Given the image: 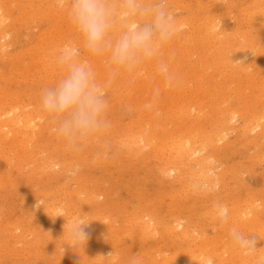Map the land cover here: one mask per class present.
<instances>
[{"label": "rangeland", "instance_id": "rangeland-1", "mask_svg": "<svg viewBox=\"0 0 264 264\" xmlns=\"http://www.w3.org/2000/svg\"><path fill=\"white\" fill-rule=\"evenodd\" d=\"M17 1H19V0H17ZM25 1V2H24ZM29 1V0H28ZM28 1H26V0H20V3H25V4H23L24 6H26L27 4H29L30 2H28ZM34 1H38V0H32V2H34ZM42 1H44V0H42ZM169 1V2H168ZM167 1V5H168V11H171L170 13H171V16H172V18H174V19H176L175 21H181V22H189V21H195L194 23H198L199 21H201V22H203V19L204 20H207L206 18H207V16H211V14L213 15L211 18H213V19H211L212 21H213V23H215V21H216V18L217 17H219L218 15H220V18H217V19H219V20H217V22H219V23H217V26L215 27V29H217L219 32H221V33H224V34H226L227 33V35H229V33L231 32V35H229L230 37V40L231 39H234V40H231V42L229 41L228 43H229V46L230 47H232L233 46V48H230L231 50H234L235 49V47L236 48H243L242 46V44L246 41H244L243 39H245V37H244V35H242V37H244V38H242L241 37V34L242 33H244L246 30V32H247V35H249V36H247L246 35V32L244 33L247 37H248V39H250V38H252V39H254V40H256V41H253V42H255V43H257V44H255V45H259V44H263L264 45V34H262V32L264 33V28H263V26L262 25H260V24H258V20L256 19V18H254V19H249V17H248V15H249V13H250V11L253 9V3H254V1L253 2H251V0H240L241 2H239L238 0H223V1H226V2H223L222 0L220 1V0H214L213 2L211 1V0H209V3L206 1V3L204 2V3H202L201 4V9H200V7H195V10H197V9H199V10H197V11H193V7L195 6V0H191V1H189L188 3H185L184 2V0H168ZM172 1H174L173 3H171ZM188 1V0H187ZM186 1V2H187ZM192 1H194V2H192ZM211 1V2H210ZM229 1V2H228ZM245 1V2H244ZM28 2V3H27ZM183 2V3H182ZM222 3V4H217V3ZM234 2H236V3H234ZM37 3H39V2H35L34 3V5H37ZM185 3V5H183ZM193 4V5H191L190 6V4ZM212 3H213V7H211V5H212ZM228 5L229 4V6H227L226 4ZM240 3V4H239ZM171 4H173V6L171 5ZM189 4V5H188ZM237 6H236V5ZM245 5V6H243V5ZM255 4H256V0H255ZM189 7H188V6ZM203 5H207V7L210 9H205L206 10V13L204 12V8H205V6L203 7ZM210 5V6H209ZM218 5L220 6V7H218ZM226 7L227 6V8H228V10L229 11H227V8H225L224 6ZM231 5V6H230ZM236 6V7H234V9H237L236 11L233 9V6ZM240 5V6H239ZM247 5V6H246ZM173 8H172V7ZM174 6H176V8H177V10H176V8L174 7ZM186 8H185V7ZM217 6V7H216ZM243 6V7H242ZM249 6V7H248ZM16 8L18 7V6H15ZM13 8V10H12V12L14 13H12V15H13V17L15 16H17L18 14H16V8ZM38 7H39V5H38ZM188 7V8H187ZM215 7V8H214ZM221 7H223V8H221ZM247 7V11H245L244 9ZM170 8H172V9H170ZM175 8V9H174ZM189 8H191L190 10H189ZM203 8V9H202ZM231 8H232V10H231ZM240 8H243V10L242 9H240ZM249 8H251V10L249 9ZM170 9V10H169ZM185 9V10H184ZM188 11H187V10ZM218 9H220V10H218ZM223 9V10H222ZM224 9H225V12H224ZM240 9V10H239ZM173 10V11H172ZM239 10V11H238ZM245 11L246 13H243L242 11ZM177 11V12H176ZM178 11H179V13H178ZM211 11H213V13H210ZM215 11H217V12H215ZM222 11V12H221ZM232 11V12H231ZM200 12H202V13H200ZM177 14V15H173V14ZM197 13V15L195 16V14ZM218 15H217V14ZM220 13V14H219ZM234 13L236 14V15H234ZM240 13H242V15H240L239 14V16L237 17V15ZM16 14V15H15ZM183 14V15H182ZM207 14H210V15H207ZM12 15H11V18H12V21H11V25L14 27L12 30L10 29V31H11V34H10V36H9V38H7L6 40L8 41V46L9 47H7V49L8 50H12L11 52L10 51H8V50H5V51H8V54H7V52H4L5 54H1V57H0V66H2V68H0V74H2L3 75V77L1 78V79H3L2 81H1V79H0V82H1V84L0 85H3V88H4V91H5V93L7 94H13V102L15 103V104H18V106L20 107V112H23L24 114H31V115H33V116H35L34 118V120L35 121H33L34 123H35V125H37V126H35V132H34V137L36 136L37 138H35L33 141H32V143H31V150H27V151H24V154H21V153H23V150H21V149H19V151L18 150H16V152L14 153V151H12L13 149H12V144H10V143H8V142H5L4 144H2V143H0L1 144V149H3V150H1V152L2 153H4V156H6L5 154L7 153V158L5 159V160H2L1 159V156L3 155V154H1L0 153V161H2V162H0V164H1V166H2V163H3V166L4 167H6V169H8V170H6V169H2L1 171L3 172H5L4 174H7L6 176H4V174H3V176L4 177H7V178H9L8 180H4V179H6V178H4V177H2V175H1V171H0V181H2V182H0V184H2V185H0V193H2V194H0L1 196H0V202H2V203H0L1 205V209H0V214L2 215V216H0V223L2 222V224L0 225V226H2V225H4L5 227H1L0 229H2V230H0V232H1V235H0V239H1V241H5V243H2L1 241H0V245H1V247L4 245V244H7L8 246H10V247H8L7 245H4L3 247L4 248H1L0 250L2 251V253L0 252V254L1 255H3V253L4 252H6L7 251V253H6V256L8 255H10V257H6V256H2L1 257V255H0V264H13V263H15V264H64V263H66L67 261H69V263L67 262L66 264H75L74 262V260H73V258L75 259V258H79L80 257V259H78V264L80 263V264H82L83 263V261L85 262V263H91V264H93V263H95L94 261H96V260H94V258L95 259H97V262L98 263H101V264H111V263H115V264H128V261H129V259L132 257V256H134V252H135V256H138V258L140 257V260H142L141 261V263L143 262H145L146 261V259H142V257L143 258H145L146 256L148 257V255L147 254H149V257L147 258V262H149V263H147V262H145L144 264H152V263H150V261L151 262H153V264H162V262L164 263V264H166L165 263V261H166V259H167V261H169V259H170V264H174V263H176V264H180V263H184L186 260H188V259H191V256H192V251H194V254H193V257H197V258H202V257H204L205 255H206V253L205 252H203V251H205L206 250V248L208 247L209 248V250H208V248H207V250L208 251H210V252H208V251H206L207 252V254L208 255H212V254H215V258H214V261L216 262H218L219 261V259L217 260V258H219V256L221 255L222 257H224V259L227 261V262H229V263H231L232 261L234 262L233 264H239V263H242V264H244V263H246V264H261V262L263 261L262 259H264V251H260V250H264V233H262V235H260L261 234V232L259 231V232H257V230H259V229H261V228H264V227H261V225L263 224V226H264V210L262 211V209H264V208H260V203H264V199H262V201H261V199H260V195L262 196V195H264L263 194V192H264V178H263V176H264V166H262V165H264L263 163L261 164V162H264V157H263V155L264 154H262V153H264V148H262V147H264V144H262V143H264V140L262 141L261 139H260V141H259V137H257V136H255L256 134H255V131H253V134H254V141H253V135H251V133H252V131H250V133H246V135H245V133H243L238 127V124H239V122H240V124L239 125H241V118H237V119H234V120H232L231 122L233 123V121H234V123H236L237 122V125H235L234 123H233V125H235L236 126V128H234L235 126H233V130H232V127H231V125H232V123H228L229 124V126H228V124H227V127L229 128L230 127V129L231 130H229V132H227V129L225 130L226 131V133L227 134H225L224 133V135H223V137H225V138H223V139H219V138H217L216 139V137H218L219 135L218 134H220V135H222L220 132H217L216 130H217V128L219 129L220 128V126H216L217 124H214L213 126H216V127H212L211 126V121L210 120H208L207 118H205L204 120H206L205 121V123H204V121L202 120V118H201V122L203 123H199L200 125H198V122H195V121H191V120H195V113H197V106H192V107H189V103H187V99H188V101H190L191 103H194V101H195V99L193 98V96H194V94L197 92V90H201V86L199 85V83L198 82H202V81H200V79L202 80L203 79V72H207V71H209V73H208V75L209 76H211V77H214L213 79H216L217 80V77H218V79L219 80H221L222 79V76H220V75H223L225 78H226V85L227 86H229V88L228 89H226L225 88V90H223L222 92H221V97L223 98V99H225L226 100V102H222V100H219L220 102H221V104L222 105H229L230 107L232 106V108H235L236 106V108H237V110H239V109H241V111H242V109H243V111H244V109L246 110L248 107H251V108H253V109H251V110H254V104L255 103H259L258 105H259V107L261 106L262 107V105H261V103H262V101H259V99L258 100H256L257 98H253L251 101L253 102V104L251 105V106H247L243 101H241L240 99H238V96H236V95H234V93H232V92H230L229 91V89L232 87V85L229 83V77H231L232 76V78H233V80H236L237 78H239V77H241L240 75H242V76H246V78L248 77L249 78V76L251 75H254L255 77H257L256 75H258V78L259 79H263V78H261V76L262 77H264V70L262 71V68H261V70H260V68H258V67H263L264 66V56L261 58V59H259V62L257 63L258 64V67H257V69H255L256 68V66H257V64L256 65H254L253 67H249L247 70L249 71V74H248V71L245 73V72H240V69L239 70H237L236 68H238V65L242 62V63H247V62H250L253 58H254V56H256V54L257 53H254L253 55H243V54H247V53H242V57H244V59H241L240 61L239 60H233V62L231 61L232 59H234V53L232 54V51H228V50H226V54H225V56H226V59L227 60H229L230 61V64H227V65H229V69L231 68V71L229 72V73H227L228 72V66L227 65H215L214 67H215V70L214 69H212V68H208V69H204V70H200V72L201 73H197L196 75H194V76H197V80H196V78L194 77V81H189V79L190 80H193V78H192V74H190L189 75V77H186L187 79V83L186 84H188L189 86H187L186 84H185V88L183 89V90H185V91H181V93H185L186 94V96H188L189 94V92H190V95L192 96H188V98H184V96H185V94L183 93V94H180V95H178L177 93L175 94V96H176V98H178V97H182L181 99H182V101H186V103L188 104H185L186 105V107H184L185 108V110H184V112L182 113V115H183V118H186V119H191V120H186V121H191V122H193L192 124L195 126V124L197 125V126H193V128H192V126H191V128H192V130H196L195 128H198V127H200L201 125H202V129H204L205 131H212V132H208L210 135H213V132H215L216 133V135H218V136H216L215 135V133H214V135H215V137H214V135L212 136V139H213V141L216 139V144H217V141H218V139H219V143H223L225 140L227 141V143H229L230 145L232 144L233 146H238L236 149H238V150H236L235 148H232V146H231V148L229 149V144L227 145L225 142H224V144H225V146L227 145V148H223L224 146L223 145H221V144H219L218 143V145L221 147H215L216 145L215 144H213L214 146L212 147H210V146H207L206 147V150L205 151H203L202 153H205V152H207V153H205V154H207L208 156L210 155V157L212 158V160H211V163H213L212 161L214 160L215 162L212 164V165H214V164H216V163H222L221 164V166L220 165H218V164H216V165H218V167H216V165H215V167L216 168H218L217 170H215L214 169V172L215 173H218L219 171V169H220V171H221V169H222V172H221V175H223V174H225V176L223 175V176H221V179H222V177H223V181H225V179H227L228 177H229V179H227L228 180V182H229V184L228 185H230V186H232V188L233 187H235V183H238V189H232L230 186H228L226 183H227V180H226V182H222V180H221V182H222V184L219 182V184L217 183V185H215V184H213V186H208L207 184L205 185V184H203L202 183V179L201 178H199V177H196V181H195V188L197 189V190H195V189H193V187L191 186H189L190 184H188V183H190V178H188V174L191 172V171H193V170H191V169H189V167H191V165L192 164H190V160H188L187 162H188V164L187 165H185L187 162L186 161H184L183 163H184V165L182 164V166H186V167H182L181 168V170H180V173H181V171H182V176H183V174L186 172V175L184 174V176H183V178H184V180H183V178H182V176L180 175L179 177H175L173 174H171V173H163V172H161L160 170H161V167H162V160H160V158H158V155L157 154H155V152L153 151V149H151V148H147V147H145V149H144V147L143 148H141V150H142V153H141V151H140V153H139V151H136L139 155H138V158L136 157L137 156V153H135L134 151H133V149L130 147V145L129 144H126V142L127 143H129L128 142V136H127V134H125L124 132L126 131L128 134L129 133H131L130 131H133V133H134V131L136 132L137 131V129L138 128H140L139 126L141 125V123L143 124V127L142 128H140V129H138V131L139 130H144L145 132H146V128H144V127H147V125H145V121H144V117H142V116H140L141 114H142V111H143V109H141V108H139V106L140 107H144V108H146V106H147V108H149L151 105V103L149 104V103H147V101L148 102H151V100H153V99H155L156 101H157V97L156 96H158V94H157V92L156 91H158V90H160V92H161V90H162V87L160 86L159 87V85H158V83L155 81V80H157L158 78H161L163 75H165V73H166V77H164L163 79H166L167 81L169 80V76H168V74H169V68H168V63H170V62H168V59L165 57V56H161L162 57V59L160 60V59H158V61H157V63L155 64V66H156V68H155V66H154V69H151L155 74H153V72L151 71V70H149V74H153V75H151L152 77H153V82H152V84H154L155 82L157 83V84H155L156 85V87H158V88H156L155 87V85H153L152 86V88L154 89H146L147 87L149 88L150 86L147 84V87L146 86H144L145 88H143V89H141L143 92H140L139 94H140V97H138L139 96V94L137 95V96H133L134 98L135 97H138L137 99L135 98V103H133L131 100L128 102V100L126 99V101H124L123 100V98L125 97V96H120L119 97V95H117V98L118 99H113V97H115L116 98V95H114L115 93L116 94H118L119 92H117V91H119V90H117V91H115L116 89H118V88H114V87H110L111 89H112V91H111V89L110 88H108L107 87V89H105V93H106V96H107V100H108V102H111V103H109V104H113L114 106H112L111 105V107L110 108H108V111H107V113H109V114H106V118L108 117V121L109 122H111L112 121V123H110V125L111 126H109L110 128H107V130L104 132V133H102V134H99V135H97V137L95 136V139H93V137H92V139L90 138V139H88L87 141L88 142H85V143H83L80 147H78L77 149L76 148H70L71 150H68V148L66 149V147L65 148H63V146H67L57 135H55L56 133H55V131H54V127L52 126V124H51V122H50V120H48L49 118L47 117V115L45 114V113H43L42 112V109H41V107H40V97H41V93H42V90L45 88V87H51V86H54V84L56 83V81H58L60 78H61V76H58V75H53L52 76V79H50L51 78V75H49V74H47V76H45V75H42V74H38L37 73V70H38V68H37V70H36V72H34V73H36V74H34V73H31L32 74V76H31V74H30V78H32L33 79V77H34V75L37 77V78H39V77H41V79L43 80H41V79H39V80H41V81H39L36 77H34L35 79H29V75L28 76H26L25 74H24V76H23V74H22V76H21V74H17V72H19V70L17 69L16 71H15V65L18 63V65H16V68H20L21 67V65H23V62H22V59L23 60H25V61H28L29 59L28 58H30V57H36V56H38V53H40L41 51V53L39 54V56L38 57H42L41 55L43 54V56L45 55V57H43V58H48V57H50L51 55H53L51 52H50V50H52L51 49V46L53 47V44H49V43H47V42H50V40H51V37L49 36V32H51V33H53V35L55 36V35H57L58 36V34L56 33V32H52L51 31V29H52V25H54V23H53V21L52 20H50V19H38L39 21H41V22H44L45 20H46V22H44V24L45 23H49L50 25H44L43 23H41V22H39V21H37V19L36 20H32L31 19V21L32 22H37V23H33L32 25H31V21L29 20V23H22L23 21H21L20 22V20H13V17H12ZM207 15V16H206ZM215 15V16H214ZM221 15H224V17H222ZM228 15H230L229 17H231L230 19H229V17H228ZM232 15V16H231ZM177 16V17H176ZM178 16H180V17H178ZM200 16V18H198ZM201 16H203V17H201ZM236 16V18L235 19H237L238 18V21L237 20H234V17ZM241 16H243L244 18H242ZM195 17V18H194ZM216 17V18H215ZM221 17H222V19H221ZM241 17V18H240ZM190 19V20H188V19ZM194 18V19H193ZM228 18V19H227ZM138 19H142V18H138ZM174 19H173V21H174ZM224 19H226V21L228 22H225V20ZM239 19H242L243 21H241V20H239ZM248 19V20H247ZM50 20V21H49ZM224 20V21H223ZM255 22H254V21ZM257 20V21H256ZM19 22L18 24H17V22ZM47 21H49V22H47ZM231 21H232V23L233 24H231ZM241 21V22H240ZM252 23V24H250V22ZM40 23V25H39V23ZM221 22V23H220ZM223 22H224V24H223ZM235 22V23H234ZM247 22H248V25H247ZM254 22V23H253ZM15 23V24H14ZM22 23V24H21ZM212 23V24H213ZM215 23V24H216ZM225 23H227L226 25H225ZM238 23V26L237 25H235V24H237ZM21 24V25H20ZM219 24H221V25H219ZM223 24V25H222ZM230 24V25H229ZM241 24V25H240ZM17 25V26H16ZM28 25H30L29 26V28L31 27H33V31H31L32 29H29L28 31H27V27H28ZM37 25L39 26V27H37ZM186 25V26H185ZM219 25V26H218ZM17 27V29H16V27ZM25 26H27V27H25ZM43 26V27H42ZM224 26V27H223ZM227 26V27H226ZM241 26H243V27H241ZM256 27V28H254L256 31H257V28H258V30H261L260 29V26H262V31L260 32V34L258 35V37L257 36H254V35H256V31L253 29V28H251V27ZM22 27V28H21ZM24 27H25V29H24ZM35 27H37V28H35ZM40 27H42L41 29H40ZM46 27V28H45ZM186 29H185V28ZM217 27H219V28H217ZM221 27V28H220ZM237 29H236V28ZM249 27V28H248ZM182 28V30H188L189 32L191 31V27H188L187 26V24H183V26H181L179 29H181ZM234 28H235V30H234ZM241 28H244V31H241L240 32V29ZM246 28V29H245ZM14 29H15V31H14ZM49 30V32H47L48 30ZM231 29H232V31H231ZM238 29H239V31H238ZM248 29H249V31H248ZM26 30V31H25ZM42 32H41V31ZM182 30H180V31H182ZM243 30V29H242ZM24 31H25V33H24ZM54 31V30H53ZM226 31V32H225ZM228 31V32H227ZM251 31H253V33L251 32ZM13 32V33H12ZM22 32V33H21ZM39 32V33H38ZM46 32V33H45ZM238 32H240L241 34H238V35H235L236 33ZM248 32H250L249 34H248ZM255 32V33H254ZM258 32V31H257ZM37 33L39 34V35H37ZM20 34H22V37H21V35ZM24 34H26V37H25V35ZM29 34V35H28ZM199 34V32L197 33V35ZM234 34V35H233ZM254 34V35H253ZM18 35H19V37L20 38H18ZM36 35V36H35ZM46 35V36H45ZM47 35L50 37V39L47 37ZM78 36L77 34H75V31H74V34H73V36ZM193 35H195V37L194 38H192L191 40H190V43H192V44H194L196 41H197V38H198V42H200V43H197L196 42V44H198V46L200 45L201 46V48H200V46L198 47L196 44V46H197V49H194V50H192L193 52L196 50V52L195 53H192V51H191V54L190 55H188L189 56V59H186V60H188L189 62V65H194V64H196V63H198L203 57H202V55H205V52L204 51H206V54L207 53H209V51L211 52V49H209L210 47H209V45H207L206 43H205V40L203 39V38H200V34L198 35V37L196 36V33L195 34H193ZM253 35V36H252ZM59 36H61L60 34H59ZM234 36V37H233ZM251 36V37H250ZM261 36H263V37H261ZM18 39H17V38ZM34 37V39H32ZM40 37V38H39ZM79 37V36H78ZM247 37H246V39H247ZM24 38H26V39H24ZM36 38V39H35ZM43 38V39H42ZM236 38V39H235ZM260 38V39H259ZM263 38V39H262ZM193 39H196V40H193ZM202 39V40H201ZM239 39V40H238ZM263 41H262V40ZM26 40L28 41V43L26 42ZM37 40V41H36ZM39 40H41V41H39ZM47 40V41H46ZM57 40V39H56ZM193 40V41H192ZM237 40V41H236ZM241 40V41H240ZM33 41V42H32ZM46 42V43H44V42ZM59 41V40H58ZM204 41V42H203ZM258 41V42H257ZM261 41V42H260ZM25 42V43H24ZM34 42H35V44H34ZM201 42H203V44L201 43ZM240 43V45H239V43ZM242 42V43H241ZM29 43H31V45H32V47H31V45L29 44ZM236 45H238V47L237 46H235V44ZM11 44V45H10ZM23 44V45H22ZM42 46V44H43V46L41 47L40 45ZM247 44V43H246ZM14 45H16V46H14ZM20 45V46H19ZM30 45V46H29ZM35 45V46H34ZM37 45H38V47H37ZM49 45H50V47H49ZM79 44H77V46H78ZM80 45H81V43H80ZM178 44H176V46H177ZM21 46H22V48H21ZM46 46H48L47 48H46ZM196 46H195V48H196ZM235 46V47H234ZM19 47V48H18ZM33 47L35 48V50L33 49ZM209 47V48H208ZM28 48L30 49V50H28ZM37 48H38V51H37ZM209 49V51L207 50V49ZM27 49V50H26ZM43 49V50H42ZM44 49H46V50H44ZM200 49V50H199ZM25 52H24V51ZM32 50V51H31ZM240 50V49H239ZM18 51V52H17ZM19 51H20V55H18L19 54ZM28 51H30V52H28ZM34 51V52H33ZM36 51H37V53H36ZM44 51V52H43ZM46 51V52H45ZM82 51H84V53L82 52ZM202 51V52H201ZM228 51V52H227ZM248 51V50H247ZM246 51V52H247ZM14 52V53H13ZM23 52V53H22ZM33 52V53H32ZM201 54H200V53ZM9 53L11 54L12 53V55H10V57L11 56H14V57H20L21 56V60H20V62H15L14 60H11L12 59V57H11V59L10 58H8V59H5V58H7V57H9L8 55H9ZM28 54L27 55V58H26V55L24 56L23 54ZM34 53L36 54V55H34ZM44 53H47V54H49V56H47V54H44ZM87 53V54H86ZM22 54V55H21ZM31 54H32V56H31ZM82 54H84V55H82ZM232 54V55H231ZM15 55H17V56H15ZM34 55V56H33ZM58 55V54H57ZM87 55V56H86ZM199 56V58L197 57V56ZM230 55V56H229ZM6 56V57H5ZM24 58H23V57ZM47 56V57H46ZM85 56V57H84ZM88 56H89V53L86 51V50H84L83 48H82V46H80V59L81 60H85V59H88ZM194 56V57H193ZM201 56V57H200ZM230 58V57H232V59H229L228 57ZM257 56H258V54H257ZM256 56V57H257ZM3 57H4V59H3ZM82 57H83V59H82ZM165 57V58H164ZM197 57V58H196ZM249 57H251L252 59L251 60H248V59H250ZM26 58V59H25ZM51 58V57H50ZM192 58H195V59H192ZM3 59V61H1ZM165 59V60H164ZM161 62H160V61ZM194 60V61H193ZM196 60V61H195ZM246 60V61H245ZM248 60V61H247ZM263 61L262 63L260 62V61ZM87 61H89V59L87 60ZM102 62V64H107V63H105L106 61L105 60H101ZM238 61V62H237ZM245 61V62H244ZM164 62L167 64V65H165L164 64ZM171 62H174L173 60L171 61ZM9 63V64H8ZM16 63V64H15ZM159 63H161V64H159ZM188 63H187V66H188ZM235 64V65H234ZM7 65H8V67H7ZM13 65V66H12ZM233 65L234 66H236V68H233ZM11 66V67H10ZM163 66V68H166V69H168L165 73L163 72V70H162V68H159V67H162ZM218 68H217V67ZM219 66H221L220 68H219ZM223 66V67H222ZM225 66V67H224ZM5 67V68H4ZM202 67H204V65H202ZM202 67H200L201 69H202ZM4 68V69H3ZM224 68H226V69H224ZM252 68H254V69H252ZM7 69H8V72H6L7 71ZM159 69V70H158ZM220 69H222V71L220 70ZM263 69H264V67H263ZM5 72H4V71ZM12 70H14V71H12ZM156 70V71H155ZM213 72H212V71ZM219 72H218V71ZM54 71V70H53ZM56 71H59V70H56ZM140 71V73H142L143 71L142 70H139ZM142 71V72H141ZM203 71V72H202ZM210 71H211V73H210ZM221 71V72H220ZM235 71H238L239 72V74L240 75H238V72H235ZM255 71V72H254ZM261 71H262V74H261ZM3 72H4V74H3ZM156 72H158V73H156ZM160 72V73H159ZM162 72V73H161ZM194 72V71H193ZM257 72V73H256ZM258 72H260L259 74H258ZM6 73V74H5ZM8 73V74H7ZM191 73V72H190ZM195 73V72H194ZM220 73V74H219ZM230 73H231V76H228V75H230ZM18 76H17V75ZM200 74V75H199ZM202 74V75H201ZM236 74V75H235ZM49 75V76H48ZM159 76V77H156V76ZM234 75H235V78H234ZM238 75V76H237ZM5 76V77H4ZM186 76H188V75H186ZM200 76H202V77H200ZM217 76V77H216ZM220 76V77H219ZM260 76V77H259ZM8 77H11L12 78V80H11V78H8ZM53 77H55L54 79H53ZM237 77V78H236ZM27 78V79H26ZM44 78V79H43ZM46 78H48V79H46ZM96 78H97V76H96ZM157 78V79H156ZM25 79L27 80V81H25ZM199 79V80H198ZM46 82H45V81ZM49 80V81H48ZM56 80V81H55ZM104 80V79H103ZM103 80H101V84L103 83V85L104 84H106L107 83V81H108V79H105L106 80V82H102ZM204 80V79H203ZM219 80H217V81H219ZM14 81V82H13ZM31 81V82H30ZM32 81H33V83H32ZM52 81V82H51ZM164 81V80H163ZM166 81V82H167ZM26 82H27V84H28V82H30V84L29 85H27L26 84ZM38 82V83H37ZM50 82V83H49ZM111 82H115L113 79L111 80ZM190 82V83H189ZM194 82H195V84H197L198 83V86L197 87H195L196 85L194 84ZM147 83H149V82H147ZM36 84H39V85H36ZM46 84H48V86L46 85ZM191 85H192V87H191ZM195 87V89L193 90V88ZM6 87H8V89L6 88ZM20 87H22V88H20ZM169 87V86H168ZM113 88H114V90H113ZM161 88V89H160ZM165 88H167V85L165 86ZM191 90H190V89ZM197 88H199V89H197ZM40 89V90H39ZM109 89V90H108ZM187 89H189L188 91H187ZM8 90V91H7ZM23 90H25L26 92H24V94H23ZM27 90H28V92L29 93H27ZM152 90H153V92H155V94H156V96H155V94L152 92ZM195 91L196 90V92H193V91ZM10 91H12V92H10ZM33 91V92H32ZM39 91V92H38ZM114 91H115V93H114ZM145 91L147 92V94L149 93V95H151V96H155L156 98H154V97H150V96H147V94H144L145 93ZM149 91V92H148ZM151 91V92H150ZM229 91V92H228ZM10 92V93H9ZM126 94L127 93V91H122V94L123 95H125L124 93ZM159 92V93H160ZM191 92H192V94H191ZM228 92V93H227ZM25 93H27V95L29 94V97L25 94ZM32 93V94H31ZM114 93V94H113ZM152 93V94H151ZM229 93H230V95H229ZM37 94H40V95H37ZM137 94V93H136ZM142 94H144V95H142ZM188 94V95H187ZM228 94V95H227ZM18 95V96H17ZM20 95V96H19ZM24 95H26L25 96V98H24ZM38 97H37V96ZM142 95V96H141ZM234 95V96H233ZM21 96H23V97H21ZM144 96H146V97H144ZM178 96V97H177ZM185 96V97H186ZM200 96H202L201 94H200ZM234 97L235 99H232L231 97ZM236 96V97H235ZM16 97V98H15ZM18 97V98H17ZM33 97V98H32ZM133 97L131 98L133 101H134V99H133ZM228 97H229V100H227L228 99ZM24 98V99H23ZM27 98V99H26ZM153 98V99H152ZM193 98V99H192ZM236 98H237V100H236ZM264 98V96L262 97V100H264L263 99ZM28 99H30V100H28ZM111 99V100H110ZM122 99V100H121ZM144 99H145V101H144ZM149 99V100H148ZM151 99V100H150ZM185 99V100H184ZM16 100V101H15ZM23 100V101H22ZM33 100V101H32ZM114 100V101H113ZM117 100H119L118 102H117ZM137 100H139V102H140V105L137 103ZM154 100V101H155ZM191 100H193V101H191ZM235 100V101H234ZM21 101V102H20ZM28 101V102H27ZM124 102V105L127 107V105H128V108L130 109V110H128V108L126 109V107L123 105V102ZM143 101V102H142ZM155 101V102H156ZM232 101V102H231ZM25 102H27V103H25ZM31 102H33V103H31ZM37 102V103H36ZM228 102H231V103H229L228 104ZM261 102V103H260ZM22 103V104H21ZM28 103H29V105H32V106H29L28 105ZM120 105H119V104ZM130 103V104H129ZM132 103V104H131ZM145 105H144V104ZM227 103V104H226ZM20 104V105H19ZM26 104V105H25ZM38 104V105H37ZM121 104H122V106H121ZM134 104V105H133ZM220 104V105H221ZM22 105V106H21ZM25 105V106H24ZM28 105V106H27ZM33 105H34V107H33ZM132 105V106H131ZM137 105V106H136ZM150 105V106H149ZM233 105H234V107H233ZM240 105V106H239ZM40 107V109H39V107ZM110 106V105H109ZM120 107V109H119V107ZM125 108H124V107ZM239 106V107H238ZM116 107H118V108H116ZM135 107H137L135 110H134V108ZM142 107V108H143ZM158 107V108H157ZM160 107L162 108V106L160 105V103L159 104H157V106H155V109L157 110V109H160ZM260 107V108H261ZM28 108H30V110H28ZM32 108V109H31ZM113 108V109H112ZM117 110V109H119V110H115V109ZM151 108H153V110H155L154 109V107H152L151 106ZM189 108H192V110L191 109H189ZM235 108V109H236ZM239 108V109H238ZM26 109V110H25ZM37 109H39L38 111H37ZM193 109H195V110H193ZM36 112H34V111ZM114 112H113V111ZM128 110V111H127ZM134 110V111H133ZM155 110V112H157ZM160 110H163V111H158L157 113L159 114V113H161V114H163V112H164V109L162 108V109H160ZM29 113H28V112ZM139 111V112H138ZM187 111V112H186ZM192 111V112H191ZM33 112V113H32ZM39 112V113H38ZM113 112V113H112ZM186 112V113H185ZM37 113H38V115H39V118H37L38 117V115H37ZM112 113V114H111ZM128 113H132V114H128ZM139 113H140V115H139ZM188 113H189V115H188ZM191 113H193L192 115H191ZM210 113V112H209ZM40 114H42L41 116H40ZM116 116H115V115ZM156 114V113H155ZM157 114V115H158ZM160 114V115H161ZM166 114V116H164ZM37 115V116H36ZM114 115V116H113ZM118 115V116H117ZM131 115V116H130ZM137 115H138V117H137ZM164 115H161V117L159 118V119H161V120H163L162 122L160 121H158V120H156V122H158L157 123V125L158 124H160L159 125V127H166V128H169V129H171V128H173V126H171V125H174V123L172 124V122L170 123H168V121H170V119L172 118L171 116H170V114H168V112L166 111V113H164ZM179 115V114H178ZM182 115L180 114V116L182 117ZM187 115V116H186ZM193 115H194V117H193ZM110 116H112L111 117V119H110ZM130 116V117H129ZM168 116H170V117H168ZM189 116V117H188ZM190 116H192V117H190ZM43 119V121L41 120V118ZM44 117V118H43ZM114 117H115V119H114ZM134 117H136L137 119H139L140 118V122L139 121H136V122H134V120L133 119H135ZM207 117L210 119V116L209 115H207ZM36 118H37V120L38 119H40V120H38V121H36ZM117 118H118V120H117ZM133 118V119H132ZM168 119V121L167 120H165V119ZM170 118V119H169ZM174 118H177V116L175 115V117H173V119ZM180 118V117H179ZM127 120V121H126ZM264 118L262 119V124L264 123ZM41 123H40V122ZM118 121V122H117ZM129 121V122H128ZM131 121V122H130ZM197 121H200V120H197ZM210 122V123H207V122ZM239 121V122H238ZM48 122V123H47ZM115 122V123H114ZM166 122H167V124H169V125H166ZM185 122V121H184ZM188 122V124H187V122H185L187 125H188V127H189V124L191 123H189ZM127 124L126 126H122L121 124ZM155 123V122H154ZM184 123V124H185ZM195 123V124H194ZM42 124V125H41ZM112 124H114V125H112ZM117 124H118V126L119 127H117ZM120 124V125H119ZM131 124V125H130ZM134 124V125H133ZM163 124H165V125H163ZM183 124V126L185 127V125ZM208 126H210V127H208V129H207V125ZM210 124V125H209ZM45 125V126H44ZM50 125L52 126V127H50ZM116 125V126H115ZM128 125H130V129H131V127L132 128H134V127H136V126H138V127H136V128H134L133 130L131 129H129L128 127ZM136 125V126H135ZM163 125V126H162ZM186 125V126H187ZM206 127H205V126ZM40 126V127H39ZM48 126V129L49 128H52V129H50L51 131H49L46 127ZM113 126V127H112ZM115 126V127H114ZM142 126V125H141ZM169 126H171V127H169ZM118 129H117V128ZM121 127H123V128H121ZM241 127V126H240ZM40 128V129H39ZM46 128V129H45ZM111 128H112V130H114V129H116V130H114V131H112L111 130ZM114 128V129H113ZM119 128L120 129H122L124 132H122V131H120L119 130ZM129 130H128V129ZM212 128H215V129H213L212 130ZM263 128H264V124H263ZM42 129H44L43 130V132H42ZM111 130L110 132L108 131V130ZM47 130V131H46ZM237 132H236V131ZM117 131V132H116ZM119 131V132H118ZM235 132L236 133V136H235V134H233V133H230V132ZM43 134H42V133ZM46 132V133H45ZM48 132V133H47ZM121 132V133H120ZM38 133V134H37ZM109 135H108V134ZM115 133H117V134H115ZM120 133V134H119ZM237 133H239L240 134V136L241 137H239V134H237ZM48 134V135H47ZM232 135V136H228V135ZM40 137H39V136ZM43 137H42V136ZM53 135H55V136H53ZM119 135V136H118ZM127 136V137H124V136ZM243 135V136H242ZM251 135V136H250ZM199 136V135H198ZM230 138V137H232V140H231V138L230 139H227L228 137ZM119 137L121 138V140H122V138H123V140L121 141L122 143H123V141L125 140V142L123 143V144H121V142H119L120 141V139H119ZM227 137V138H226ZM243 137H245V138H247V139H245V138H243ZM262 137V136H261ZM39 138V139H38ZM55 138H56V140H55ZM111 139V140H109V139ZM215 138V139H214ZM239 138L241 139H244V140H240V142H239ZM249 138H250V140H249ZM252 138V139H251ZM234 139V140H233ZM262 139H264V136L262 137ZM51 140H52V142H51ZM108 140V141H107ZM114 140V141H113ZM222 140V141H221ZM248 140V141H247ZM40 141V142H39ZM93 141V143H97L98 145L96 146L95 144H89V142H92ZM102 141H104V143L102 142ZM231 141H233V143L231 142ZM236 143H235V142ZM246 142V144L244 143V142ZM256 141V142H255ZM259 141V142H258ZM262 141V143H260ZM64 143V145H63V143ZM100 143V145H99V143ZM113 142V143H112ZM214 142V143H215ZM237 142H239V145L237 144ZM248 142L250 143V144H248ZM253 143V145H251L252 143ZM46 143V144H45ZM50 143V144H49ZM61 143H62V145H61ZM103 143V144H102ZM109 143V144H108ZM254 143H260L259 145H261V146H257V148L255 149L254 147H256V145L257 144H255L254 145ZM51 144H52V146L55 148H53V147H51V149H50V146H51ZM56 144V145H55ZM102 144V145H101ZM112 144H114V145H112ZM124 144H126V145H128V146H125ZM245 144V145H244ZM4 145V146H3ZM50 145V146H49ZM62 146V148H61V146ZM92 145V146H91ZM93 145H95V146H93ZM117 147H116V146ZM122 146V147H120V146ZM240 145L243 147H240ZM247 145H248V147H247ZM3 146V147H2ZM6 146H8V150H7V147ZM49 146V147H48ZM85 146V147H84ZM87 146V147H86ZM104 148H103V147ZM109 146V147H108ZM124 146V147H123ZM251 146V147H250ZM41 147H42V149H41ZM46 147H48V150L46 149ZM120 147V148H119ZM129 148V150H131V151H129L128 150V148ZM248 149H247V148ZM258 147H260L261 148V150H260V148H258ZM33 148V149H32ZM34 148H38V150H36V149H34ZM39 148H40V151L42 150L43 152H40L39 151ZM44 148V149H43ZM100 148V149H99ZM107 148H109V149H107ZM111 148V149H110ZM116 150H115V149ZM127 148V149H126ZM147 148V149H146ZM213 148V149H212ZM217 148L219 149V156L217 157ZM223 148V149H222ZM241 148H242V150H241ZM254 148V150H252ZM50 149V150H49ZM90 149V150H89ZM105 149H106V152H104L105 151ZM151 149V150H150ZM225 150V154H226V151L227 150H229V151H227V152H230L228 155H225L224 154V152L222 151V150ZM63 150H64V152H65V154H62V153H64L63 152ZM68 150V151H67ZM76 150H78L77 152H76ZM83 150H85L84 152H83ZM87 150V151H86ZM103 150V151H102ZM109 150V151H108ZM215 151V152H213V151ZM245 150V151H244ZM247 150V151H246ZM249 150H250V154H248L249 153ZM252 150V151H251ZM10 151V152H9ZM22 151V152H21ZM28 151H30V152H28ZM39 151V152H38ZM67 151V152H66ZM92 151V152H91ZM96 151V152H95ZM102 151V152H101ZM239 151H240V153L242 154H240L239 153ZM258 151H260V152H258ZM6 152V153H5ZM12 152V153H11ZM18 152H19V154H18ZM26 152H28V154L30 155H28V154H25ZM39 154H38V153ZM62 152V153H61ZM72 152H75V153H72ZM90 152V153H89ZM101 153V154H99V153ZM129 152H131V153H129ZM211 152V153H210ZM221 152L224 154V155H222L221 154ZM236 152V153H235ZM242 152H244V153H242ZM245 152H247V153H245ZM254 152V153H253ZM257 152V153H256ZM19 155V157L17 156V154ZM37 153V154H36ZM43 153V154H42ZM54 153H55V155H54ZM96 153V154H95ZM98 153V154H97ZM108 155H107V154ZM114 153V154H113ZM146 153V154H145ZM148 153H149V156H147L148 155ZM259 153H261L260 155H261V158H260V155L258 156L257 154H259ZM12 154L14 155V156H12ZM34 154H36V155H34ZM41 154H42V156H41ZM66 154H69V156L68 155H66ZM75 154H77V158L79 159H76V157H75ZM80 154V155H79ZM88 154H89V156L91 157V156H93V158H92V160H91V162H90V160H89V156H88ZM92 154V155H91ZM104 154V155H103ZM113 154V155H112ZM121 154V155H120ZM125 154V155H124ZM127 154V155H126ZM130 154V155H129ZM132 154H135L134 155V157H132L133 155ZM154 154V156H152ZM221 154V155H220ZM255 154V155H254ZM11 156V157H13L12 159H11V157H9V156ZM17 156V158L18 159H20V161H18V159L17 158H15L16 156ZM26 155V156H25ZM37 155H38V157H37ZM58 155H60L61 157H60V159H56V158H59V157H57ZM63 155V156H62ZM64 155H65V157H64ZM74 155V156H73ZM96 155V156H95ZM103 155V156H102ZM113 156L112 158H111V156ZM124 157H123V156ZM142 155V156H141ZM143 155H145V156H143ZM155 155H157V156H155ZM215 157V158H217V161H216V159H214L213 158V156ZM231 157H230V156ZM238 156V158H237V156ZM4 156H2V157H4ZM27 156H28V159H27ZM36 158H35V157ZM39 156H40V158H39ZM44 156H47L45 159H49L50 160V164L52 163V161H53V163L51 164V167L49 168H47L46 167V169H45V167H43L41 164H39L40 163V159L42 158V157H44ZM52 156H54V158H52ZM73 158H72V157ZM80 156H81V160H80ZM82 156H83V158H82ZM97 156L98 157H100V158H98L97 159ZM110 156V157H109ZM128 156H130L131 157V160H129L130 159V157L128 158ZM152 156V157H151ZM223 156V157H222ZM225 156V157H224ZM228 156V157H227ZM244 156V158H242ZM248 156V157H247ZM254 156V157H253ZM257 156H258V158H257ZM23 157V158H22ZM51 157V158H50ZM72 158V161H71V159L69 160L70 161V163L72 164H70L69 163V161H67L68 159H63V158ZM88 157V158H87ZM103 157V158H102ZM115 157H117V158H115ZM146 157V158H145ZM147 157H149V158H147ZM155 157V158H154ZM156 157H157V159H156ZM221 157H222V160H221ZM250 157H253V158H257V159H254V162H253V158H251L250 159ZM5 158V157H4ZM3 158V159H4ZM23 160H22V159ZM29 158H31V159H29ZM33 158H34V163L33 162H31V160L33 161ZM39 158V159H38ZM126 158V159H125ZM128 158V159H127ZM136 158V159H135ZM140 158H141V160H140ZM143 158H145V159H143ZM223 158H224V160H223ZM228 158V159H227ZM230 158H233V159H230ZM242 158V161L241 160H239V159H241ZM15 159H17L16 161H15ZM24 159H26L25 161H24ZM64 161V163H63V161ZM73 159H75V160H73ZM94 159V160H93ZM104 159V160H103ZM154 159H156V160H158L159 159V161H160V163L158 162V161H156V160H154ZM227 159V160H226ZM249 159V160H248ZM260 159H262V160H260ZM27 160H28V164L27 163H25V162H27ZM76 160H78L77 162H75ZM85 160H87V161H89L88 163L87 162H85ZM102 160V161H101ZM110 160H111V164H110ZM117 161V163H118V160H119V163L117 164L115 161ZM124 160H125V163H123L124 162ZM131 162L130 164H131V169H129V166H130V164H129V161ZM139 160L141 161V163L142 164H140V163H138L139 162ZM145 160V161H144ZM150 160V161H149ZM152 160H153V162L155 163V168L154 169H158L159 170V172L158 171H156V170H154L153 168L151 169V167L153 166V162H152ZM248 162V163H246V161ZM257 160H259V161H257ZM6 161H7V163H14V164H8L7 165V163H6ZM9 161V162H8ZM13 161H15V162H13ZM56 161V163L58 164V166L57 165H55L54 164V162ZM57 161H59V162H57ZM81 161H83L82 163H81V166L79 167V162H81ZM93 161V162H92ZM99 161V162H98ZM122 163H121V162ZM135 161V162H134ZM149 162L152 166H150V164L149 165H147V162ZM223 161V162H222ZM256 161V162H255ZM261 161V162H260ZM20 162H21V165H20ZM43 162V161H42ZM61 162V163H60ZM73 162V163H72ZM77 164L78 163V165H76L75 163ZM98 162V163H97ZM113 162V163H112ZM186 162V163H185ZM247 164H245V163ZM249 162H250V165H249ZM253 162V163H252ZM258 162V163H257ZM23 163H25V164H27V165H25V166H23ZM59 163L61 164V166H62V163L64 164V166H60L59 165ZM67 163H69V166L67 167L66 166V164ZM92 163L94 164V165H92ZM103 163V164H102ZM144 163L147 165H144ZM210 163V164H211ZM229 163V164H228ZM232 165H231V164ZM243 163V164H242ZM260 163V164H259ZM35 164H38V165H36L35 167L37 168L36 169V171L34 170V168L35 167H33V165H35ZM43 164V163H42ZM105 164V165H104ZM134 166H133V165ZM139 164V165H138ZM252 164V165H251ZM43 167H41V166ZM138 165V166H137ZM144 165V166H143ZM161 165V166H160ZM228 165V166H227ZM243 165H246L247 167H248V165H249V167H248V169H246V166H243ZM28 168H27V167ZM38 166V167H37ZM76 166V167H75ZM90 168H89V167ZM143 166V167H142ZM158 166V168H156ZM159 166H160V168H159ZM224 166H227V167H224ZM17 167H19V168H21V169H19L20 170V172H25V173H20V172H18L17 173V170L18 169H15V168ZM40 167L42 168V169H40ZM109 167V168H108ZM110 167H112V168H110ZM140 167V168H139ZM193 168H194V166H192ZM221 167V168H220ZM229 167V168H228ZM230 167H234L235 169H236V167L237 168H239L240 170H234L233 168H230ZM257 167H258V169H260V170H258L257 169ZM2 167H0V169H1ZM56 168H58V169H56ZM62 168H63V170H65V171H67V172H65V171H63V175H67L68 176V178L67 177H65V176H62ZM65 168H67L68 170H66ZM92 168V169H91ZM140 170H139V169ZM185 168H186V170H185ZM252 168V169H251ZM25 169V170H24ZM28 169V170H27ZM40 169V170H39ZM56 170L57 172L59 171V169H61L60 171H59V173H55L54 174V172L55 171H53V170ZM71 169H72V171H71ZM75 169V170H74ZM83 169H85V170H83ZM91 169V172L89 171ZM128 169V170H127ZM138 171V172H136V170ZM144 169L145 170H148L149 171V173H151V175L150 174H148V171H146V173L144 172ZM188 169H189V171H188ZM232 170V171H230V170ZM245 169V170H244ZM10 170V171H9ZM16 170V171H15ZM45 170V171H44ZM49 171V172H51V174L49 173H46V171ZM50 170H52V171H50ZM88 170V171H87ZM96 170V171H95ZM110 170H111V172H110ZM114 172H113V171ZM125 170H127V171H125ZM133 170V171H132ZM184 170V171H183ZM230 171L231 173L229 174V173H227L228 171ZM243 172H242V171ZM252 170L253 171H257L255 174H254V172H252ZM29 171H31V172H29ZM35 171V172H34ZM69 171V172H68ZM86 171V172H85ZM101 171H102V173H101ZM151 171V172H150ZM154 171H155V173H154ZM236 173H235V172ZM239 171V172H238ZM259 171H262V172H260V174H259ZM16 173L15 175H13V173ZM37 172V173H36ZM38 172H40V174L41 173H46V175L43 173V174H41V176H39V173ZM73 172V173H72ZM75 172V173H74ZM84 172L87 174V175H85L84 174ZM103 172H104V174H103ZM117 172H120V173H117ZM153 172V173H152ZM184 172V173H183ZM187 172H189L188 174H187ZM213 172V173H214ZM223 172H225V173H223ZM244 172H245V174H244ZM10 173V174H9ZM31 173V174H30ZM64 173H68V174H64ZM90 173V174H89ZM93 173V174H92ZM100 173V174H99ZM115 173H117L116 175H115ZM124 173V174H123ZM127 174V178L125 177L126 176V174ZM129 173H131V174H129ZM142 173V176L141 175H139V174H141ZM143 173H144V175H143ZM157 173V175L161 178V179H157V175H155ZM162 175H161V174ZM214 173V174H215ZM223 173V174H222ZM235 173V174H234ZM240 175H239V174ZM242 173V174H241ZM19 174V175H18ZM32 174H34V175H32ZM59 174V175H58ZM75 176H77V177H73L74 175ZM81 174V175H80ZM89 174V175H88ZM96 175V174H98L97 176H96V180L94 179V178H92L93 177V175ZM122 175L121 176V178H120V176L119 175ZM147 174L149 175V176H147ZM165 176H164V175ZM213 174V175H214ZM227 174V175H226ZM237 174L239 175V176H237ZM258 174V175H257ZM17 175V176H16ZM28 175L30 176V178L33 176V178L32 179H30L29 177H28ZM92 175V176H91ZM95 175H94V177H95ZM99 175H101L102 176V178H100V177H98ZM104 175H106V176H104ZM154 175H155V177H154ZM213 175H212V177H213ZM229 175H231V176H233V175H236V176H234V177H230ZM244 175V176H243ZM249 175H251L250 176V178L249 177H247V176H249ZM260 175V176H259ZM8 176H10V177H8ZM11 176H13V177H15V179L13 178V177H11ZM39 176V177H38ZM53 176V177H52ZM55 176V177H54ZM71 176V177H70ZM79 176V177H78ZM88 178H87V177ZM118 176H119V178H118ZM150 176L152 177V178H150ZM157 176V177H156ZM162 176V177H161ZM170 176V177H169ZM189 176H191L190 174H189ZM245 176H246V178H245ZM17 177V178H16ZM19 177H21V178H19ZM35 177H37L38 178V180L35 178ZM43 177V178H42ZM58 177H60V178H58ZM81 177V178H80ZM82 177H84L85 179H82ZM108 177V178H107ZM125 179H127V180H125ZM130 177V178H129ZM131 177H133V179L131 178ZM145 177V178H144ZM165 177H167L168 179L166 180V178ZM173 177H175V178H173ZM242 177H244L245 179H247V181H244L243 179H242ZM1 178H2V180H1ZM4 178V179H3ZM11 178H12V180L13 181H17V179H18V181L20 182H18V184L16 183V181L15 182H13L12 184H11ZM52 178V179H51ZM57 178V179H56ZM63 178H65V179H63ZM67 178V179H66ZM71 178V179H70ZM75 178H77V179H79L80 178V180H78V182H77V179H75ZM90 178V179H89ZM99 178V179H98ZM123 178V179H122ZM148 178V179H147ZM177 178V180H178V182L182 179V181H184V182H182V181H180V183H182L181 185H180V183H177V180H172V179H176ZM231 178H233V180H235V183H234V181L232 180L231 181ZM238 180H236V179ZM25 179V180H24ZM34 179H36V180H34ZM47 179V180H46ZM50 179V180H49ZM73 179L74 180H76V181H73ZM103 179H105V180H103ZM108 179L109 180H111L110 182L108 181ZM121 181H120V180ZM189 179V181L187 182V180ZM241 181H240V180ZM251 179V180H250ZM33 180V181H32ZM52 180V181H51ZM53 180L56 182L55 184L53 183ZM62 181V183H61V181ZM66 180V181H65ZM67 180L68 181H70V182H67ZM83 180H87V182H83ZM93 181V182H91V184H89L90 183V181ZM99 180H101V181H99ZM106 180L108 181V182H106ZM115 180V181H114ZM132 180V181H131ZM133 180H134V182H133ZM136 180V181H135ZM153 180V181H152ZM171 181H173L172 182V185L174 186H172L171 184H170V182ZM199 180V181H198ZM230 180V181H229ZM8 181H10V184L9 183H7ZM30 181H32V182H30ZM41 181H43L44 183H42ZM47 181H48V183H47ZM59 183H58V182ZM65 181V182H64ZM89 181V182H88ZM100 183H99V182ZM112 181H114L115 183H112ZM126 181V182H125ZM147 181V182H146ZM165 181V182H164ZM250 182V184H248L249 182ZM259 181H261L262 183H263V185H262V183L260 182L259 183ZM25 183V184H22V183ZM27 182H30V183H28V184H31V186L30 185H28V187H27ZM34 182V183H33ZM37 182H41L43 185L44 184H46L45 186H43L41 183L39 184V183H37ZM72 182H75L76 183V185H77V187H76V185L75 184H73ZM80 182H82L81 184H80ZM98 182V183H97ZM127 182H128V184H127ZM150 182V183H149ZM164 182V183H163ZM167 182H169V184L167 183ZM187 182V183H186ZM58 183V184H57ZM63 183H65L64 184V186L62 187V185H63ZM67 183V184H66ZM79 185H78V184ZM96 183H97V186H96ZM101 183H107V184H105V185H101ZM139 183H141V184H139ZM160 183H161V185H160ZM174 183V184H173ZM186 183V184H185ZM225 184V186H224V184ZM231 183H234L233 185H231ZM245 183V184H244ZM247 183V184H246ZM252 183V184H251ZM255 183V184H254ZM17 184V185H16ZM32 184H34V185H32ZM38 185V187H37V185ZM48 184V185H47ZM70 184V185H69ZM86 184V185H85ZM92 184H94V185H92ZM113 184V185H112ZM126 184V185H125ZM133 186H131V185ZM147 184V185H146ZM175 184H176V186H175ZM243 186H242V185ZM13 185V186H12ZM26 185V186H25ZM36 185V186H35ZM60 185V186H59ZM72 185V186H71ZM82 186V188L80 187L79 188V186ZM101 185V186H100ZM157 185V187H155ZM158 185H160L159 187H158ZM183 185V186H182ZM187 185H188V187H187ZM206 187V188H208V190H203V188H204V186ZM221 185H223V186H221ZM262 185V186H261ZM9 186V187H8ZM12 186V187H11ZM20 186H25L24 188L23 187H21L20 188ZM32 188L33 186H35V187H33V188H35L36 189V191L33 189H30V187ZM58 186V187H57ZM67 186V187H66ZM75 186V187H74ZM95 186H96V188L98 189L97 191H96V188H95ZM106 187V188H104V187ZM113 186H116V187H113ZM128 188H127V187ZM129 186H131V187H129ZM165 186H167V187H165ZM170 186H171V189H170ZM180 186L182 187V190H179V189H181L180 188ZM203 186V187H202ZM215 186V188H214V190H215V192H216V190H218L217 191V193H212L211 192V195L209 194L210 193V189H211V191H214L213 190V187ZM221 186V187H220ZM227 186V187H226ZM245 186V187H244ZM251 186V187H250ZM261 187V189L259 188H257V187ZM4 187H6V188H3ZM13 187H16L15 189H13ZM54 187H57V189L56 188H54ZM66 187V188H65ZM72 189H71V188ZM87 187V188H86ZM93 187V188H92ZM104 189H103V188ZM108 187V188H107ZM110 187V188H109ZM112 187V188H111ZM118 187L121 189H124V191L121 189V191H120V189H118ZM125 187V188H124ZM152 187H153V189H152ZM155 187V188H154ZM169 187V188H168ZM187 187V188H186ZM219 187H220V189H219ZM249 189H248V188ZM263 187V188H262ZM2 188V189H1ZM9 188V189H8ZM10 188H12L11 190H10ZM51 188H54L53 190L51 189ZM64 189V190H69L70 192H68V191H64L65 192V194L63 195V190L61 191V189ZM69 188V189H68ZM76 188H78V189H76ZM95 188V189H94ZM135 190H134V189ZM167 188L170 190H167ZM183 188H185V189H183ZM199 188L200 189H202L201 191H203V192H201L200 190H199ZM210 188V189H209ZM221 188L223 189V190H221ZM229 188H231L232 190H234V191H230V193L232 192L233 193V195L231 194H228L229 192H227L228 191V189ZM240 188H241V190L243 191V190H245V191H243V192H241L240 191ZM256 188V189H255ZM24 189V190H23ZM25 189H28V191L27 190H25ZM40 189H42V190H40ZM47 189V190H46ZM49 189V190H48ZM55 189H56V191H55ZM80 189H82V190H80ZM83 189L85 190L84 192H82V194H80V192L81 191H83ZM90 190L89 192H87V190ZM94 189V190H93ZM111 189H112V192H114L115 194L113 195L112 194V192H110L109 193V190L111 191ZM117 189V190H116ZM127 189H128V191H127ZM192 190L193 192L192 193H190L191 191H188V190ZM225 189H227V190H225ZM246 189H248V190H251V189H253L252 191H247ZM18 191V193L19 194H17V192L16 191ZM30 190V191H29ZM42 192V193H40V191ZM52 190V191H51ZM71 190H72V192H71ZM75 190H80V192H78V191H75ZM94 192L93 194L97 197H95V196H92L93 194H92V191ZM99 190H101V191H99ZM151 190L152 191H154L155 190V192H151ZM164 192H163V191ZM186 190H187V192H186ZM194 190L196 191V192H194ZM258 190H260V191H258ZM261 190H263V191H261ZM1 191H6L5 193H3V192H1ZM15 191V192H14ZM21 191V192H20ZM60 191H61V193H60ZM104 191V192H103ZM117 193H116V192ZM120 191V192H119ZM126 191V192H125ZM135 191H137L136 193H138V194H135L134 192ZM141 191V192H140ZM168 191V192H167ZM175 192V195L174 196H172V194H174V192ZM181 191H183V194L184 195H187L188 194V196L186 197V196H184L183 194H180V193H182ZM185 191V192H184ZM198 191H199V193H203L204 195H201V194H199L198 193ZM237 191V192H236ZM240 191V192H239ZM14 192V193H13ZM22 192H24V193H22ZM33 192V193H32ZM37 194H36V193ZM50 192V193H49ZM59 194H57V193ZM69 193V195H68V193ZM74 192H77L78 194H76V193H74ZM87 192V193H86ZM109 194H107V193ZM121 192L124 194V192L125 193H128V196H127V194H125V195H121ZM161 192H163V194L161 193ZM167 192V193H166ZM172 192V193H171ZM178 192V193H177ZM234 192H236L235 194H234ZM16 193V194H15ZM49 193V194H48ZM51 193H55V196L54 195H52ZM67 193V194H66ZM76 194L75 196H74V194ZM84 193H86V194H84ZM104 193V194H103ZM132 193V194H131ZM135 194V196H136V198L134 197V194ZM153 195H152V194ZM159 193H161L162 194V196H161V194L159 195ZM169 193V194H168ZM171 193V194H170ZM185 193H187V194H185ZM193 193H194V195H193ZM205 193H207L206 195H205ZM228 195H230V196H228L227 198H226V196H227V194ZM238 193V194H237ZM245 193V194H244ZM256 193H258V194H256ZM262 193V194H261ZM3 194H6V195H3ZM9 194H10V196H9ZM11 194H12V196H11ZM23 194V195H22ZM41 194L43 195L44 194V197L45 198H47V199H43V197L41 196ZM72 194H73V197H70V195L72 196ZM80 194V195H79ZM90 194H92V195H90ZM101 194V195H100ZM152 196H151V195ZM236 194H237V196H236ZM254 194H256V195H259L257 198H259V199H257L256 197H255V195ZM8 195V197H6ZM46 195V196H45ZM58 195V196H57ZM61 195H62V199L60 198L59 199V197H61ZM78 195V196H77ZM83 195V196H82ZM105 195L108 197H105ZM111 195H112V200L110 199V201H109V198L111 197ZM119 195H121V196H119ZM143 198V199H141V197ZM158 196V199L156 198V196ZM167 195V196H166ZM185 197V199L184 200H182L181 199V197ZM199 195H201V196H199ZM207 195L209 196H211L212 198H210V196L209 197H207ZM221 195H222V197H221ZM226 195V196H225ZM249 195V196H248ZM15 196H16V198H15ZM70 198H69V197ZM77 196V197H76ZM80 196H82V198L80 197ZM87 196V197H86ZM90 196H92V197H90ZM99 196V197H98ZM114 196V197H113ZM120 198H119V197ZM126 196V197H125ZM140 198H139V197ZM144 196H146V197H144ZM155 196V197H154ZM160 196V197H159ZM165 196V197H164ZM174 198H172V197ZM207 198H206V197ZM215 196H216V199H215ZM233 196V197H232ZM235 196V197H234ZM239 196L241 197V198H243V199H241V198H239ZM251 196H253V197H251ZM10 197H11V199H10ZM26 197V198H25ZM36 197H37V199H36ZM42 197V198H41ZM65 197H68L67 199L68 200H70V201H67V199H65ZM79 197V198H78ZM85 197V198H84ZM88 197H90V199L88 198ZM101 197V198H100ZM105 197V198H104ZM116 197V198H115ZM124 197V198H123ZM150 198V197H152V198H150V200L148 201V199L147 198ZM163 197V198H162ZM169 197V198H168ZM177 197H180V199L178 198L177 199ZM195 197V198H194ZM205 197V198H204ZM227 199V202H226V200L224 199ZM237 197H238V199H237ZM253 198V199H249V198ZM24 198V199H23ZM29 198V199H28ZM54 198H56V199H54ZM65 200H64V199ZM75 198V199H74ZM92 198L94 199V200H92ZM103 199V200H101V201H104V203H102L101 205L99 204V203H101V201L100 200H98V199ZM114 198V199H113ZM138 198V199H137ZM156 198V199H155ZM159 198L161 199V200H159ZM168 198V199H167ZM172 198V200H170ZM191 200H193V201H189L190 199ZM229 198H230V202H229ZM234 198V199H233ZM244 198H246V199H244ZM261 198H264V197H261ZM34 199H35V201H34ZM52 199V200H51ZM79 199H81L80 201H78ZM89 199V200H88ZM96 199H97V201H98V205H96V202H94V201H96ZM108 199V200H107ZM119 199V201H117V200ZM124 199V200H123ZM130 199V200H129ZM132 199V200H131ZM145 199H146V201H145ZM152 199V200H151ZM165 199V200H164ZM207 201H206V200ZM218 202H215V200ZM219 199V200H218ZM237 199V200H236ZM257 200V202H256V200ZM8 200V201H7ZM24 200H26V201H24ZM38 200V201H37ZM53 202H51V201ZM53 200H56V201H53ZM62 200H64V201H62ZM76 200V201H75ZM126 200V201H125ZM141 200H142V202H141ZM158 201V202H156L155 203V201ZM167 200H168V202H173V200H175L174 202H173V204H174V206H176V207H174V208H176V209H174L172 206H173V204H171V203H169V204H171V206L169 205V204H167V205H169V206H167V205H165L166 203H168L167 202ZM178 200V201H177ZM205 200V201H204ZM213 201L212 202V204H211V202L210 201ZM232 200V201H231ZM236 200V201H235ZM238 200H239V204H238ZM241 200H245V201H241ZM252 200H253V202H252ZM12 201V202H11ZM15 201H16V203H15ZM40 201V202H39ZM62 202V205H64L63 207L60 205L61 204V202ZM67 201V202H66ZM71 201H73V202H75V203H77V202H79L81 205H79L78 203H77V205H79V206H76V205H74V203L72 202V203H70ZM88 201H90V203L88 202ZM91 201L93 202V204L91 203ZM107 201H109V202H111V203H109V202H107ZM114 201H116V203L114 202ZM123 201V202H122ZM133 201H135V202H133ZM148 201V202H147ZM162 201H163V203H162ZM187 201H188V203H187ZM195 201V202H194ZM249 203H256V207H255V204L253 205V204H247L248 202ZM261 201V202H260ZM10 202V203H9ZM32 202H34V205H33V203ZM41 202H42V205H40L41 204ZM52 203V205H51V203ZM65 204H64V203ZM126 202L128 203V204H126ZM136 202H137V207H136ZM147 202V203H146ZM149 202H151L150 203V205H149ZM181 202H184L182 205H180V203ZM186 202V203H185ZM191 202L192 203H195V205L194 204H191ZM199 203V206L197 207V205H198V203ZM201 202H204V203H202V204H200ZM207 202H210L209 203V209H206V207L208 206L207 204ZM229 202V203H228ZM236 202V204H232V203H235ZM246 202V203H245ZM259 202V203H258ZM9 203V204H8ZM13 203H15V204H13ZM32 203V205L31 206H33V209H32V207H30V205L29 204H31ZM47 203H48V205H47ZM55 203H57V205L55 204ZM87 203V205L86 206H88L89 204L90 205H92V206H88V207H86L85 206V204ZM144 203H146L145 205L146 206H143V204ZM197 203V204H196ZM216 203V204H215ZM219 203H221L220 205H224L223 207H225L226 209H227V221H229V222H226L225 224H226V226H225V224H224V222H222L221 221V219H220V216H219V212H218V210H215V209H222V206L221 207H218V206H220L219 205ZM224 203V204H223ZM258 203V204H257ZM263 203H262V206L264 207V205H263ZM6 204V205H5ZM13 204V205H12ZM25 204H28L27 206H28V208L30 207V211L27 209V206L25 205ZM66 204L68 205V207L70 206V208H71V210H70V208H68L67 206H66ZM106 204V205H105ZM107 204L108 205H110V207L109 206H107ZM114 204V205H113ZM116 204H119V205H116ZM132 204L133 205H135L134 207L132 206ZM142 204V205H141ZM188 204H191V205H194V206H191V205H188ZM211 204V205H210ZM216 205L215 207H214V205ZM233 206H232V205ZM244 204V206H242ZM249 205V206H247V205ZM4 205V206H3ZM19 205V206H18ZM21 205V206H20ZM37 205V207H35ZM47 205V206H46ZM54 205V206H53ZM56 205V206H55ZM58 205H60V207L62 208V211H63V209H64V211H71L72 213H73V215L74 216H81V215H83V216H81V217H83V219L84 220H88L89 221V219H96V222H100L99 224H102L103 226H101V225H99L98 223H96V227L93 229V231H95V232H92V234H91V237L93 238V239H95V238H98L99 240L97 241L96 239H95V241L94 240H92V238L90 237V243H87V244H89L88 246H83L82 248L84 249H82V253L83 252H85V248L87 247V248H89V253H91V258H92V256H93V258L91 259L90 257H87L88 255V250L85 252V254H81V251H79V250H76V252L78 251V253H77V255L79 256H77L76 257V252H69V250L72 248L71 246H69V245H67L66 243H65V241L66 240H62V238H61V236H60V234H59V231H58V225H57V223H55V221H54V215H53V217H51V216H48V215H46V213L45 212H43L42 213V211H44L43 210V208L45 209V210H49L50 208L52 209H55V210H57L56 209V207L58 206ZM116 205V206H115ZM129 205V206H128ZM154 205H155V207H154ZM157 205V206H156ZM158 205H160L159 207H158ZM163 205V206H162ZM186 205V206H185ZM206 205V206H205ZM213 205V206H212ZM227 205V206H226ZM232 207H231V206ZM251 205H252V207H251ZM7 206V207H6ZM16 206H17V209H19V210H17L16 209ZM22 206H23V208H22ZM26 206V207H25ZM40 206H42V210H40L39 208H40ZM51 206H53V207H51ZM72 206H74V208L72 209ZM96 206V207H95ZM97 206H101V208L100 207H97ZM105 208H104V207ZM113 206V207H112ZM121 206L123 207V208H121ZM140 206V207H139ZM164 206H166V207H164ZM182 206V208H180V207ZM196 206V208H194ZM202 206V207H201ZM213 207V208H211V207ZM261 206V207H262ZM66 207V208H65ZM104 209H103V208ZM111 207L113 208V209H111ZM125 207V208H124ZM132 207H133V209H134V211H130V208L132 209ZM161 207V212H158V211H160V210H158L159 208ZM167 208V209H164V208ZM184 207H186V208H188V209H186V208H184ZM190 207V208H189ZM218 207V208H217ZM228 207V208H227ZM242 207V208H241ZM247 207V209L248 210H250V211H252L251 212V215H250V213H248L247 211V209H245ZM248 207H250V208H248ZM257 207H259V209L257 208ZM57 208H59V206L57 207ZM77 208V209H76ZM80 208V209H79ZM90 208V209H89ZM97 208V209H96ZM116 210H115V209ZM127 208H128V210H127ZM152 208H153V211H156V212H154L155 213V215L152 213L153 211H152ZM171 208H173V209H171ZM181 209V212H180V210L179 209ZM200 209V211H206L207 213V215L205 216V214L203 215V212L201 213L200 211H199V209ZM201 208H204V209H202L201 210ZM233 210H232V209ZM237 208V209H236ZM244 208V209H243ZM256 208H257V210H256ZM3 209H5V210H3ZM9 209V210H8ZM24 209V210H23ZM38 209V210H37ZM50 209V210H51ZM67 209V210H66ZM74 209H75V212H73L74 211ZM89 209V210H88ZM123 209V210H122ZM127 211H125V210ZM135 209H139V211L141 210V212L140 213H142V214H140L138 211H136ZM148 209V210H147ZM150 209H151V211H150ZM154 209H156V210H154ZM171 209V210H170ZM178 209V210H177ZM183 209H185V210H183ZM198 209V210H197ZM214 209V210H213ZM229 209V210H228ZM230 209H231V211L234 213V211H235V214H234V216H233V213H231L230 212ZM237 211H236V210ZM240 209V210H239ZM241 209H243L242 211H241ZM252 209V210H251ZM3 210V211H2ZM8 210V211H7ZM13 210L15 211V212H13ZM28 210V211H27ZM80 210H82V211H80ZM86 210H88V211H86ZM91 210V211H90ZM163 210V211H162ZM170 210V211H169ZM186 210H187V212H186ZM193 210H195V211H199V213L202 215V217L200 216V214L199 213H197V212H195V211H193ZM239 210V211H238ZM244 210H246V211H244ZM260 211V212H258V213H260V214H263V215H260V214H257V212H255V211ZM16 211H17V213H16ZM33 211V212H32ZM34 211H36V213L37 214H35V212ZM63 211V212H64ZM113 211H115V212H117L116 213V216H115V212H113ZM125 213V214H121V213H123V212ZM130 211V212H129ZM135 211H136V213H135ZM145 211H147V212H145ZM150 212V214H148L149 212ZM179 211V212H178ZM192 211H193V213H192ZM214 212V214H212L213 212ZM229 211V212H228ZM249 211V212H250ZM12 212V213H11ZM80 212H83V213H80ZM86 212H88V213H86ZM91 212V213H90ZM92 212H94V214L92 213ZM107 212H108V214L109 215H106L107 214ZM110 212V213H109ZM132 213V214H128L127 215V213ZM135 214H134V213ZM145 212V213H144ZM162 212L164 213V214H162ZM165 212H168V213H165ZM182 212H184V213H182ZM208 212L209 213H211V214H208ZM218 212V213H217ZM238 212V213H237ZM242 212V213H241ZM246 212V213H245ZM255 212V213H254ZM263 212V213H262ZM7 213H11V215L10 214H7ZM20 213V214H19ZM22 213H23V215L24 216H22V217H19L20 215H22ZM30 213L32 214V215H30ZM41 213H42V215H41ZM78 213V214H77ZM113 215H112V214ZM140 214L141 215V217H142V215L143 214H145V215H143V217H142V219H148L149 217L151 218V219H154V221H156L157 223L159 222V223H163L164 221V223H167V222H169L170 220H169V217H170V219L171 220H173V219H176L175 217L177 216V215H179V214H181V215H179V221L181 222V224L182 225H184V226H186V227H188V229L189 230H191L192 231V229H193V233H192V237L193 238H195V241L192 243V242H188V240H180V239H178V238H170L169 240H170V242L168 241V239H166V236H165V232L163 233V231L162 232H160V230L158 229V231H159V233H158V231L155 233V234H152L153 236L150 238H148V236H151V235H149V234H147V235H141L142 237L144 236H147L146 237V239H147V241L145 240V238L143 237H141L140 235H139V233L137 232V229H135L136 227L134 226L135 224L133 223H131L130 221L128 222V220H131L132 222L134 221V220H138L137 218L139 217V219H141L140 218V216H138L137 214ZM196 213H197V216H196ZM205 213V212H204ZM231 216H233V217H231L230 218V215ZM28 214L30 215V217H28ZM34 214V215H33ZM81 214V215H80ZM86 216H85V215ZM87 214H88V217H87ZM99 214V215H98ZM103 214H105L106 215V217L103 215ZM175 215V216H173V215ZM177 214V215H176ZM182 214H184L185 216H183L182 217ZM191 216H190V215ZM238 214V215H237ZM252 214H255V215H258V217H255V215H252ZM4 215H6V216H4ZM14 215V216H13ZM36 215V216H35ZM40 215V216H39ZM43 215H44V217H43ZM90 215V216H89ZM93 215H95L96 217H94ZM97 215H98V218H97ZM103 215V216H102ZM113 216L114 218H112L111 216ZM129 215H131V216H129ZM134 215V216H133ZM162 215V216H161ZM209 215H213V217H211V216H209ZM229 215V216H228ZM237 215V216H236ZM240 215H242L243 217L245 216V215H250V217H252V218H254V226L252 225H250V224H246L245 223V221H244V219H243V217L241 216L240 217ZM9 216V217H8ZM10 216H12L13 218L11 219V217ZM17 216V217H16ZM26 216V217H25ZM33 218H32V217ZM38 216H39V218H38ZM42 216V217H41ZM84 216H85V218H87V219H85L84 218ZM108 216H110V217H108ZM128 216V217H127ZM136 216V217H135ZM138 216V217H137ZM154 216V217H153ZM169 216V217H168ZM182 218H181V217ZM188 216H189V218H188ZM192 216H194V219H193V217ZM3 219H2V218ZM15 217V218H14ZM49 217L51 218V219H49ZM102 217H104V221H107V219H109L107 222H103V218ZM135 219H134V218ZM148 217V218H147ZM165 217V218H164ZM174 217V218H173ZM185 217V218H184ZM199 217V218H198ZM204 217V218H203ZM208 217H209V219H208ZM216 217V218H215ZM240 217V218H239ZM263 218V219H261V220H263V222H262V224H261V221H260V219H259V223H258V221H256L258 218ZM19 218H22V219H20L19 220ZM26 218V219H25ZM28 218H30V220H32V221H30V220H28ZM36 218H38V219H36ZM44 218H47V219H49L48 220V222L46 221L47 219H44ZM125 218H127L126 220H125ZM130 218V219H129ZM131 218H133V220L131 219ZM164 220H163V219ZM177 218H178V216H177ZM186 218L190 221H188V220H186ZM193 219L192 221L190 220V219ZM229 218V219H228ZM239 218V219H238ZM11 219V221H9ZM14 219H16V220H14ZM35 219V220H34ZM43 219L46 221H43ZM99 219V220H98ZM101 219H102V221H101ZM142 219L141 220H138V221H142ZM160 219V220H159ZM181 219H182V221H181ZM206 220L205 222L206 223H204V220ZM208 219V220H207ZM234 219H237L235 222H233V220ZM256 219V220H255ZM25 220V221H24ZM28 220V221H27ZM98 220V221H97ZM159 220V221H158ZM177 221H178V219H176ZM210 220H212V221H210ZM231 220V221H230ZM6 221H9V222H5V224H3L4 222ZM23 221V222H22ZM34 221V222H33ZM43 221V222H42ZM51 221V222H50ZM53 221V222H52ZM111 221H112V223H111ZM128 222L126 225H124V222ZM163 221V222H162ZM196 221V222H195ZM199 221H200V223L202 222V224L200 225V223H199ZM208 221V222H207ZM212 222V224L214 223V225H211V223L210 222ZM12 222V223H11ZM21 223L20 225H19V223ZM26 222V223H25ZM39 222H41V224H39ZM51 223V226H50V223ZM102 222V223H101ZM116 222V223H115ZM122 222V223H121ZM125 222V223H126ZM192 222V225L190 224ZM194 222H195V225H194ZM219 222H222V224H220ZM238 222H240V224L238 223ZM242 222V223H241ZM244 222V223H243ZM257 222V223H256ZM14 223V224H13ZM28 223V224H27ZM30 223V224H29ZM37 223V225L35 226V224ZM106 223H108V224H110V225H108V224H106ZM198 225H197V224ZM218 223H219V226H216V225H218ZM230 223V224H229ZM234 223H235V225H234ZM237 223L239 224V225H237ZM17 224V225H16ZM26 224H27V226H26ZM31 224H33V225H31ZM54 224V225H53ZM104 224H106L105 226H104ZM111 224H112V229H113V227L116 229L117 228V230H118V232L121 234L122 233V235H120L118 232H116L117 230H111L110 229V227H111ZM122 226H121V225ZM129 224L131 225V226H129ZM187 224H190V225H187ZM203 224H206V225H203ZM210 225V226H208V225ZM216 224V225H215ZM228 224L229 225H231V226H228ZM232 224L234 225V226H236L235 228H237V229H239V231H241V229H242V231L241 232H243L245 235H254V237H256L255 239H256V247H258V249H260V250H258V252L259 253H261V254H259L258 252V254L257 255H260V257L259 256H257V255H255V256H252V257H248V256H245V255H243L239 250H236V248H233L234 246L233 245H230V244H232L231 242H230V238H229V235H228V233H230V231H229V229L227 228V226L230 228V230H231V228H233V226H232ZM255 224H258V225H256L255 226ZM259 224H261V225H259ZM13 225V230H11V226ZM22 225V226H21ZM29 225H31V226H29ZM43 225L44 226H46L47 225V227H43ZM48 225L50 226V228L48 227ZM194 225V226H193ZM245 225V226H244ZM9 226V227H8ZM14 226H18L17 227V230L16 229H14L15 227ZM53 226H55V227H53ZM98 226V227H97ZM109 226V227H108ZM116 226V227H115ZM117 226H119V228L117 227ZM121 226V227H120ZM132 226H134L133 228H131ZM205 226V227H204ZM240 226V227H239ZM246 226H248L249 227V229H251V231L248 229L247 231H246V229L248 228V227H246ZM25 227L27 228V229H25ZM40 227H42V228H40ZM54 228V231L53 230H51L52 228ZM57 227V228H56ZM104 227H106L107 229H109V230H107V229H105ZM124 227V228H123ZM128 227H130V228H128ZM192 227V228H191ZM202 227V228H201ZM219 229H218V228ZM224 227H226V228H224ZM239 227V228H238ZM241 227H243V228H241ZM259 227H261V228H259ZM8 228V230H9V228H10V230H9V232H7L8 230H6ZM18 228H20V229H22V234H23V236H22V234H20L18 231H19V229ZM30 228H31V231L32 232H30ZM40 228V229H39ZM45 229V231H46V233L49 231V229H50V231H53V232H48V234H50L49 236H50V238H49V236H48V234L47 235H45V233H44V229ZM46 228H49V229H46ZM55 228H56V230H55ZM120 228H122V229H120ZM127 228H128V230H130V231H128L127 230ZM191 228V229H190ZM211 228V229H210ZM241 228V229H240ZM257 228H259V229H257ZM39 229V230H38ZM99 229V230H98ZM124 229V230H123ZM134 229V230H133ZM197 229H199V230H197ZM202 229V230H201ZM203 229H204V231H203ZM208 229V230H207ZM211 230V232H209L210 230ZM244 229V230H243ZM16 230V231H15ZM101 230V231H100ZM106 230V231H105ZM111 230V233L109 232ZM125 230H127V231H125ZM213 230V231H212ZM218 230V231H217ZM252 230H254V231H252ZM12 231V232H11ZM24 231H25V233H24ZM27 231V232H26ZM35 231V232H34ZM41 231H43L42 233H40V238H39V236H36V234L38 235L39 233L38 232H41ZM57 231H58V233H57ZM99 231H100V233H99ZM137 232L138 233V235H139V237L140 238H142V239H144L143 241L140 239V238H138V235L137 234H135V236H133L134 234H132V233H135V232ZM194 231H196V233H197V235H199V234H201L202 235V237H201V235H199L200 237H198L197 236V238H198V240L202 243V242H204V241H206V240H208L207 242H208V246H203L201 249L198 247V245L199 244H201V243H199V241H197V238H196V234H195V232ZM202 231V232H201ZM206 231V232H205ZM207 231H208V233H207ZM221 231H223L224 233H226V234H223ZM227 231V232H226ZM245 231V232H244ZM15 232H17L16 233V235L19 233V235H18V237L16 236V235H13V233L15 234ZM55 232V234H56V236H57V234H58V236L60 237V239L59 240H57L58 238L56 237V236H54V235H52L53 233ZM116 233V234H112V233ZM130 232V234H128V233ZM205 232V233H204ZM220 232H221V235H220ZM254 232H256V234L258 233L260 236H262V237H260V236H257ZM4 233H10L9 235L8 234H6V235H4ZM27 233H28V235H27ZM30 233V234H29ZM35 233V234H34ZM104 233V234H103ZM110 233V234H109ZM123 233H126L127 234V236H126V234L124 235ZM208 235H210V236H212V237H214V235H215V237L214 238H212V237H210V236H207V237H205L207 234ZM214 233V234H213ZM218 233V234H217ZM12 234V235H11ZM43 236H42V235ZM96 234V235H95ZM101 234H103V235H101ZM203 234H204V236H203ZM206 234V235H205ZM25 235V236H24ZM26 235H27V237H26ZM29 235H31V236H33V237H31L32 239H30L29 240ZM98 235H101V237H99ZM108 235H110V237L108 238V237H106V236H108ZM112 235H113V237H112ZM115 235H117V237L115 236ZM137 235V236H136ZM159 235H161V237L162 238H160V237H158ZM220 235V236H219ZM228 236L227 238H228V241H229V244L228 245H230V246H233L232 248L230 247V246H228L227 245V238H225L226 236ZM1 236L3 237V238H1ZM4 236L6 237V239L4 238ZM94 236V237H93ZM98 236V237H97ZM104 236L106 237V238H104ZM122 236V238L123 237H126V238H123V239H125L124 241H122L123 239L122 238H120L118 241H117V239L119 238V237H121ZM128 236H130L129 238H128ZM155 236H156V238H155ZM165 236V237H164ZM216 236L218 237L217 238V240H215L216 239ZM221 236H225L224 238H221ZM9 237V238H8ZM11 237V238H10ZM16 237V238H15ZM20 237V238H19ZM22 237V238H21ZM35 237H36V239H35ZM38 237V238H37ZM43 237V238H42ZM57 239H56V238ZM115 237V238H114ZM135 237V238H134ZM136 237H137V239L139 240V241H137V239H136ZM203 237H205L206 239H203ZM210 237V238H209ZM23 238H26L25 240L23 239ZM113 238V239H112ZM117 238V239H116ZM128 238V239H127ZM152 238H153V240H152ZM200 238V239H199ZM202 238V239H201ZM211 238L214 240V242H216V243H214V245H213V241H211ZM222 240H220V239ZM3 239H5V240H3ZM17 239L19 240H21V242H23V244H21V242L20 243H18L19 241H17ZM23 239V240H22ZM34 239H35V243H34ZM39 239H41V240H43V242H39L40 240ZM52 239H55V240H52ZM101 239H103V242H104V240L105 241H107L109 244H106V245H110V246H107V247H109V249L107 250L106 248L104 249V252H105V254H104V252H98L99 250L97 249V245H99L100 243H102L103 244V242H100L99 244H97L96 242H99ZM115 239H116V241H115ZM126 239H127V241H126ZM134 240V241H132V240ZM148 239L150 240V243H149V241H148ZM156 239V240H155ZM160 241V243H163L164 241V243L166 244H159V241ZM163 239V240H162ZM176 239H177V242L175 243V241H176ZM209 239H210V241H209ZM226 239V240H225ZM10 240H12V241H10ZM14 240V241H13ZM30 242H29V241ZM37 240V241H36ZM51 240H52V242H51ZM173 240H174V243H173ZM221 241V243H220V241ZM223 240H225V242L223 241ZM26 241H28V242H26ZM31 241H33L32 243H34V244H32L31 243ZM47 241H49V243H47ZM57 241H59V242H57ZM91 241H94V242H92L91 243ZM110 241H112V242H110ZM113 241H115V242H113ZM119 241H122V242H120L119 243ZM136 241V242H135ZM162 241V242H161ZM168 241V242H167ZM219 241V242H218ZM260 241H261V243H260ZM8 242H10L11 244H9ZM16 242V243H15ZM25 242V243H24ZM56 242V243H55ZM106 242V243H107ZM117 242V243H116ZM125 242V243H124ZM139 242V243H138ZM143 242H144V244H143ZM155 242H157V243H155ZM179 242H181V243H179ZM210 242V243H209ZM212 242V243H211ZM217 242H218V244H217ZM27 243V244H26ZM38 243L40 244L41 243V245H38ZM52 243V244H51ZM64 243V244H63ZM93 243H95V244H97V245H94ZM105 243V242H104ZM135 243V244H134ZM170 243L171 244H174V245H171V248L169 247L170 246ZM186 243H187V245H186ZM195 243V244H194ZM219 243H220V245H219ZM225 243V244H224ZM25 244V245H24ZM31 244V247L29 246ZM44 244H46V246H47V244L49 245V244H51V246H47V248H49V249H47L46 248V246L44 245ZM62 244H63V246L64 245H66V247H64L63 248V250H62V248L61 247H63L62 246ZM127 244V245H126ZM143 244V245H142ZM159 244V245H158ZM217 244V245H216ZM32 245H34V246H32ZM36 245H38V246H36ZM59 245L61 246L60 248H59ZM105 245V244H104ZM105 245V246H106ZM118 245H120V246H122V247H124L126 250H124L123 248H121L120 246H118ZM125 245V246H124ZM128 245H129V248H128ZM135 245V246H134ZM142 245V246H141ZM148 245V246H147ZM150 245V246H149ZM153 245V246H152ZM157 245H158V247H159V249L157 250H155V246L157 247ZM162 245H163V247H162ZM165 245V246H164ZM169 245V246H168ZM213 245V246H212ZM224 245V246H223ZM227 245V246H226ZM12 246V247H11ZM15 246H17L16 248H15ZM27 247L28 249L26 250L25 249V247ZM29 246V247H28ZM40 246H42V250H37V248L38 249H40ZM45 246V247H44ZM57 246H58V248H57ZM68 246V247H67ZM92 246H93V248H95V249H93L92 248ZM114 246V247H113ZM152 246V247H151ZM190 246V247H189ZM195 248H194V247ZM215 246H217V247H215ZM218 246H221V247H223V248H218ZM21 247H24V249L23 248H21ZM52 247H53V251L51 250L52 249ZM56 247V248H55ZM110 247H113L114 248V250H115V247H116V252H117V257H115L116 255H115V251L113 250V248H110ZM127 247V248H126ZM131 247H134V248H131ZM142 247H145L146 249H144V248H142ZM149 247H150V249L151 248H153L152 250H149ZM157 247V248H158ZM166 247V248H165ZM192 247V248H191ZM228 247H229V249H228ZM12 248H15V250L14 249H12ZM31 250H30V249ZM34 248H36V250L34 249ZM44 248H46V250H49V251H52V252H49V253H51L50 255L46 252V250L44 249ZM67 249V251H66V249ZM86 248V249H87ZM92 248V250H90ZM147 248H148V250H147ZM160 248H161V250H160ZM180 248V249H179ZM191 248V249H190ZM201 250V252L198 250ZM210 248H212V249H210ZM8 249H9V251H8ZM11 249V250H10ZM16 249H20V250H18L21 254L19 255L18 253L19 252H16L17 250ZM44 249V250H43ZM69 249V250H68ZM80 249V250H81ZM132 249V250H131ZM136 249V250H135ZM182 250V251H184V253L182 252V251H179V250ZM186 249H188V252H187V250ZM190 249V250H189ZM192 249H194V250H192ZM218 249V250H217ZM219 249H221V251H219ZM226 251H225V250ZM230 249H234V251L236 252V253H233V250H230ZM6 250V251H5ZM14 251V253H13V251ZM24 250H26V251H28L29 253H26V251H24ZM30 250V251H29ZM35 250V251H34ZM55 250H58V251H56L57 253H54V251ZM60 250H62L61 251V253H62V255L60 254ZM121 250V251H120ZM134 250V251H133ZM163 250H164V252L165 253H163ZM213 250V251H212ZM215 250V251H214ZM217 250V251H216ZM12 251V252H11ZM22 251H23V254H22ZM32 251V252H31ZM33 251L34 252H36V253H38V254H34L35 255V257L34 256H32L33 255ZM42 251H44V252H42ZM71 251V250H70ZM94 251V252H93ZM98 252V254L99 255H101L102 254V256H99L98 254H95V252ZM108 251H109V253H108ZM110 251H114V253H112V252H110ZM138 251V252H137ZM143 251V252H142ZM145 251V252H144ZM151 251H152V253H151ZM155 251V252H154ZM157 251H159V252H157ZM162 251V252H161ZM176 251H178V253L176 252ZM226 252V255L225 254H223V253H225ZM238 251H239V255H241L242 257L241 258H238L239 257V255H237L238 254ZM25 252V253H24ZM47 254H46V253ZM93 252V253H92ZM120 252V253H119ZM137 252V253H136ZM142 252V253H141ZM148 252V253H147ZM183 253V254H181V253ZM196 252H197V255H196ZM213 252H215V253H213ZM222 252V254H219V253H221ZM17 255H16V254ZM31 253H32V255H31ZM60 255H59V254ZM65 253L67 254V255H65ZM75 253V254H74ZM87 253V254H86ZM128 253H130V254H128ZM143 253H145L144 254V256H141ZM155 253V254H154ZM157 253V254H156ZM160 253L162 254L163 253V255L161 256L160 255ZM166 253H167V255H166ZM169 253V254H168ZM176 253L177 254H179L178 256L176 255ZM185 253H189L188 255H186ZM199 253H201V257L199 256L200 254ZM228 253V254H227ZM233 253V254H232ZM5 254V253H4ZM25 254H29L28 256H30V257H27ZM81 254V255H80ZM94 254V255H93ZM109 254H113V256L115 257V258H112V256H111V258L110 257H108L109 256ZM120 256H119V255ZM150 254H152L151 256H150ZM172 254V255H171ZM173 254H175V255H173ZM12 255V256H11ZM15 255V256H14ZM24 255V256H23ZM38 255H40V256H38ZM53 255L54 256H56L55 257V259L58 261H56L54 258H52L53 257ZM65 255V256H64ZM86 255V256H85ZM90 255V254H89ZM98 256V257H96V256ZM104 255H105V257H104ZM106 255H107V257H108V259L107 260H105V261H103V259H106ZM122 255V256H121ZM129 255V256H128ZM132 255V256H131ZM146 255V256H145ZM155 255H158V256H156L155 257ZM170 255V256H169ZM182 255H184L182 258H184V257H187V259L186 258H184V259H182V258H179V257H181ZM195 255V256H194ZM261 255H263V256H261ZM17 256V257H16ZM19 256V257H18ZM21 256V257H20ZM32 256V257H31ZM36 256H38L39 257V259H38V257H36ZM42 256V257H41ZM58 256V257H57ZM75 256V257H74ZM82 256V257H81ZM95 256V257H94ZM188 256H190V257H188ZM199 256V257H198ZM220 256V258H222ZM226 256V257H225ZM229 258H228V257ZM238 256V257H237ZM25 257V258H24ZM43 258V259H41V258ZM61 257V258H60ZM83 257H84V259L86 258L87 259V261H85V260H83ZM101 257V259L100 260H98L99 258ZM163 257V258H162ZM164 257H165V259H164ZM168 257V258H167ZM177 257V258H176ZM192 257V258H193ZM208 256H206L205 257V259L207 258ZM233 259H232V258ZM234 257L236 258V260L234 259ZM245 257V258H244ZM263 257V258H262ZM7 258V259H6ZM11 258V259H10ZM13 258V259H12ZM17 258V259H16ZM19 258H21V259H19ZM66 258V260H64ZM71 258V259H70ZM82 258V259H81ZM109 258H110V260H109ZM117 258V259H116ZM118 258H120V259H118ZM244 259L243 261H241V259ZM10 259V260H9ZM29 259V260H28ZM41 259V260H40ZM52 259V260H51ZM61 259V260H60ZM77 259H75L76 260V262H77ZM89 259H90V261H89ZM116 260V262L114 261L113 262V260ZM122 259V260H121ZM124 259V260H123ZM149 259H152V260H149ZM157 261H156V260ZM165 261H164V260ZM172 259L173 260H175V261H173L172 262ZM179 259V260H178ZM184 260V261H180V260ZM229 261H228V260ZM238 259V260H237ZM247 259V260H246ZM15 260H17V261H15ZM28 262H27V261ZM31 260H33V261H31ZM35 260V261H34ZM55 260V261H54ZM63 260L65 261V262H63ZM82 260V261H81ZM103 262H102V261ZM110 261V263H109V261ZM119 260V261H118ZM144 260V261H143ZM158 260H161V261H158ZM178 260V261H177ZM201 260H204V258H202ZM246 260V261H245ZM249 260V261H248ZM46 261V262H45ZM73 261V262H72ZM80 261V262H79ZM100 261V262H99ZM117 261H118V263H117ZM154 261H155V263H154ZM166 261V262H167ZM180 261V262H179ZM239 261H241V262H239ZM258 261V262H257ZM48 262V263H47ZM105 262V263H104ZM216 262V263H217ZM244 262V263H243ZM85 263H83V264H85ZM87 263V264H88ZM89 263V264H90ZM142 263V264H143Z\"/></svg>", "mask_w": 264, "mask_h": 264}, {"label": "bare ground", "instance_id": "bare-ground-1", "mask_svg": "<svg viewBox=\"0 0 264 264\" xmlns=\"http://www.w3.org/2000/svg\"><path fill=\"white\" fill-rule=\"evenodd\" d=\"M26 1H28V0H26ZM31 1V2H30ZM168 1V0H167ZM171 1V0H170ZM181 1V0H180ZM187 0H184V2L185 3H188L189 1H191V0H188L187 2H186ZM206 1L209 3V0H195V2L194 1H192V2H194L195 3V6L193 7L194 9H193V11L195 10V7H200L201 6V4L202 3H206ZM212 2L214 1V0H211ZM210 1V2H211ZM221 1V0H220ZM223 1V0H222ZM227 1V0H226ZM226 1H223V2H226ZM233 1V0H232ZM239 2H241L240 0H238ZM243 1V0H242ZM246 1V0H245ZM244 1V2H245ZM254 1V3H253V9L251 10V8H249L251 11H250V13H249V15H248V17H249V19L251 20V19H254V18H256L257 20H258V24H260V25H262L263 26V28H264V0H256V4H255V0H253ZM252 0H251V2H253ZM25 2V1H24ZM28 2H30L29 4H27L26 6H24L23 4H25V3H20V0L19 1H17V0H0V57H1V54L3 55V54H5L4 52H7V54H8V51H10V50H8L7 49V47H9L8 45V41L6 40L7 38H9V36H10V34H11V31H10V29L12 30L14 27L11 25V21H12V18H11V15H12V10H13V8L15 7V6H18L16 9V14H18L16 17L14 16L13 17V15H12V17H13V20H20V22L21 21H23L22 23H29V20L31 21V19L32 20H36L37 19V21H39L38 19H50V20H52L53 21V23H54V25H52V29H51V31L52 32H56L57 34L59 33L61 36H59V34H58V36L57 35H53V33H51V32H49V30L47 31V32H49V36L51 37V40H50V42H47V43H51V44H53V47L51 46V49L52 50H50V52L53 54V55H51L50 57H48V58H43V57H45V55L43 56V54L41 55L42 57H38L39 56V54L42 52H40V53H38V56H36V57H30V58H28L29 60L28 61H25V60H23L22 58H21V56L20 57H18L17 55H15V56H17V57H14V56H11L12 57V59H11V57H10V55H12V53L10 54L9 53V57H7V58H5V59H8V58H10L11 60H14L16 63L17 62H20V60L22 59V62H23V65H21V67L19 68H16V65H18V63L15 65V71L18 69L19 70V72H17V74L19 73V74H21V76H22V74H23V76H24V74L26 75V76H28L29 75V79H32V78H30L31 76H32V74L31 73H34V72H36V70H37V68H38V70H37V73L39 74H42V75H45V76H47V74H49V75H51V78L50 79H52V76L53 75H58V76H62L63 75V72H62V70H61V67L58 65V63H57V57H58V55H59V50L61 49V47L63 46V45H65L66 43H71V44H73V45H76L77 46V44H79L78 46H81L80 45V43H81V41H80V38L78 37V36H73V34H74V29H73V27L70 25V23H69V21H68V18H67V15H66V12L65 11H62V10H60L58 7H57V3H56V0H44V1H42V0H38V1H34V2H32V0H29ZM27 2V3H28ZM35 2H39V3H37V5H34V3ZM113 2L114 3H119V0H113ZM169 2V1H168ZM174 1H172L171 3H173ZM215 2V1H214ZM229 2V1H228ZM183 3V2H182ZM185 3L183 4V5H185ZM217 3V2H216ZM234 3H236V2H234ZM217 4H222V3H217ZM226 4V3H225ZM240 4V3H239ZM38 5H39V7H38ZM172 6H173V4H171ZM189 5V4H188ZM187 5V6H188ZM191 5H193L192 3L190 4V6ZM227 5V4H226ZM236 5V4H235ZM233 6V9H234V7H236V6ZM243 5V4H242ZM171 6V7H172ZM205 6V8H204V12L206 13V10L207 9H209L208 7H207V5H203V7ZM210 6V5H209ZM214 5H213V3H212V5H211V7H213ZM221 6V5H220ZM219 5H218V7H220ZM224 6V5H223ZM227 6H229V4L227 5ZM227 6L225 7V8H227ZM231 6V5H230ZM240 6V5H239ZM243 6H245V5H243ZM242 6V7H243ZM247 6V5H246ZM175 8H176V6H174ZM185 7V6H184ZM189 7V6H188ZM187 7V8H188ZM202 7V6H201ZM201 7H200V9H201ZM217 7V6H216ZM249 7V6H248ZM173 8V7H172ZM172 8H170V9H172ZM174 8V9H175ZM186 8V7H185ZM215 8V7H214ZM221 8H223V7H221ZM169 9V10H170ZM191 8H189V10H190ZM203 9V8H202ZM206 9V10H205ZM240 9H242L243 10V8H240ZM239 9V10H240ZM176 10H177V8H176ZM185 10V9H184ZM187 10V9H186ZM197 10H199V9H197ZM197 10H195V11H197ZM210 10V9H209ZM218 10H220V9H218ZM223 10V9H222ZM231 10H232V8H231ZM235 11L237 10V9H234ZM238 10V11H239ZM241 10V11H242ZM245 11H247V7L244 9ZM173 11V10H172ZM188 11V10H187ZM227 11H229L228 10V8H227ZM245 11H242L243 13H246ZM171 11H169V13H170ZM177 12V11H176ZM198 12V11H197ZM215 12H217V11H215ZM222 12V11H221ZM224 12H225V9H224ZM232 12V11H231ZM178 13H179V11H178ZM200 13H202V12H200ZM210 13H213V11H211ZM14 14V13H13ZM15 14V15H16ZM171 14V13H170ZM217 14V13H216ZM220 14V13H219ZM238 14V13H237ZM240 14V13H239ZM239 14L237 15V17L239 16ZM247 14V13H246ZM173 15H177L176 13L175 14H173ZM183 15V14H182ZM197 15V13L195 14V16ZM207 15H210V14H207ZM206 15V16H207ZM218 15V14H217ZM234 15H236L235 13H234ZM240 15H242V13L240 14ZM213 15L211 14V16H207V20H204L203 19V22H201V21H199L198 23H194L195 21H189V22H181V21H175L176 19H174V26H175V29H176V31H175V35L173 36V38L162 48V50H161V52H160V54L158 55V56H156V57H154L153 59H151V60H148V61H146V62H144V63H142L141 65H139V66H137L135 69H133V70H131V71H128V70H121V71H119L117 74H116V76H115V78L113 79L115 82H110V83H106V84H104V85H106V87H105V89H107V87L108 88H110V87H114L115 89L116 88H118V89H116L115 91H117V90H119V91H117V92H119L118 94H116L115 93V91H114V95H116V98L115 97H113V99H118L117 98V95H119V97L120 96H125L124 98H123V100L124 101H126V99L128 100V102L131 100L133 103H135V98L137 99L138 97H140V92H143L141 89H143V88H145L144 86H146L147 87V84L150 86L149 88L147 87L146 89H153L152 88V86L153 85H155V84H157L158 83V85H159V87L161 86L162 87V90H161V92H160V90H158V91H156L157 92V94H158V96H156V94H155V92H153V90L155 89H153L152 90V92L155 94V96L157 97V101L155 100V99H153V100H151V102H148L147 101V103H151L150 105L152 106V107H154V109H155V106H157V104H159L160 103V105L162 106V108L164 109V112H163V114H161V113H157L158 111H163V110H160V109H162L161 107H160V109H155L157 112H155V110H153V108H151V106L149 107V108H147V106H146V108H144L143 106V108L142 107H140L139 106V108H141V109H143V111H142V114L140 115V113H139V115L140 116H142V117H144V121H145V125H147V127H144V128H146V132L144 131V130H139L138 131V129H140V128H142L143 127V122L141 123V125L139 126L140 128H138L137 129V131L135 132L134 131V133H133V131H130L131 133H127L126 131L124 132L122 129H120L119 128V130L120 131H122V132H124L125 134H127V136H124V137H127L128 138V142L129 143H127L126 142V144H129L130 145V147L133 149V151L135 152V153H137L136 151H141V153H142V150H141V148H143L144 147V149H145V147H147L148 149L149 148H151V149H153V151L155 152V154H157L158 155V158H160V160H162L161 162H162V167H161V172H163V173H171V174H173L175 177H179L181 174H182V171H181V173H180V170H181V168L182 167H186V166H182V164L184 165V161H188V160H190V164H192L191 165V167H189V169H191V170H193V171H191L190 173L189 172H187V174L189 173L191 176H189V174L187 175L188 176V178H190V183H188V184H190L189 186L191 187H193V189H195V190H197L196 188H195V181H196V177H199V178H201L202 179V183L203 184H207L208 186H213V184H215V185H217V183L219 184V182L222 184V182H226V180L227 179H229V177L227 178V179H225V181H223L224 179H223V177H222V179H221V176H225V174H223V173H225V172H223L222 174L223 175H221V172H222V169H221V171H220V169L218 170L219 172L218 173H215L214 172V169L216 168V167H218V165H220L221 166V164L222 163H216V164H218V165H216V164H214V165H212L215 161L213 160L212 162L213 163H211V160H212V158L210 157V155L208 156L207 154H205V153H207V152H205V153H202L203 151H205L206 150V147L207 146H214L213 144H215L216 146L215 147H220L219 145H218V141H219V139H223V138H225V137H223V135H224V133L225 134H227L226 133V129L228 128L227 127V124L230 122V123H232L231 121L232 120H234V119H239V118H241V125H239L240 124V122H239V124H238V128L243 132V133H245V135H246V133L248 132V133H250V131H252V133H251V135H253V141L255 140L254 138V134H253V131H255V136H257V137H259L258 139H259V141H260V139L263 141L264 139H262V137L264 136V128H263V124H262V119L264 118V100H262V97L264 96V77H262L261 76V78H263V79H259L258 78V75H256L257 77H255L254 75H250L249 76V78L247 77L246 78V76L244 75V76H242V75H240L239 74V72L238 71H235V72H238V75H240L241 77H239V78H237L236 80H233V78H232V76H231V73H230V75H228V76H231V77H229V83L232 85V87L229 89V91L230 92H232V93H234V95H236V96H238V99H240L241 101H243L247 106H251L252 104H253V102L251 101L254 97L255 98H257L256 100H258L259 99V101H262V103H261V105H262V107L260 108L259 107V103H255L253 106H254V110H251V109H253V108H251V107H248L246 110L244 109V111H243V109H242V111H241V109H239V110H237V106L235 107V108H232V106L230 107L229 105V103H231V102H228V104L229 105H222L221 104V102L219 101V100H222V102L224 103V102H226V100L225 99H223L222 97H221V92L223 91V90H225V88L226 89H228L229 88V86H227L226 85V78L223 76V75H220V76H222V79L221 80H219L218 79V77H217V80H219V81H217L216 79H213L214 77H211V76H209L208 75V73H209V71H205V72H203V79L201 80L200 79V81H202V82H198L199 83V85L201 86V90L199 89V88H197V89H199V90H197V92H196V90L195 91H193L194 89H195V87H197L198 86V83L197 84H195V82H194V84L196 85L194 88H193V92H196L195 94H194V96H193V98L195 99V101H194V103H191L190 101H188V96L190 95V92L187 94L188 96H186V92L184 93L185 94V96H184V98H188L187 99V103H189V107H192V106H197V113H195V117H194V115H193V117L195 118V120H191V119H186V118H183V115H182V113L184 112V110H185V108L184 107H186V105L185 104H187L186 103V101L184 102V101H182V97H178V98H176V96H175V94L177 93H179L178 95H180V94H183V93H181V91L185 88L184 86H185V84L187 83V78L186 77H189V75L190 74H192V78H193V80H190L189 79V81H194L195 79H194V77L196 78V80H197V76H194V75H196L197 73H201L200 72V70H206V69H210V68H212V69H214L215 70V65H227V64H230V61L229 60H227L226 59V56H225V54H226V50H228V51H232V54L234 53V59H232V57H228L229 59H232L231 61L233 62V60L235 61V60H241V59H244V57H242V53L244 52V53H247V54H243L244 56L246 55H253L254 53H257L258 54V56H257V54H256V56H254V58L252 59L251 57H249L250 59H248V60H251L250 62H247V63H240L239 65H238V68H236V66H234L233 65V68H236L237 70H239L240 69V72L242 71V72H247L248 70V68L249 67H253L254 65H256L258 62H259V59H261L263 56H264V45L263 44H259V45H255V44H257V43H255V42H253V41H256V40H254V39H252V38H250V39H248V37L247 36H249V35H247V30L245 31L246 32V35L244 34V33H240L241 31H244V28H241L240 29V32L238 33V34H241V37H242V35H244V37H245V39H243L245 42L242 44L243 46V48H239L238 47V45H236L235 43V46H237L238 48H236L235 46V49L234 50H231L230 48H233V46L232 47H230L229 46V41L231 42V40H234V39H231L230 40V36L229 35H231V32L229 33V35H227V33L226 34H224V33H221V32H219L217 29H215V27L217 26V23H219V22H217V20H219V19H217V18H220V15H218L219 17H215L216 18V21H215V23H213V21L211 20V19H213V18H211ZM215 16V15H214ZM222 17H224V15H221ZM230 15H228V17H229ZM232 16V15H231ZM177 17V16H176ZM178 17H180V16H178ZM201 17H203V16H201ZM222 17H221V19H222ZM242 18H244L243 16H241ZM240 17V18H241ZM195 18V17H194ZM193 18V19H194ZM198 18H200V16L198 17ZM225 18V17H224ZM231 17H229V19H230ZM236 18V16L234 17V20H237L238 21V18L237 19H235ZM143 19V18H142ZM188 19V18H187ZM228 19V18H227ZM41 20V21H42ZM49 20V21H50ZM188 20H190V19H188ZM225 20V22H227L226 21V19H224ZM223 20V21H224ZM231 20V19H230ZM239 20H241V21H243L242 19H239ZM248 20V19H247ZM256 20V21H257ZM41 21H39V22H41ZM49 21H47V22H49ZM240 21V22H241ZM252 21V20H251ZM254 21V20H253ZM17 22V21H16ZM32 22V21H31ZM35 22V21H34ZM34 22H32L31 23V25L34 23ZM38 22V23H39ZM44 22H46V20L44 21ZM44 22H41V23H43L44 24ZM229 22V21H228ZM227 22V23H228ZM250 22V21H249ZM255 22V21H254ZM253 22V23H254ZM19 22H17V24H18ZM21 23V24H22ZM35 23H37V22H35ZM213 23V24H212ZM221 23V22H220ZM227 23H225V25L227 24ZM235 23V22H234ZM15 24V23H14ZM20 24V25H21ZM47 26L48 25H50L49 23L47 24V23H45ZM44 24V25H45ZM183 24H187V26L188 27H191V31L189 32L188 30L186 31L185 29L184 30H182V28L181 29H179L181 26H183ZM223 24H224V22H223ZM222 24V25H223ZM231 24H233L232 23V21H231ZM250 24H252L251 22H250ZM39 25H40V23H39ZM219 25H221V24H219ZM218 25V26H219ZM228 25V24H227ZM230 25V24H229ZM235 25H237L238 26V23L237 24H235ZM241 25V24H240ZM247 25H248V22H247ZM17 26V25H16ZM15 26V27H16ZM29 26L30 25H28V27L27 26H25V27H27L28 29H27V31L29 30V29H32L31 31H33V27L31 28H29ZM186 26V25H185ZM262 26H260V29L261 30H258V28H257V31L254 29V28H256V27H251V28H253L255 31H256V35H254V36H257L258 37V35L260 34V32L262 31ZM25 27H24V29H25ZM37 27H39L38 25H37ZM37 27H35V28H37ZM43 27V26H42ZM42 27H40V29L42 28ZM49 27V26H48ZM224 27V26H223ZM227 27V26H226ZM241 27H243V26H241ZM22 28V27H21ZM46 28V27H45ZM217 28H219V27H217ZM221 28V27H220ZM236 28V27H235ZM235 28H234V30H235ZM238 28V27H237ZM236 28V29H237ZM249 28V27H248ZM16 29H17V27H16ZM243 29V30H242ZM246 29V28H245ZM54 30V31H53ZM180 30H182V31H180ZM264 30V29H263ZM14 31H15V29H14ZM26 31V30H25ZM25 31H24V33H25ZM41 31V30H40ZM120 31H121V22L118 20L117 21V23H116V25H115V27H114V29H113V32H112V38L113 39H115L116 38V36H118L119 35V33H120ZM231 31H232V29H231ZM236 31V30H235ZM238 31H239V29H238ZM248 31H249V29H248ZM260 31V32H259ZM42 32V31H41ZM199 32V34H200V38H203L204 40H205V43L207 44V45H209V49H211V52L209 51V49H207L208 51H209V53H207L206 54V51H204L205 52V55H202V59L198 62V63H196V64H194V65H189V63L192 61H188V60H186V59H189V56L188 55H190L191 54V51L192 50H194V49H197V46H198V44H196V42L197 43H200V42H198V35H197V33ZM226 32V31H225ZM228 32V31H227ZM252 33H253V31H251ZM13 33V32H12ZM22 33V32H21ZM39 33V32H38ZM37 33V35H39ZM46 33V32H45ZM196 33V36L198 37L197 38V41L194 43V44H192V43H190V40L192 39V38H194L195 37V35H193V34H195ZM236 33V32H235ZM235 34V35H238V34ZM250 32H248V34H249ZM255 33V32H254ZM75 34H77L76 32H75ZM251 34V33H250ZM262 34H264L263 32H262ZM12 35V34H11ZM21 35V37H22V34H20ZM25 35V37H26V34H24ZM29 35V34H28ZM234 35V34H233ZM252 35V36H253ZM36 36V35H35ZM46 36V35H45ZM48 35H47V37L50 39V37H49ZM232 36V35H231ZM234 37V36H233ZM244 37H242V38H244ZM246 37H247V39H246ZM251 37V36H250ZM261 37H263V36H261ZM17 38V37H16ZM18 38H20L19 37V35H18ZM17 38V39H18ZM40 38V37H39ZM24 39H26V38H24ZM32 39H34V37L32 38ZM36 39V38H35ZM43 39V38H42ZM57 39V40H56ZM236 39V38H235ZM260 39V38H259ZM263 39V38H262ZM261 39V40H262ZM59 40V41H58ZM193 40H196V39H193ZM192 40V41H193ZM202 40V39H201ZM239 40V39H238ZM253 40V41H252ZM37 41V40H36ZM39 41H41V40H39ZM47 41V40H46ZM237 41V40H236ZM241 41V40H240ZM263 41V40H262ZM26 42L28 43V41L26 40ZM33 42V41H32ZM44 42V41H43ZM204 42V41H203ZM203 42H201L202 44H203ZM258 42V41H257ZM261 42V41H260ZM25 43V42H24ZM44 43H46V42H44ZM239 43V42H238ZM242 43V42H241ZM247 43V44H246ZM255 43V44H254ZM30 45H31V43H29ZM34 44H35V42H34ZM176 44H178L177 46H176ZM197 46H196V45ZM11 45V44H10ZM23 45V44H22ZM29 45V46H30ZM40 45V44H39ZM239 45H240V43H239ZM14 46H16V45H14ZM20 46V45H19ZM35 46V45H34ZM41 46V45H40ZM42 46H43V44H42ZM41 46V47H42ZM195 46H196V48H195ZM200 46V45H199ZM198 46V47H199ZM31 47H32V45H31ZM37 47H38V45H37ZM48 46H46V48H47ZM49 47H50V45H49ZM48 47V48H49ZM19 48V47H18ZM21 48H22V46H21ZM39 48V47H38ZM38 48H37V51H38ZM47 48V49H48ZM200 48H201V46H200ZM33 49L35 50V48L33 47ZM240 49V50H239ZM5 50H8V51H5ZM27 50V49H26ZM28 50H30L29 48H28ZM43 50V49H42ZM44 50H46V49H44ZM198 50V49H197ZM200 50V49H199ZM248 50V51H247ZM12 51V50H11ZM10 51V52H11ZM24 51V50H23ZM32 51V50H31ZM37 51H36V53H37ZM227 51V52H228ZM247 51V52H246ZM18 52V51H17ZM25 52V51H24ZM28 52H30V51H28ZM34 52V51H33ZM32 52V53H33ZM44 52V51H43ZM46 52V51H45ZM83 53H84V51H82ZM196 52V50L193 52L192 51V53H195ZM202 52V51H201ZM14 53V52H13ZM23 53V52H22ZM89 53V52H88ZM200 53V52H199ZM44 54H47V53H44ZM58 54V55H57ZM87 54V53H86ZM201 54V53H200ZM231 54V55H232ZM18 55H20V51H19V54ZM22 55V54H21ZM24 56L26 55V58H27V53L25 54H23ZM34 55H36L35 53H34ZM33 55V56H34ZM82 55H84V54H82ZM192 55V54H191ZM263 55V56H262ZM31 56H32V54H31ZM47 56H49V54H47ZM46 56V57H47ZM87 56V55H86ZM161 56H165L167 59H168V62H170V63H168V65L164 62V64L165 65H167L168 66V68H169V74H168V76H169V80L167 81L166 79H163L164 77H166V73H165V71H163L164 73H165V75H163L161 78H156L157 80H155L156 82L154 83V84H152V82H153V77L151 76V75H153V74H155L151 69H154V66H155V64L157 63V61H158V59H162V57ZM197 56V55H196ZM230 56V55H229ZM262 56V57H261ZM6 57V56H5ZM23 57V56H22ZM85 57V56H84ZM160 57V58H159ZM164 57V58H165ZM194 57V56H193ZM198 58H199V56H197ZM196 57V58H197ZM201 57V56H200ZM24 58V57H23ZM25 58V59H26ZM81 58V57H80ZM264 58V57H263ZM3 59H4V57H3ZM3 59L1 60V61H3ZM82 59H83V57H82ZM89 59V61H87ZM88 59H85V60H82V61H87L89 64H91V66L93 67V69H94V72H95V75L97 76V80L99 81V82H101V80H103L102 82H106V80L105 79H108V77H109V68H108V66H107V64L105 65V64H102L101 62V60H105L106 62L105 63H107V56L106 55H92L91 53H89V56H88ZM160 59V60H161ZM192 59H195V58H192ZM159 60V61H160ZM165 60V59H164ZM174 61V62H171V61ZM190 60V59H189ZM247 60V61H248ZM264 60V59H263ZM194 61V60H193ZM196 61V60H195ZM246 61V60H245ZM244 61V62H245ZM161 62V61H160ZM189 62V63H188ZM238 62V61H237ZM261 63L263 62L262 60L260 61ZM187 63H188V66H187ZM192 63V62H191ZM9 64V63H8ZM159 64H161V63H159ZM202 65H204V67H202ZM13 66V65H12ZM228 66V72L227 73H229L230 71H231V68L229 69V65H227ZM7 67H8V65H7ZM11 67V66H10ZM200 67H202V69L200 68ZM217 67V66H216ZM221 66H219V68H220ZM223 67V66H222ZM225 67V66H224ZM257 67H258V64H257V66H256V68L255 69H257ZM264 67V66H263ZM263 67L261 66V67H258V68H260V70H261V68H262V71L264 70L263 69ZM0 68H2V66H0ZM5 68V67H4ZM3 68V69H4ZM155 68H156V66H155ZM159 68H162V67H159ZM218 68V67H217ZM157 69V68H156ZM224 69H226V68H224ZM250 69V68H249ZM252 69H254V68H252ZM54 70V71H53ZM56 70H59V71H56ZM139 70H142L141 72L142 73H140V71ZM149 70H151L152 72H153V74H149L150 72H149ZM159 70V69H158ZM168 70V69H167ZM221 71H222V69H220ZM251 70V69H250ZM4 71V70H3ZM6 71V70H5ZM4 71V72H5ZM12 71H14V70H12ZM156 71V70H155ZM195 73H194V72ZM212 71V70H211ZM211 71H210V73H211ZM218 71V70H217ZM220 71V72H221ZM262 71H261V74H262ZM4 72H3V74H4ZM6 72H8V69H7V71ZM191 72V73H190ZM213 72V71H212ZM219 72V71H218ZM255 72V71H254ZM156 73H158V72H156ZM160 73V72H159ZM162 73V72H161ZM257 73V72H256ZM260 72H258V74H259ZM264 73V72H263ZM6 74V73H5ZM8 74V73H7ZM16 74V75H17ZM30 74H31V76H30ZM34 74H36V73H34ZM39 74V75H40ZM220 74V73H219ZM248 74H249V71H248ZM48 75V76H49ZM186 75H188V76H186ZM200 75V74H199ZM202 75V74H201ZM236 75V74H235ZM235 75H234V78H235ZM237 75V76H238ZM18 76V75H17ZM41 76V75H40ZM191 76V75H190ZM219 76V77H220ZM3 77V75L2 74H0V79ZM5 77V76H4ZM25 77V76H24ZM34 77H36L35 75H34ZM33 77V79H35ZM156 77H159L158 75L156 76ZM200 77H202V76H200ZM260 77V76H259ZM8 78H11V77H8ZM37 78V77H36ZM55 77H53V79H54ZM27 79V78H26ZM25 79V81H27ZM32 79V80H33ZM38 80L39 79H41V77H39V78H37ZM44 79V78H43ZM46 79H48V78H46ZM187 79V80H186ZM3 79H1V81H2ZM11 80H12V78H11ZM42 80V79H41ZM41 80H39V81H41ZM164 80V81H163ZM199 80V79H198ZM43 81V80H42ZM45 81V80H44ZM49 81V80H48ZM56 81V80H55ZM167 81V82H166ZM14 82V81H13ZM31 82V81H30ZM30 82H28V84H27V82H26V84L27 85H29L30 84ZM46 82V81H45ZM52 82V81H51ZM57 82V81H56ZM147 82H149V83H147ZM32 83H33V81H32ZM38 83V82H37ZM50 83V82H49ZM190 83V82H189ZM0 84H1V82H0ZM34 84V83H33ZM103 84V83H102ZM36 85H39V84H36ZM47 86H48V84H46ZM167 85V88H165V86ZM187 86H189L188 84H186ZM169 86V87H168ZM155 87H156V85H155ZM190 87V86H189ZM191 87H192V85H191ZM7 89H8V87H6ZM20 88H22V87H20ZM114 88H113V90H114ZM156 88H158V87H156ZM111 89V88H110ZM161 89V88H160ZM190 89V88H189ZM189 89H187V91L189 90ZM40 90V89H39ZM109 90V89H108ZM144 90V89H143ZM191 90V89H190ZM8 91V90H7ZM111 91H112V89H111ZM122 91H127V93L125 94L124 92V94L125 95H123L122 94ZM183 91H185V90H183ZM226 91V90H225ZM228 91V92H229ZM10 92H12V91H10ZM9 92V93H10ZM24 92H26L25 90H23V94H24ZM33 92V91H32ZM39 92V91H38ZM149 92V91H148ZM151 92V91H150ZM160 92V93H159ZM224 92V91H223ZM227 92V93H228ZM27 93H29L28 92V90H27ZM27 93H25L26 95H27ZM137 93V94H136ZM32 94V93H31ZM139 94V96L138 97H133V96H137ZM144 94H147V92L145 91V93ZM144 94H142V95H144ZM152 94V93H151ZM191 94H192V92H191ZM200 94L202 95V96H200ZM26 95H24V98H25V96ZM37 95H40V94H37ZM36 95V96H37ZM141 95V96H142ZM228 95V94H227ZM229 95H230V93H229ZM233 95V96H234ZM18 96V95H17ZM20 96V95H19ZM28 97H29V94L27 95ZM26 96V97H27ZM147 96H150V97H154V98H156L155 96H151V95H149V93L147 94ZM181 96V95H180ZM191 96V95H190ZM191 96V97H192ZM235 96V97H236ZM21 97H23V96H21ZM38 97V96H37ZM133 97V99H134V101L131 99ZM144 97H146V96H144ZM231 97V96H230ZM16 98V97H15ZM18 98V97H17ZM23 98V99H24ZM33 98V97H32ZM106 98H107V96H106ZM126 98V99H125ZM192 98V99H193ZM232 99H235L234 97H231ZM254 98V99H255ZM27 99V98H26ZM139 99V98H138ZM264 99V98H263ZM13 94L11 95V94H6L5 93V91H4V88H3V85H0V143H2V144H4L5 142H8V143H10V144H12V151H14V153L16 152V150H18L19 151V149H21V150H23V153H21V154H24V151H27V150H31L30 148H31V143H32V141L35 139V138H37L36 136L34 137L33 135H34V132H35V126H37V125H35V123L33 122V121H35L34 119V117L35 116H33V115H31V114H24L23 112H20V107L18 106V104H15L13 101ZM28 100H30V99H28ZM111 100V99H110ZM122 100V99H121ZM140 100V99H139ZM139 100H137V103L139 102ZM149 100V99H148ZM156 102H155V101ZM185 100V99H184ZM227 100H229V97H228V99ZM236 100H237V98H236ZM16 101V100H15ZM23 101V100H22ZM31 101V100H30ZM33 101V100H32ZM114 101V100H113ZM119 100H117V102H118ZM141 101V100H140ZM144 101H145V99H144ZM191 101H193V100H191ZM235 101V100H234ZM238 101V100H237ZM21 102V101H20ZM28 102V101H27ZM27 102H25V103H27ZM123 102V101H122ZM143 102V101H142ZM31 103H33V102H31ZM37 103V102H36ZM109 103H111V102H109ZM22 104V103H21ZM114 104V103H113ZM113 104H109L110 106H109V108L111 107V105L112 106H114ZM119 104V103H118ZM130 104V103H129ZM132 104V103H131ZM136 104V103H135ZM139 105H140V102L138 103ZM144 104V103H143ZM221 104V105H220ZM225 104V103H224ZM227 104V103H226ZM232 104V103H231ZM20 105V104H19ZM26 105V104H25ZM24 105V106H25ZM28 105H29V103H28ZM27 105V106H28ZM38 105V104H37ZM120 105V104H119ZM123 105H124V102H123ZM134 105V104H133ZM145 105V104H144ZM188 105V104H187ZM22 106V105H21ZM29 106H32V105H29ZM121 106H122V104H121ZM125 106V105H124ZM123 106V107H124ZM132 106V105H131ZM137 106V105H136ZM240 106V105H239ZM238 106V107H239ZM33 107H34V105H33ZM39 107V106H38ZM115 107V106H114ZM119 107V106H118ZM118 107H116V108H118ZM126 107V106H125ZM124 107V108H125ZM233 107H234V105H233ZM128 108V105H127V107H126V109ZM130 108V107H129ZM128 108V110H130ZM137 107H135L134 108V110L136 109ZM158 108V107H157ZM187 108V107H186ZM32 109V108H31ZM39 109H40V107H39ZM39 109H37V111L39 110ZM113 109V108H112ZM115 109V108H114ZM119 109H120V107H119ZM119 109H117V110H119ZM189 109H191L192 110V108H189ZM26 110V109H25ZM28 110H30V108H28ZM116 110V109H115ZM116 110V111H117ZM127 110V111H128ZM133 110V111H134ZM193 110H195V109H193ZM31 111V110H30ZM29 111V112H30ZM34 111V110H33ZM40 111V110H39ZM113 111V110H112ZM166 111L168 112V114H170V116L172 117H170V116H168V117H170L169 119H170V121H168V119L166 118L165 120H167L168 121V123L170 122H172V124L174 123V125H171V126H173V128H171V129H169V128H166V127H159V125L160 124H158L157 125V123L158 122H156V120H158L160 117H161V115H164V113H166ZM196 111V110H195ZM28 112V111H27ZM28 112V113H29ZM35 112V111H34ZM43 112V111H42ZM114 112V111H113ZM112 112V113H113ZM118 112V111H117ZM139 112V111H138ZM187 112V111H186ZM185 112V113H186ZM192 112V111H191ZM210 112V113H209ZM33 113V112H32ZM36 113V112H35ZM39 113V112H38ZM38 113H37V115H38ZM44 113V112H43ZM111 113V114H112ZM156 113V114H155ZM107 114H109V113H107ZM128 114H132V113H128ZM158 114V115H157ZM161 114V115H160ZM179 114V115H178ZM180 114L182 115V117L180 116ZM193 113H191V115H192ZM36 115V116H37ZM42 114H40V116H41ZM115 115V114H114ZM113 115V116H114ZM175 115L177 116V118H174L173 119V117H175ZM188 115H189V113H188ZM207 115H209L210 116V119L207 117ZM116 116V115H115ZM118 116V115H117ZM131 116V115H130ZM129 116V117H130ZM164 116H166V114L164 115ZM187 116V115H186ZM111 117L112 116H110V119H111ZM137 117H138V115H137ZM167 117V116H166ZM180 117V118H179ZM189 117V116H188ZM190 117H192V116H190ZM37 118H39V115H38V117ZM37 118H36V121H38V120H40V119H38L37 120ZM41 118V117H40ZM44 118V117H43ZM135 119H133L134 120V122H136V121H139L140 120V118L139 119H137L136 117H134ZM201 118H202V120L204 121V123H205V121L206 120H204L205 118H207L208 120H210L211 121V123L208 121L207 123H210L211 124V126L212 127H218V126H220V128L218 129L217 128V130L215 129V128H212V130L213 129H215L217 132H220L222 135H220V134H218V135H216V133L215 132H213V135H214V133H215V135L216 136H218V137H216V139L217 138H219L218 139V141H217V144H216V139L213 141V139H212V136L213 135H210L209 133L210 132H212V131H205L204 129H202V125L200 126V127H198V128H195L196 130H192V128H193V122H191V121H195V122H198V125H200L199 123L201 122ZM107 119H108V117H107ZM114 119H115V117H114ZM41 120L43 121V119L41 118ZM49 120V119H48ZM117 120H118V118H117ZM186 120H191L190 122L189 121H186ZM197 120H200V121H197ZM127 121V120H126ZM141 121V120H140ZM139 121V122H140ZM159 122L161 121H163V120H161V119H159L158 120ZM187 122V124H188V122L190 123L189 124V127H188V125L185 123V122ZM264 121V120H263ZM40 122V121H39ZM118 122V121H117ZM129 122V121H128ZM131 122V121H130ZM155 122V123H154ZM41 123V122H40ZM48 123V122H47ZM110 123H112V121L110 122ZM115 123V122H114ZM187 125H185V124ZM202 123V122H201ZM233 123H234V121H233ZM233 123H232V125H231V127H232V130L234 129V128H236V126L235 125H237V122L236 123H234L235 125H233ZM121 124V123H120ZM119 124V125H120ZM183 124L185 125V127L183 126ZM195 124V123H194ZM203 124V123H202ZM209 124V125H210ZM214 124H217L216 126H213ZM42 125V124H41ZM112 125H114V124H112ZM122 126L124 125V126H126L124 123L123 124H121ZM131 125V124H130ZM130 125H128L129 127V129H130ZM134 125V124H133ZM163 125H165V124H163ZM162 125V126H163ZM166 125H169V124H167V122H166ZM192 126V128H191V126ZM207 125V124H206ZM45 126V125H44ZM53 126V125H52ZM51 125H50V127H52ZM109 126H111V125H109ZM116 126V125H115ZM114 126V127H115ZM136 126V125H135ZM138 126H136V127H138ZM171 126H169V127H171ZM195 126H197L196 124H195ZM194 126V127H195ZM205 126V125H204ZM228 126H229V124H228ZM233 126H235L234 128H233ZM241 126V127H240ZM40 127V126H39ZM54 127V126H53ZM113 127V126H112ZM117 127H119L118 126V124H117ZM116 127V128H117ZM136 127H134V128H136ZM206 127V126H205ZM208 127H210V126H208L207 125V129H208ZM47 129H48V126L46 127ZM45 128V129H46ZM108 128H110V127H108ZM121 128H123V127H121ZM127 128V129H128ZM134 128H132L131 127V129L133 130ZM211 128V127H210ZM40 129V128H39ZM50 129H52V128H49L48 130L49 131H51ZM114 129V128H113ZM118 129V128H117ZM128 129V130H129ZM130 129V130H131ZM43 130L44 129H42V132H43ZM111 130H112V128H111ZM110 129L108 130L109 132L111 131ZM114 130H116V129H114ZM114 130H112V131H114ZM209 130V129H208ZM229 130H231L230 129V127L227 129V132H229ZM45 131V130H44ZM47 131V130H46ZM236 131V130H235ZM41 132V133H42ZM117 132V131H116ZM119 132V131H118ZM237 132V131H236ZM46 133V132H45ZM48 133V132H47ZM106 133V132H105ZM104 133V134H105ZM121 133V132H120ZM119 133V134H120ZM230 133H233V134H235V136H236V133L235 132H230ZM247 133V134H248ZM38 134V133H37ZM43 134V133H42ZM108 134V133H107ZM115 134H117V133H115ZM232 134V135H233ZM237 134H239V133H237ZM48 135V134H47ZM55 135H57V134H55ZM55 135H53V136H55ZM109 135V134H108ZM199 135V136H198ZM215 135H214V137H215ZM231 134L230 135H228V136H232ZM250 135V136H251ZM39 136V135H38ZM42 136V135H41ZM119 136V135H118ZM227 136V137H228ZM243 136V135H242ZM262 136V137H261ZM40 137V136H39ZM43 137V136H42ZM56 137V136H55ZM97 137V136H96ZM123 137V138H124ZM226 137V138H227ZM239 137H241L240 136V134H239ZM123 138H122V140H123ZM231 138V140H232V137H230ZM229 137L227 138V139H230ZM243 138H245V137H243ZM39 139V138H38ZM92 139V138H91ZM93 139H95V136L93 137ZM97 139V138H96ZM95 139V140H96ZM109 139V138H108ZM119 139H120V141L119 142H121L122 140H121V138L119 137ZM242 139V138H241ZM240 138H239V142H240V140H241ZM245 139H247V138H245ZM252 139V138H251ZM55 140H56V138H55ZM109 140H111V139H109ZM234 140V139H233ZM242 140H244V139H242ZM249 140H250V138H249ZM108 141V140H107ZM114 141V140H113ZM222 141V140H221ZM226 141V140H225ZM224 141V142H225ZM245 141V140H244ZM243 141V142H244ZM248 141V140H247ZM251 141V140H250ZM258 141V142H259ZM262 141L260 142V143H262ZM40 142V141H39ZM51 142H52V140H51ZM86 142H88V141H86ZM103 143H104V141H102ZM125 142V140L123 141V143ZM215 142V143H214ZM224 142L223 143H219V144H221V145H223L224 147V149L225 148H227V145L229 144V143H227V141L225 142L227 145L225 146V144H224ZM232 143H233V141H231ZM235 142V141H234ZM239 142H237V144L239 145ZM256 142V141H255ZM63 143V142H62ZM62 143H61V145H62ZM92 144L93 143V141L92 142H89V144ZM99 143V142H98ZM102 143V144H103ZM113 143V142H112ZM122 142H121V144H123ZM236 143V142H235ZM245 144H246V142H244ZM252 143V142H251ZM260 143H254V145L255 144H257L256 145V147H254L255 149L257 148V146L260 144ZM46 144V143H45ZM50 144V143H49ZM93 144H95L96 146L98 145L97 143H93ZM101 144V145H102ZM109 144V143H108ZM126 144H124L125 146H128V145H126ZM244 144V145H245ZM248 144H250L249 142H248ZM262 144H264V143H262ZM56 145V144H55ZM60 145V146H61ZM63 145H64V143H63ZM84 145V144H83ZM95 145H93V146H95ZM99 145H100V143H99ZM112 145H114V144H112ZM251 145H253V143L251 144ZM4 146V145H3ZM2 146V147H3ZM50 146V145H49ZM48 146V147H49ZM92 146V145H91ZM116 146V145H115ZM118 146V145H117ZM116 146V147H117ZM120 146V145H119ZM231 146H232V148H237L238 146H233L232 144L230 145L229 144V149L231 148ZM243 146V145H242ZM241 145H240V147H242ZM259 146H261V145H259ZM7 147V150H8V146H6ZM48 147H46V149L48 150ZM51 147H53L52 146V144H51V146H50V149H51ZM66 147V149L68 148V150H71L70 149V147H68V146H63V148H65ZM85 147V146H84ZM87 147V146H86ZM103 147V146H102ZM109 147V146H108ZM120 147H122V146H120ZM119 147V148H120ZM124 147V146H123ZM129 147V148H130ZM222 147V146H221ZM220 147V148H221ZM244 147V146H243ZM242 147V148H243ZM247 147H248V145H247ZM246 147V148H247ZM251 147V146H250ZM54 148V147H53ZM61 148H62V146H61ZM104 148V147H103ZM128 148V147H127ZM126 148V149H127ZM129 148H128V150H129ZM146 148V149H147ZM219 148V149H220ZM222 148V149H223ZM242 148H241V150H242ZM249 148V147H248ZM247 148V149H248ZM254 148L252 149V150H254ZM258 148H260V147H258ZM262 148H264V147H262ZM33 149V148H32ZM34 149H36V150H38V148H34ZM41 149H42V147H41ZM44 149V148H43ZM49 149V150H50ZM55 149V148H54ZM74 149V148H73ZM77 149V148H76ZM79 149V148H78ZM100 149V148H99ZM107 149H109V148H107ZM111 149V148H110ZM115 149V148H114ZM117 149V148H116ZM115 149V150H116ZM150 149V150H151ZM213 149V148H212ZM219 149L217 148V157L219 156L218 154H219ZM221 149V150H222ZM228 149V148H227ZM239 149V148H238ZM238 149H236V150H238ZM1 150H3V149H1V144H0V153L1 154H3L2 156H4V153H2L1 152ZM67 150V151H68ZM90 150V149H89ZM118 150V149H117ZM136 150V151H135ZM251 150V151H252ZM260 150H261V148H260ZM39 151H40V148H39ZM38 151V152H39ZM66 151V152H67ZM78 150H76V152H77ZM85 150H83V152H84ZM87 151V150H86ZM103 151V150H102ZM101 151V152H102ZM109 151V150H108ZM129 151H131V150H129ZM140 151H139V153H140ZM213 151V150H212ZM223 152H224V154H225V150H222ZM227 151H229V150H227ZM226 151V154L225 155H228L230 152H227ZM245 151V150H244ZM247 151V150H246ZM262 151V150H261ZM10 152V151H9ZM20 152V151H19ZM19 152H18V154H19ZM22 152V151H21ZM28 152H30V151H28ZM28 152H26L25 154H28ZM37 152V153H38ZM40 152H43L42 150L40 151ZM63 152H64V150H63ZM92 152V151H91ZM96 152V151H95ZM104 152H106V149H105V151ZM213 152H215V151H213ZM258 152H260V151H258ZM6 153V152H5ZM12 153V152H11ZM36 153V154H37ZM62 153V152H61ZM72 153H75V152H72ZM90 153V152H89ZM99 153V152H98ZM97 153V154H98ZM129 153H131V152H129ZM211 153V152H210ZM228 153V154H227ZM236 153V152H235ZM239 153H240V151H239ZM242 153H244V152H242ZM245 153H247V152H245ZM254 153V152H253ZM257 153V152H256ZM17 154V153H16ZM17 154V156L19 157V155ZM36 154H34V155H36ZM39 154V153H38ZM43 154V153H42ZM42 154H41V156H42ZM62 154H65V152L64 153H62ZM96 154V153H95ZM99 154H101V153H99ZM107 154V153H106ZM114 154V153H113ZM112 154V155H113ZM146 154V153H145ZM221 154L222 155H224L222 152H221ZM220 154V155H221ZM241 154V153H240ZM248 154H250V150H249V153ZM261 153H259V154H257L258 156L260 155ZM262 154H264V153H262ZM6 156H7V153L5 154ZM29 155V154H28ZM54 155H55V153H54ZM66 155H68L69 156V154H66ZM80 155V154H79ZM92 155V154H91ZM104 155V154H103ZM102 155V156H103ZM108 155V154H107ZM121 155V154H120ZM125 155V154H124ZM127 155V154H126ZM130 155V154H129ZM133 156L132 157H134V155L135 154H132ZM138 153H137V158H138ZM157 155H155V156H157ZM242 155V154H241ZM255 155V154H254ZM1 156V159L2 160H5L7 157L6 156H4V157H2ZM9 156V155H8ZM12 156H14L13 154H12ZM16 156V155H15ZM17 156L15 157V158H17ZM26 156V155H25ZM30 156V155H29ZM63 156V155H62ZM74 156V155H73ZM88 156H89V154H88ZM96 156V155H95ZM111 156V155H110ZM109 156V157H110ZM123 156V155H122ZM142 156V155H141ZM143 156H145V155H143ZM147 156H149V153H148V155ZM152 156H154V154L152 155ZM151 156V157H152ZM213 156V155H212ZM215 156V155H214ZM213 156V158L214 159H216V161H217V158H215ZM230 156V155H229ZM232 156V155H231ZM230 156V157H231ZM237 156V155H236ZM258 156H257V158H258ZM9 157H11V156H9ZM35 157V156H34ZM37 157H38V155H37ZM47 156H44V157H42L41 159H40V163L39 164H41L43 167H45V169H46V167L48 168H50L51 167V164L53 163V161H52V163L50 164V160L47 158V159H45ZM57 157H59V158H56V159H60V155H58ZM64 157H65V155H64ZM72 157V156H71ZM75 157H76V159H78L77 158V154H75ZM92 158H93V156H91ZM90 156H89V160H90V162H91V160H92V158H91ZM113 156H111V158H112ZM124 157V156H123ZM130 156H128V158H129ZM150 157V156H149ZM149 157H147V158H149ZM223 157V156H222ZM222 157H221V160H222ZM225 157V156H224ZM228 157V156H227ZM248 157V156H247ZM254 157V156H253ZM253 157H250V159L251 158H253ZM263 157H264V155H263ZM4 158V159H3ZM13 157H11V159H12ZM23 158V157H22ZM21 158V159H22ZM36 158V157H35ZM39 158H40V156H39ZM38 158V159H39ZM51 158V157H50ZM52 158H54V156H52ZM73 158V157H72ZM72 158H70L71 159V161H72ZM82 158H83V156H82ZM88 158V157H87ZM98 158H100V157H98L97 156V159ZM103 158V157H102ZM115 158H117V157H115ZM127 158V159H128ZM146 158V157H145ZM145 158H143V159H145ZM155 158V157H154ZM237 158H238V156H237ZM242 158H244V156L242 157ZM242 158L241 159H239V160H241L242 161ZM257 158H253V162H254V159H257ZM260 158H261V155H260ZM0 159V160H1ZM18 159V158H17ZM17 159H15V161L17 160ZM27 159H28V156H27ZM29 159H31V158H29ZM55 159V158H54ZM63 159H68L67 161H69L70 159L69 158H63ZM126 159V158H125ZM136 159V158H135ZM156 159H157V157H156ZM156 159H154V160H156ZM228 159V158H227ZM226 159V160H227ZM230 159H233V158H230ZM245 159V158H244ZM23 160V159H22ZM26 159H24V161H25ZM62 160V159H61ZM73 160H75V159H73ZM79 160V159H78ZM78 160H76L75 162H77ZM80 160H81V156H80ZM94 160V159H93ZM104 160V159H103ZM129 160H131V157H130V159ZM128 160V161H129ZM140 160H141V158H140ZM139 160V162L138 163H140V164H142L141 163V161ZM146 160V159H145ZM144 160V161H145ZM223 160H224V158H223ZM249 160V159H248ZM260 160H262V159H260ZM15 161H13V162H15ZM18 161H20V159H18ZM34 158H33V161L31 160V162H33L34 163ZM43 161V162H42ZM63 161V160H62ZM102 161V160H101ZM115 161V160H114ZM132 161V160H131ZM150 161V160H149ZM156 161H158L159 163H160V161H159V159L158 160H156ZM246 161V160H245ZM257 161H259V160H257ZM0 162H2V161H0ZM9 162V161H8ZM57 162H59V161H57ZM74 162V163H75ZM83 161H81V162H79L80 164H79V167L81 166V163H82ZM85 162H89V161H87V160H85ZM93 162V161H92ZM99 162V161H98ZM97 162V163H98ZM116 163H117V161H115ZM121 162V161H120ZM135 162V161H134ZM147 162V161H146ZM152 162H153V160H152ZM185 162V163H186ZM223 162V161H222ZM252 162V163H253ZM256 162V161H255ZM261 162V161H260ZM6 163H7V161H6ZM25 163H27L28 164V160H27V162H25ZM25 163H23V166H25V165H27V164H25ZM43 163V164H42ZM61 163V162H60ZM59 163V165L61 166V164ZM63 163H64V161H63ZM62 163V166H64V164ZM69 163H70V161H69ZM69 163H67L66 164V166L68 165L69 166ZM73 163V162H72ZM113 163V162H112ZM118 163H119V160H118ZM117 163V164H118ZM122 163V162H121ZM123 163H125V160H124V162ZM131 162L129 161V164H130ZM149 162H147V165H149L148 164ZM154 163V162H153ZM211 163V164H210ZM245 163V162H244ZM246 163H248L247 161H246ZM245 163V164H246ZM258 163V162H257ZM264 164V162H261V164ZM8 164H14V163H7V165ZM54 164L55 165H57L58 166V164L56 163V161L54 162ZM71 164V163H70ZM76 164V163H75ZM103 164V163H102ZM110 164H111V160H110ZM152 164V163H151ZM150 164V166H152ZM161 164V163H160ZM188 164V162L185 164V165H187ZM229 164V163H228ZM231 164V163H230ZM243 164V163H242ZM260 164V163H259ZM15 165V164H14ZM20 165H21V162H20ZM36 165H38V164H35V165H33V167H35ZM40 165V166H41ZM72 165V164H71ZM76 165H78V163L76 164ZM92 165H94L93 163H92ZM105 165V164H104ZM133 165V164H132ZM139 165V164H138ZM137 165V166H138ZM144 165H146L145 163H144ZM143 165V166H144ZM146 165V166H147ZM215 165H216V167H215ZM232 165V164H231ZM247 165V164H246ZM246 165H243V166H246ZM249 165H250V162H249ZM249 165H248V167H249ZM252 165V164H251ZM41 166V167H42ZM61 166V167H62ZM67 166V167H68ZM134 166V165H133ZM142 166V167H143ZM155 166V163L153 164V166L151 167V169L153 168ZM161 166V165H160ZM160 166H159V168H160ZM192 166H194V168L192 167ZM228 166V165H227ZM227 166H224V167H227ZM262 166H264V165H262ZM0 167H2L1 169H0V171L4 168V169H6V167H4L3 166V163H2V166H1V164H0ZM27 167V166H26ZM38 167V166H37ZM40 167V169H42ZM65 167V166H64ZM76 167V166H75ZM89 167V166H88ZM248 167L246 166V169H248ZM15 168V167H14ZM19 168V167H18ZM17 167L15 168V169H18ZM28 168V167H27ZM90 168V167H89ZM109 168V167H108ZM110 168H112V167H110ZM140 168V167H139ZM138 168V169H139ZM155 168V167H154ZM153 168V169H154ZM156 168H158V166L156 167ZM219 168V167H218ZM218 168H216L215 170H217ZM221 168V167H220ZM229 168V167H228ZM230 168H233L234 170H240L239 168H237L236 167V169L234 168V167H230ZM9 169V168H8ZM8 169H6V170H8ZM19 169H21V168H19ZM17 170V173L18 172H20V170ZM36 167L34 168V170L36 171ZM39 169V170H40ZM56 169H58V168H56ZM66 170H68L67 168H65ZM92 169V168H91ZM91 169L89 170L90 172H91ZM129 169H131V164H130V166H129ZM137 169V170H138ZM189 169H188V171H189ZM252 169V168H251ZM257 169H258V167H257ZM25 170V169H24ZM28 170V169H27ZM61 169H59V171H60ZM75 170V169H74ZM83 170H85V169H83ZM128 170V169H127ZM127 170H125V171H127ZM136 170V169H135ZM136 170V172H138ZM140 170V169H139ZM154 170H156V169H154ZM185 170H186V168H185ZM230 170V169H229ZM236 170V171H237ZM245 170V169H244ZM258 170H260V169H258ZM10 171V170H9ZM16 171V170H15ZM34 171V172H35ZM45 171V170H44ZM50 171H52V170H50ZM53 171H55L54 172V174L56 173H59V171L57 172L55 169L53 170ZM63 171H65V170H63V168H62V176H65V177H67L68 178V176L67 175H63ZM71 171H72V169H71ZM88 171V170H87ZM96 171V170H95ZM113 171V170H112ZM133 171V170H132ZM146 171H148V170H145L144 169V172L146 173ZM156 171H158L159 172V170L157 169ZM184 171V170H183ZM228 171V170H227ZM230 171H232V170H230ZM230 171H228L227 173H231ZM242 171V170H241ZM23 172V171H22ZM22 172H20V173H22ZM29 172H31V171H29ZM49 171L47 170L46 171V173H48ZM65 172H67V171H65ZM69 172V171H68ZM86 172V171H85ZM84 172V174L85 175H87L86 173ZM110 172H111V170H110ZM114 172V171H113ZM151 172V171H150ZM215 174H214V173ZM235 172V171H234ZM239 172V171H238ZM243 172V171H242ZM252 172H254V174L257 172L256 170L255 171H253L252 170ZM260 172H262V171H259V174H260ZM5 172L3 171H1V175H2V177H4V176H6L7 174H4ZM13 173V172H12ZM23 173H25V172H23ZM37 173V172H36ZM39 173V176H41V174H43V173H41L40 174V172H38ZM46 173H44L45 175H46ZM50 174H51V172H49ZM48 173V174H49ZM73 173V172H72ZM75 173V172H74ZM101 173H102V171H101ZM117 173H120V172H117ZM117 173H115V175L117 174ZM153 173V172H152ZM154 173H155V171H154ZM184 173V172H183ZM233 173V172H232ZM231 173V174H232ZM236 173V172H235ZM234 173V174H235ZM258 173V172H257ZM263 173V172H262ZM3 174H4V176H3ZM10 174V173H9ZM16 173H13V175H15ZM31 174V173H30ZM64 174H68V173H64ZM90 174V173H89ZM88 174V175H89ZM93 174V173H92ZM100 174V173H99ZM103 174H104V172H103ZM124 174V173H123ZM122 174V175H123ZM126 174V173H125ZM128 174V173H127ZM127 174H126V178H127ZM129 174H131V173H129ZM148 174H150L151 175V173H149V171H148ZM147 174V176H149ZM161 174V173H160ZM185 175H186V172L184 173ZM184 174H183V176H184ZM214 174V175H213ZM239 174V173H238ZM237 174V176H239ZM242 174V173H241ZM244 174H245V172H244ZM0 175V176H1ZM19 175V174H18ZM32 175H34V174H32ZM59 175V174H58ZM74 175V174H73ZM81 175V174H80ZM95 175V174H94ZM94 175H93V177L92 178H94L95 180L97 179L96 178V176L98 175V174H96L95 175V177H94ZM121 174L119 175L120 176V178H121V176H122ZM139 175H141L142 176V173L141 174H139ZM143 175H144V173H143ZM153 175V174H152ZM151 175V176H152ZM155 175H157V173L155 174ZM155 175H154V177H155ZM162 175V174H161ZM164 175V174H163ZM212 175H213V177H212ZM227 175V174H226ZM258 175V174H257ZM17 176V175H16ZM38 176V177H39ZM92 176V175H91ZM101 175H99L98 177H100ZM104 176H106V175H104ZM119 176H118V178H119ZM124 176V175H123ZM150 176V178H152ZM158 176V175H157ZM156 176V177H157ZM165 176V175H164ZM182 176V175H181ZM183 176H182V178H183ZM230 177H234V176H236V175H233V176H231V175H229ZM244 176V175H243ZM250 176L251 175H249V176H247V177H249L250 178ZM260 176V175H259ZM8 177H10V176H8ZM11 177H13V176H11ZM28 177L30 178V176L28 175ZM53 177V176H52ZM55 177V176H54ZM71 177V176H70ZM73 177H77V176H73ZM79 177V176H78ZM87 177V176H86ZM162 177V176H161ZM170 177V176H169ZM175 177H173V178H175ZM4 178H6V179H4ZM3 179L4 180H8L9 178H7V177H4ZM14 179H15V177H13ZM17 178V177H16ZM19 178H21V177H19ZM33 178V176L30 178V179H32ZM37 180H38V178L37 177H35ZM43 178V177H42ZM58 178H60V177H58ZM66 178V179H67ZM81 178V177H80ZM80 178L79 179H77V178H75V179H77V182H78V180H80ZM88 178V177H87ZM100 178H102V176L100 177ZM108 178V177H107ZM124 178V177H123ZM122 178V179H123ZM130 178V177H129ZM132 179H133V177H131ZM145 178V177H144ZM161 179L159 176L157 177V179ZM166 178V180L168 179L167 177H165ZM245 178H246V176H245ZM244 177H242V179L244 180V181H247V179H245ZM263 178H264V176H263ZM22 179V178H21ZM36 179H34V180H36ZM52 179V178H51ZM57 179V178H56ZM63 179H65V178H63ZM71 179V178H70ZM82 179H85L84 177H82ZM90 179V178H89ZM99 179V178H98ZM125 179V178H124ZM148 179V178H147ZM236 179V178H235ZM241 179V180H242ZM1 180H2V178H1ZM11 180H12V178H11ZM25 180V179H24ZM47 180V179H46ZM50 180V179H49ZM103 180H105V179H103ZM112 180V179H111ZM111 180H109L108 179V181L110 182ZM120 180V179H119ZM125 180H127V179H125ZM172 180H177V178L176 179H172ZM183 180H184V178H183ZM221 180H222V182H221ZM233 180V178H231V181ZM237 180V179H236ZM240 180V179H239ZM240 180V181H241ZM251 180V179H250ZM16 181V180H15ZM15 181H11V184L13 183V182H15ZM33 181V180H32ZM32 181H30V182H32ZM52 181V180H51ZM56 181V180H55ZM54 180H53V183L55 184L56 182H55ZM61 181V180H60ZM66 181V180H65ZM64 181V182H65ZM71 181V180H70ZM70 181H68L67 180V182H70ZM73 181H76V180H74L73 179ZM85 180H83V182H84ZM99 181H101V180H99ZM98 181V182H99ZM107 180H106V182H108ZM115 181V180H114ZM114 181H112V183H115ZM121 181V180H120ZM132 181V180H131ZM136 181V180H135ZM153 181V180H152ZM169 181V180H168ZM180 181H182V179L180 180ZM180 181L178 182V180H177V183H180ZM189 181V179L187 180V182ZM199 181V180H198ZM230 181V180H229ZM234 181V183H235V180H233ZM238 181V180H237ZM0 182H2V181H0ZM18 179H17V181H16V183L18 184ZM30 182H27L26 184H27V187H28V185H30L31 186V184H28V183H30ZM42 183H44L43 181H41ZM40 182V183H41ZM58 182V181H57ZM85 182H87V180L85 181ZM84 182V183H85ZM89 182V181H88ZM91 182H93L92 180L90 181V183L89 184H91ZM97 182V183H98ZM126 182V181H125ZM133 182H134V180H133ZM147 182V181H146ZM165 182V181H164ZM163 182V183H164ZM170 182V181H169ZM169 182H167L168 184H169ZM172 182L173 181H171L170 182V184L172 185ZM182 182H184V181H182ZM186 182V183H187ZM249 182V181H248ZM261 181H259V183H260ZM7 183H9L10 184V181H8ZM20 183V182H19ZM22 183V182H21ZM34 183V182H33ZM37 183H39V182H37ZM39 183V184H40ZM41 183V184H42ZM47 183H48V181H47ZM59 183V182H58ZM57 183V184H58ZM61 183H62V181H61ZM73 184H75L76 185V183L75 182H72ZM82 182H80V184H81ZM94 183V182H93ZM97 183H96V186H97ZM100 183V182H99ZM135 183V182H134ZM150 183V182H149ZM185 183V184H186ZM234 183H231V185H233ZM262 183V182H261ZM14 184V183H13ZM16 184V185H17ZM22 184H25V183H22ZM38 184V185H39ZM49 184V183H48ZM47 184V185H48ZM64 184L65 183H63V185H62V187L64 186ZM67 184V183H66ZM78 184V183H77ZM105 184H107V183H101V185H105ZM127 184H128V182H127ZM139 184H141V183H139ZM169 184V185H170ZM174 184V183H173ZM182 183H180V185H181ZM224 184V183H223ZM227 185L229 184V182H228V180H227V183H226ZM245 184V183H244ZM247 184V183H246ZM248 184H250V182L248 183ZM252 184V183H251ZM255 184V183H254ZM0 185H2V184H0ZM32 185H34V184H32ZM37 185V184H36ZM35 185V186H36ZM38 185H37V187H38ZM43 185V184H42ZM46 184H44L43 186H45ZM70 185V184H69ZM79 185V184H78ZM82 185V184H81ZM79 186V188L81 187L82 188V186ZM86 185V184H85ZM92 185H94V184H92ZM100 185V186H101ZM113 185V184H112ZM126 185V184H125ZM131 185V184H130ZM142 185V184H141ZM147 185V184H146ZM160 185H161V183H160ZM160 185H158V187L160 186ZM235 185V187H233L234 189H238L237 187V185H238V183H235L234 184ZM242 185V184H241ZM262 185H263V183H262ZM261 185V186H262ZM13 186V185H12ZM11 186V187H12ZM26 186V185H25ZM24 186V187H25ZM29 186V187H30ZM35 186H33V187H35ZM60 186V185H59ZM72 186V185H71ZM96 186H95V188H96ZM132 186V185H131ZM131 186H129V187H131ZM173 186V185H172ZM175 186H176V184H175ZM183 186V185H182ZM204 186V185H203ZM202 186V187H203ZM221 186H223V185H221ZM220 186V187H221ZM224 186H225V184H224ZM223 186V187H224ZM228 186H230V185H228ZM243 186V185H242ZM9 187V186H8ZM21 187H23V186H20V188ZM23 187V188H24ZM32 187V188H33ZM58 187V186H57ZM57 187H54V188H56L57 189ZM67 187V186H66ZM65 187V188H66ZM75 187V186H74ZM76 187H77V185H76ZM99 187V186H98ZM97 187V188H98ZM104 187V186H103ZM102 187V188H103ZM113 187H116V186H113ZM127 187V186H126ZM133 187V186H132ZM155 187H157V185L155 186ZM154 187V188H155ZM165 187H167V186H165ZM174 187V186H173ZM187 187H188V185H187ZM186 187V188H187ZM220 187H219V189H220ZM227 187V186H226ZM231 188H232V186H230ZM245 187V186H244ZM251 187V186H250ZM3 188V187H2ZM1 188V189H2ZM4 188H6V187H4ZM3 188V189H4ZM16 187H13V189H15ZM26 188V187H25ZM31 187H30V189H32ZM36 188V187H35ZM35 188H33L35 191H36V189ZM39 188V187H38ZM54 188H51L52 190L54 189ZM71 188V187H70ZM87 188V187H86ZM93 188V187H92ZM94 188V189H95ZM96 188V191L98 190ZM104 188H106V187H104ZM103 188V189H104ZM108 188V187H107ZM110 188V187H109ZM112 188V187H111ZM125 188V187H124ZM128 188V187H127ZM169 188V187H168ZM167 188V190H169ZM180 188L181 189H179V190H182V187L180 186ZM214 188H215V186L213 187V190H214ZM231 188H229L228 189V191L227 192H229L228 194H232L233 195V193L231 192L230 193V191L233 189H231ZM248 188V187H247ZM258 189L260 188L261 189V187L259 186V187H257ZM263 188V187H262ZM9 189V188H8ZM12 188H10V190H11ZM22 189V188H21ZM32 189V190H33ZM56 189H55V191H56ZM69 189V188H68ZM72 189V188H71ZM76 189H78V188H76ZM93 189V190H94ZM118 189H120L119 187H118ZM122 189V188H121ZM121 189H120V191H121ZM134 189V188H133ZM152 189H153V187H152ZM170 189H171V186H170ZM183 189H185V188H183ZM208 190V188H206L205 186H204V188H203V190ZM210 189V188H209ZM216 189V188H215ZM249 189V188H248ZM248 189H246L247 191H252L253 189H251V190H248ZM256 189V188H255ZM5 190V189H4ZM24 190V189H23ZM25 190H27L28 191V189H25ZM40 190H42V189H40ZM39 190V191H40ZM47 190V189H46ZM49 190V189H48ZM51 190V191H52ZM58 190V189H57ZM63 190V192L64 191H68V192H70L69 190H64L63 188L61 189V191ZM80 190H82V189H80ZM80 190L78 191V190H75V191H78V192H80ZM87 190V189H86ZM117 190V189H116ZM123 191H124V189H122ZM135 190V189H134ZM194 190V192H196ZM199 190L201 191L202 189H200L199 188ZM204 190V191H205ZM221 190H223L222 188H221ZM225 190H227V189H225ZM264 190V189H263ZM263 190H261V191H263ZM12 191V190H11ZM16 191V190H15ZM14 191V192H15ZM30 191V190H29ZM43 191V190H42ZM54 191V190H53ZM61 191H60V193H61ZM85 190L83 189V191H81L80 192V194H82V192H84ZM90 190H87V192H89ZM92 191V190H91ZM99 191H101V190H99ZM119 191V192H120ZM127 191H128V189H127ZM163 191V190H162ZM170 191V190H169ZM188 191H191L190 193H192L193 191L192 190H188ZM217 191L218 190H216V192H215V190L214 191H211V189H210V195H211V192L212 193H217ZM232 191H234V190H232ZM240 191L241 192H243V191H245V190H241V188H240ZM239 191V192H240ZM258 191H260V190H258ZM1 192H3V191H1ZM6 191H4L3 193H5ZM13 192V193H14ZM17 192V194H19L18 193V191H16ZM21 192V191H20ZM67 192V193H68ZM71 192H72V190H71ZM86 192V193H87ZM95 192V191H94ZM93 191H92V194L94 193ZM104 192V191H103ZM110 192H112V189H111V191L109 190V193ZM116 192V191H115ZM126 192V191H125ZM124 192V194L121 192V195L123 196V195H125V194H127V196H128V193H125ZM137 191H135L134 193L135 194H138V193H136ZM141 192V191H140ZM151 192H155V190L154 191H152L151 190ZM164 192V191H163ZM163 192H161L162 194H163ZM168 192V191H167ZM166 192V193H167ZM174 192V191H173ZM182 193H180V194H183V191H181ZM185 192V191H184ZM186 192H187V190H186ZM201 192H203V191H201ZM237 192V191H236ZM236 192H234V194L236 193ZM246 192V191H245ZM22 193H24V192H22ZM33 193V192H32ZM36 193V192H35ZM40 193H42L41 191H40ZM50 193V192H49ZM48 193V194H49ZM57 193V192H56ZM59 193V192H58ZM57 193V194H58ZM66 193V194H67ZM74 193H76V194H78L77 192H74ZM73 193V194H74ZM86 193H84V194H86ZM96 193V192H95ZM107 193V192H106ZM117 193V192H116ZM133 193V194H134ZM161 193H159V195L161 194ZM172 193V192H171ZM170 193V194H171ZM178 193V192H177ZM198 193H199V191H198ZM204 193V192H203ZM201 194V193H199V194H201V195H204V194ZM0 194H2V193H0ZM16 194V193H15ZM37 194V193H36ZM52 195H54L55 196V193H51ZM65 194V192L63 193V195ZM73 194H72V196L70 195V197H73ZM76 194H74V196L76 195ZM79 194V195H80ZM92 194H90V195H92ZM104 194V193H103ZM108 194V193H107ZM112 194L114 195L115 193L114 192H112ZM132 194V193H131ZM135 194H134V197L136 198V196H135ZM152 194V193H151ZM150 194V195H151ZM162 194H161V196H162ZM169 194V193H168ZM185 194H187V193H185ZM207 193H205V195H206ZM227 194V193H226ZM227 194V196H226V198L228 197V196H230V195H228ZM238 194V193H237ZM237 194H236V196H237ZM245 194V193H244ZM256 194H258V193H256ZM256 194H254L255 195V197L257 198L259 195H256ZM262 194V193H261ZM263 194H264V192H263ZM3 195H6V194H3ZM23 195V194H22ZM59 195V194H58ZM57 195V196H58ZM68 195H69V193H68ZM101 195V194H100ZM109 195V194H108ZM107 195V196H108ZM121 195H119V196H121ZM153 195V194H152ZM151 195V196H152ZM175 195V192H174V194H172V196H174ZM184 195V194H183ZM193 195H194V193H193ZM201 195H199V196H201ZM209 195V196H210ZM1 196V195H0ZM9 196H10V194H9ZM11 196H12V194H11ZM41 196L43 197V199L45 198L44 197V194L42 195L41 194ZM46 196V195H45ZM78 196V195H77ZM76 196V197H77ZM83 196V195H82ZM82 196H80L81 198H82ZM92 196H95L94 194L92 195ZM92 196H90V197H92ZM106 195H105V197H107ZM118 196V197H119ZM121 196V197H122ZM140 196V195H139ZM138 196V197H139ZM142 196V195H141ZM140 196V197H141ZM156 196V195H155ZM154 196V197H155ZM167 196V195H166ZM171 196V197H172ZM180 196V195H179ZM184 196H188V194L187 195H184ZM208 195H207V197H209ZM249 196V195H248ZM6 197H8V195L6 196ZM41 197V198H42ZM69 197V196H68ZM68 197H65V199H67ZM69 197V198H70ZM87 197V196H86ZM90 197H88L89 199H90ZM96 197V196H95ZM99 197V196H98ZM104 197V198H105ZM109 197V196H108ZM107 197V198H108ZM114 197V196H113ZM126 197V196H125ZM139 197V198H140ZM144 197H146V196H144ZM160 197V196H159ZM165 197V196H164ZM181 197V196H180ZM180 197H177V199L179 198L180 199ZM206 197V196H205ZM204 197V198H205ZM206 197V198H207ZM221 197H222V195H221ZM233 197V196H232ZM235 197V196H234ZM251 197H253V196H251ZM249 198V199H253V198ZM261 197H264V195H260V199H261V201H262V199H264V198H261ZM15 198H16V196H15ZM26 198V197H25ZM48 198V197H47ZM47 198H45V199H47ZM62 199V195H61V197H59V199ZM79 198V197H78ZM85 198V197H84ZM97 198V197H96ZM101 198V197H100ZM98 199V200H103V199ZM112 198V195H111V197L109 198V201H110V199ZM116 198V197H115ZM120 198V197H119ZM124 198V197H123ZM150 198H152V197H150ZM150 198L148 197L147 199H148V201L150 200ZM156 198L158 199V196H156ZM155 198V199H156ZM163 198V197H162ZM161 198V199H162ZM169 198V197H168ZM167 198V199H168ZM173 198V197H172ZM172 198L170 199V200H172ZM175 198V197H174ZM173 198V199H174ZM183 198V199H182ZM195 198V197H194ZM210 198H212L211 196H210ZM224 198V197H223ZM239 198H241L240 196H239ZM10 199H11V197H10ZM24 199V198H23ZM29 199V198H28ZM36 199H37V197H36ZM54 199H56V198H54ZM64 199V198H63ZM64 199V200H65ZM75 199V198H74ZM88 199V200H89ZM114 199V198H113ZM138 199V198H137ZM141 199H143L142 197H141ZM160 198H159V200H161ZM176 199V198H175ZM181 199L182 200H184L185 199V197H181ZM190 199V198H189ZM192 199V198H191ZM189 200V201H193V200ZM213 199V198H212ZM215 199H216V196H215ZM214 199V200H215ZM225 199V198H224ZM228 199V198H227ZM227 199H225L226 200V202H227ZM234 199V198H233ZM237 199H238V197H237ZM236 199V200H237ZM241 199H243V198H241ZM244 199H246V198H244ZM257 199H259V198H257ZM52 200V199H51ZM50 200V201H51ZM57 200V199H56ZM56 200H53V201H56ZM64 200H62V201H64ZM71 200V199H70ZM70 200H68L67 199V201H70ZM78 200V199H77ZM81 199H79L78 201H80ZM92 200H94L93 198H92ZM108 200V199H107ZM112 200V199H111ZM117 200V199H116ZM124 200V199H123ZM130 200V199H129ZM132 200V199H131ZM152 200V199H151ZM158 200V201H159ZM163 200V199H162ZM165 200V199H164ZM206 200V199H205ZM204 200V201H205ZM208 200V199H207ZM206 200V201H207ZM213 200V201H214ZM219 200V199H218ZM235 200V201H236ZM254 200V199H253ZM253 200H252V202H253ZM256 200V199H255ZM1 201V200H0ZM8 201V200H7ZM24 201H26V200H24ZM34 201H35V199H34ZM38 201V200H37ZM66 201V202H67ZM76 201V200H75ZM109 201H107V202H109ZM117 201H119V199L117 200ZM126 201V200H125ZM145 201H146V199H145ZM147 201V202H148ZM157 200L155 201V203L156 202H158ZM175 200H173V202H174ZM178 201V200H177ZM212 200L210 201L211 202V204H212V202H213ZM232 201V200H231ZM242 202L243 201H245V200H241ZM260 201V202H261ZM12 202V201H11ZM40 202V201H39ZM52 202V201H51ZM50 202V203H51ZM61 202V201H60ZM73 201H71L70 203H72ZM89 203H90V201H88ZM94 202H96V205H98V201H97V199H96V201H94ZM115 203H116V201H114ZM123 202V201H122ZM133 202H135V201H133ZM141 202H142V200H141ZM146 202V203H147ZM167 202H168V200H167ZM173 202L171 203V202H168V203H166L165 205H167V204H169V203H171V204H173ZM195 202V201H194ZM210 202H207L208 204V206L206 207V209H209V203ZM215 202H217L216 200H215ZM229 202H230V198H229ZM228 202V203H229ZM248 202V201H247ZM250 202V201H249ZM247 203V204H253L252 202L251 203ZM256 202H257V200H256ZM0 203H2V202H0ZM10 203V202H9ZM8 203V204H9ZM15 203H16V201H15ZM15 203H13V204H15ZM33 203V205H34V202H32ZM32 203L31 204H29L30 205V207H32V209H33V206H31L32 205ZM53 203V202H52ZM52 203H51V205H52ZM64 203V202H63ZM74 203V205H76V206H79V205H81L79 202H77L79 205H77V203H75V202H73ZM91 203L93 204V202L91 201ZM102 203H104V201H101V203H99L100 205L102 204ZM109 203H111V202H109ZM146 203H144L143 204V206H146L147 204ZM150 203L151 202H149V205H150ZM162 203H163V201H162ZM184 202H181L180 203V205H182ZM186 203V202H185ZM187 203H188V201H187ZM198 203V202H197ZM196 203V204H197ZM202 203H204V202H201L200 204H202ZM218 203V202H217ZM240 202H239V200H238V204H239ZM246 203V202H245ZM259 203V202H258ZM257 203V204H258ZM263 203V202H262ZM262 203H260V205L262 206ZM12 204V205H13ZM17 204V203H16ZM56 205H57V203H55ZM65 204V203H64ZM85 204V203H84ZM126 204H128L127 202H126ZM146 204V205H145ZM152 204V203H151ZM164 204V203H163ZM171 204H169L170 206H171ZM191 204H194L195 205V203H192L191 202ZM191 204H188V205H191ZM205 204V203H204ZM210 204V205H211ZM216 204V203H215ZM221 203H219V205H220ZM224 204V203H223ZM232 204H236V202L235 203H232ZM231 204V205H232ZM246 204V205H247ZM255 204V207H256V203H254ZM253 204V205H254ZM1 205V204H0ZM6 205V204H5ZM26 206L28 205V204H25ZM47 205H48V203H47ZM46 205V206H47ZM55 205V206H56ZM62 207L64 206V205H62V202H61V204H60ZM60 205H58L59 206V208H57L56 207V209L57 210H55V209H49V210H45L44 208H43V210L44 211H42V213L43 212H45L46 213V215H48V216H51V217H53V215H54V221H55V223H57V227H58V231H59V234H60V236H61V238H62V240L64 239L63 238V235H64V225L67 223V221L66 220H73V219H77V218H80L81 216H83V215H81V216H74L73 215V213L71 212V211H64V209H63V211H62V208L60 207ZM83 205V204H82ZM81 205V206H82ZM87 205V203L85 204V206ZM106 205V204H105ZM111 205V204H110ZM110 205H108L107 204V206H109L110 207ZM114 205V204H113ZM116 205H119V204H116ZM115 205V206H116ZM142 205V204H141ZM169 205H167V206H169ZM194 205H191V206H194ZM214 205V204H213ZM212 205V206H213ZM230 205V206H231ZM263 205H264V203H263ZM4 206V205H3ZM19 206V205H18ZM21 206V205H20ZM25 206V207H26ZM54 206V205H53ZM53 206H51V207H53ZM66 206L68 207V205L66 204ZM88 206H92V205H88ZM88 206H86V207H88ZM129 206V205H128ZM132 206L134 207L135 205H133L132 204ZM157 206V205H156ZM160 205H158V207H159ZM163 206V205H162ZM186 206V205H185ZM199 206V203H198V205H197V207ZM206 206V205H205ZM216 205H214V207H215ZM222 205H220V206H218V207H221ZM224 206V205H223ZM222 206V209L223 208H225V207H223ZM227 206V205H226ZM233 206V205H232ZM231 206V207H232ZM242 206H244V204L242 205ZM247 206H249V205H247ZM260 206V208H264L263 206L261 207ZM7 207V206H6ZM30 207L28 208V206H27V209L29 210L30 209ZM35 207H37V205L35 206ZM96 207V206H95ZM97 207H100L101 208V206H97ZM104 207V206H103ZM102 207V208H103ZM113 207V206H112ZM111 207V209H113ZM133 207H132V209L130 208V211L132 210V211H134V209H133ZM136 207H137V202H136ZM140 207V206H139ZM154 207H155V205H154ZM164 207H166V206H164ZM163 207V208H164ZM173 208L174 207H176V206H174V204H173V206H172ZM180 207V206H179ZM202 207V206H201ZM211 207V206H210ZM217 207V208H218ZM251 207H252V205H251ZM22 208H23V206H22ZM42 208V206H40V210H42L41 209ZM66 208V207H65ZM68 208H70V206L68 207ZM74 208V206H72V209ZM105 208V207H104ZM103 208V209H104ZM121 208H123L122 206H121ZM125 208V207H124ZM156 208V207H155ZM168 208V207H167ZM167 208H164V209H167ZM173 208H171V209H173ZM180 208H182V206L180 207ZM184 208H186V207H184ZM190 208V207H189ZM194 208H196V206L194 207ZM211 208H213V207H211ZM228 208V207H227ZM242 208V207H241ZM248 208H250V207H248ZM258 209H259V207H257ZM257 208H256V210H257ZM0 209H1V206H0ZM16 209H17V206H16ZM77 209V208H76ZM80 209V208H79ZM90 209V208H89ZM88 209V210H89ZM97 209V208H96ZM115 209V208H114ZM161 209V207L158 209V210H160ZM170 209V210H171ZM174 209H176V208H174ZM179 209V208H178ZM177 209V210H178ZM186 209H188V208H186ZM199 209V208H198ZM197 209V210H198ZM202 209H204V208H201V210ZM222 209H215V210H218V212L220 213L221 212V210ZM232 209V208H231ZM231 209H230V212L231 213H233L232 211H231ZM237 209V208H236ZM235 209V210H236ZM244 209V208H243ZM243 209H241V211L243 210ZM245 209H247V207L245 208ZM3 210H5V209H3ZM2 210V211H3ZM9 210V209H8ZM7 210V211H8ZM17 210H19V209H17ZM24 210V209H23ZM27 210V211H28ZM38 210V209H37ZM67 210V209H66ZM70 210H71V208H70ZM88 210H86V211H88ZM116 210V209H115ZM123 210V209H122ZM125 210V209H124ZM127 210H128V208H127ZM136 211H138L139 213L141 212V210L139 211V209L137 210V209H135ZM148 210V209H147ZM154 210H156V209H154ZM168 210V209H167ZM169 210V211H170ZM180 210V212H181V209H179ZM183 210H185V209H183ZM214 210V209H213ZM229 210V209H228ZM233 210V209H232ZM240 210V209H239ZM238 210V211H239ZM248 210V209H247ZM252 210V209H251ZM264 209H262V211H263ZM20 211V210H19ZM30 211V210H29ZM80 211H82V210H80ZM91 211V210H90ZM126 211V210H125ZM124 211V212H125ZM129 211V212H130ZM136 211H135V213H136ZM150 211H151V209H150ZM152 211H153V208H152ZM163 211V210H162ZM193 211H195V210H193ZM193 211H192V213H193ZM199 211H200V209H199ZM199 211L197 212V211H195V212H197V213H199ZM237 211V210H236ZM244 211H246V210H244ZM250 210H248L247 212L248 213H250V215H251V212L252 211H250ZM255 211V210H254ZM13 212H15L14 210H13ZM33 212V211H32ZM35 212V214H37L36 213V211H34ZM73 212H75V209H74V211ZM113 212H115V211H113ZM123 212V211H122ZM121 213V214H125V213ZM127 212V211H126ZM127 213V215L128 214H132V213ZM145 212H147V211H145ZM144 212V213H145ZM149 212V211H148ZM154 212H156V211H153L152 213L155 215V213ZM158 212H161V210L160 211H158ZM179 212V211H178ZM186 212H187V210H186ZM201 213L203 212V215L205 214V216L207 215L206 213V211L204 210H202V211H200ZM205 212V213H204ZM213 212V211H212ZM217 212V213H218ZM229 212V211H228ZM255 212H257V211H255ZM254 212V213H255ZM258 212H260V211H258ZM257 212V214H260V213H258ZM264 212V211H263ZM262 212V213H263ZM12 213V212H11ZM11 213H7V214H10L11 215ZM16 213H17V211H16ZM42 213H41V215H42ZM80 213H83V212H80ZM86 213H88V212H86ZM91 213V212H90ZM93 214H94V212H92ZM110 213V212H109ZM116 213L117 212H115V216H116ZM134 213V212H133ZM134 213V214H135ZM137 214L138 216H140V218L142 219V217H143V215H145V214H143L142 215V217H141V215L140 214H142V213H140V214ZM157 213V212H156ZM165 213H168V212H165ZM182 213H184V212H182ZM188 213V212H187ZM197 213H196V216H197ZM238 213V212H237ZM242 213V212H241ZM246 213V212H245ZM20 214V213H19ZM60 214H63V216H58L57 217V215H60ZM78 214V213H77ZM112 214V213H111ZM118 214V213H117ZM148 214H150V212L148 213ZM162 214H164L163 212H162ZM194 214V213H193ZM200 214V213H199ZM208 214H211V213H209L208 212ZM212 214H214V212L212 213ZM229 214V213H228ZM234 214H235V211H234V213H233V216H234ZM264 214V213H263ZM263 214H260V215H263ZM30 215H32L31 213H30ZM30 215L28 214V217H30ZM34 215V214H33ZM85 215V214H84ZM99 215V214H98ZM98 215H97V218H98ZM105 217H106V215H109L108 214V212H107V214L105 215V214H103ZM102 215V216H103ZM113 215V214H112ZM173 215V214H172ZM177 215V214H176ZM179 215H181V214H179ZM179 215H177L178 216V218H177V216L175 217L176 219H178V221L176 220V219H173V220H171L170 219V217H169V222H167V223H164L163 221V223H159L160 221V219L158 220L159 222L157 223L156 221H154V219H151L150 217L146 220V219H142V221H138V220H141V219H139V217L137 218L138 220H134L133 222L131 221V220H128V222L130 221L132 224L134 223L135 225V229H137V232L139 233V235L141 236V235H147V234H149V235H151V236H148V238L150 237H152L153 235L152 234H155L157 231H158V229L160 230V232H162L163 231V233L165 232V236H166V239H168V241L170 242V238L172 237V238H178V239H180L181 241L182 240H188V242H194L195 241V238H193L192 236V231H193V229H192V231L191 230H189L188 229V227H186V226H184V225H182L181 224V222L179 221ZM190 215V214H189ZM230 215V214H229ZM228 215V216H229ZM232 215V214H231ZM230 215V218L231 217H233V216H231ZM238 215V214H237ZM236 215V216H237ZM250 215H245L244 217L242 216V215H240V217L242 216L243 217V219H244V221H245V223L246 224H254V218H252V217H250ZM252 215H255V214H252ZM0 216H2L1 214H0ZM4 216H6V215H4ZM14 216V215H13ZM22 216H24L23 215V213H22V215H20L19 217H22ZM36 216V215H35ZM40 216V215H39ZM39 216H38V218H39ZM86 216V215H85ZM85 216H84V218H85ZM90 216V215H89ZM94 217H96L95 215H93ZM111 216V215H110ZM110 216H108V217H110ZM129 216H131V215H129ZM134 216V215H133ZM162 216V215H161ZM173 216H175V215H173ZM183 216H185L184 214H182V217ZM191 216V215H190ZM200 216L202 217V215L200 214ZM209 216H211V215H209ZM9 217V216H8ZM11 217V219L13 218L12 216H10ZM17 217V216H16ZM26 217V216H25ZM32 217V216H31ZM34 217V216H33ZM32 217V218H33ZM42 217V216H41ZM43 217H44V215H43ZM87 217H88V214H87ZM112 218H114L113 216H111ZM128 217V216H127ZM132 217V216H131ZM136 217V216H135ZM145 217V216H144ZM143 217V218H144ZM154 217V216H153ZM181 217V216H180ZM181 217V218H182ZM193 217V219H194V216H192ZM211 217H213V215L211 216ZM239 217V218H240ZM255 217H258V215H255ZM264 217V216H263ZM2 218V217H1ZM15 218V217H14ZM38 218H36V219H38ZM83 218V217H82ZM89 218V217H88ZM103 218V222H107L109 219H107V221H104V217H102ZM134 218V217H133ZM133 218H131L132 220H133ZM165 218V217H164ZM174 218V217H173ZM185 218V217H184ZM188 218H189V216H188ZM199 218V217H198ZM204 218V217H203ZM216 218V217H215ZM234 218V217H233ZM238 218V219H239ZM3 219V218H2ZM11 219L9 220V221H11ZM20 219H22V218H19V220ZM26 219V218H25ZM40 219V218H39ZM44 219H47V218H44ZM43 219V221H45ZM49 219H51L50 217H49ZM49 219H47L46 221L48 222V220ZM85 219H87V218H85ZM127 218H125V220H126ZM130 219V218H129ZM135 219V218H134ZM163 219V218H162ZM192 218L190 219L191 221L193 220ZM208 219H209V217H208ZM207 219V220H208ZM229 219V218H228ZM259 219H260V221H261V224H262V222H263V220H261V219H263V218H258L256 221H258V223H259ZM14 220H16V219H14ZM23 220V219H22ZM28 220H30V218H28ZM27 220V221H28ZM35 220V219H34ZM99 220V219H98ZM97 220V221H98ZM164 220V219H163ZM186 220H188L187 218H186ZM204 220V219H203ZM237 219H234L233 220V222H235ZM1 221V220H0ZM9 221H7V222H9ZM17 221V220H16ZM21 221V220H20ZM25 221V220H24ZM30 221H32V220H30ZM42 221V222H43ZM45 221V222H46ZM86 221V220H85ZM101 221H102V219H101ZM110 221V220H109ZM127 221V220H126ZM125 221V222H126ZM181 221H182V219H181ZM189 221V220H188ZM206 220H204V223H206L205 222ZM210 221H212V220H210ZM209 221V222H210ZM231 221V220H230ZM238 221V220H237ZM254 221V222H253ZM4 222V221H3ZM6 222V221H5ZM5 222L3 223V224H5ZM6 222V223H7ZM23 222V221H22ZM34 222V221H33ZM51 222V221H50ZM49 222V223H50ZM53 222V221H52ZM87 222H89L87 225H83L82 227H83V230H84V232L86 233V236H87V238H86V242H85V245L87 244V243H90V237H91V234H92V232H95V231H93V229L96 227V223H100V222H96V219H89V221L87 220ZM124 222V225H126L128 222H126L125 223ZM190 222V221H189ZM193 222V221H192ZM192 222L190 223L191 225H192ZM196 222V221H195ZM195 222H194V225H195ZM208 222V221H207ZM227 222H229V221H227ZM12 223V222H11ZM19 223V222H18ZM26 223V222H25ZM102 223V222H101ZM111 223H112V221H111ZM116 223V222H115ZM122 223V222H121ZM199 223H200V221H199ZM211 223V225H214V223L212 224V222H210ZM220 224H222V222H219ZM219 223H218V225H216V226H219ZM226 222H224V224H225ZM239 224H240V222H238ZM237 223V225H239ZM242 223V222H241ZM244 223V222H243ZM257 223V222H256ZM2 224V222L0 223V225ZM14 224V223H13ZM21 223H19V225H20ZM28 224V223H27ZM27 224H26V226H27ZM30 224V223H29ZM39 224H41V222H39ZM106 224H108V223H106ZM106 224H104V226L106 225ZM190 224H187V225H190ZM197 224V223H196ZM202 224V222L200 223V225ZM230 224V223H229ZM228 224V226H231V225H229ZM261 224H259V225H261ZM6 225V224H5ZM17 225V224H16ZM31 225H33V224H31ZM31 225H29V226H31ZM37 225V223L35 224V226ZM54 225V224H53ZM99 225H101V226H103L102 224H99ZM108 225H110V224H108ZM121 225V224H120ZM193 225V226H194ZM198 225V224H197ZM203 225H206V224H203ZM208 225V224H207ZM234 225H235V223H234ZM233 224H232V226L233 227H236V226H234ZM251 225V226H252ZM256 225H258V224H255V226ZM11 226V225H10ZM22 226V225H21ZM50 226H51V223H50ZM50 226L48 225V227L50 228ZM107 226V225H106ZM122 226V225H121ZM120 226V227H121ZM129 226H131L130 224H129ZM134 226H132L131 228H133ZM208 226H210V225H208ZM225 226H226V224H225ZM227 226V228L229 229V231H230V228ZM245 226V225H244ZM254 226V225H253ZM1 227H5L4 225H2V226H0V228ZM9 227V226H8ZM13 225L10 227L11 228V230H13ZM15 228L14 229H16L17 230V227L16 226H14ZM28 227V226H27ZM43 227H47V225L46 226H44L43 225ZM53 227H55V226H53ZM56 227V228H57ZM98 227V226H97ZM109 227V226H108ZM116 227V226H115ZM118 228H119V226H117ZM205 227V226H204ZM220 227V226H219ZM240 227V226H239ZM238 227V228H239ZM246 227H248V226H246ZM261 227H264L263 226V224L261 225ZM261 227H259V228H261ZM6 228V227H5ZM10 228H9V230H10ZM40 228H42V227H40ZM39 228V229H40ZM49 228H46V229H49ZM52 228V227H51ZM56 228H55V230H56ZM105 229H107L106 227H104ZM124 228V227H123ZM128 228H130V227H128ZM128 228H127V230H128ZM192 228V227H191ZM190 228V229H191ZM202 228V227H201ZM218 228V227H217ZM224 228H226V227H224ZM241 228H243V227H241ZM240 228V229H241ZM259 228H257V229H259ZM19 229V233L20 234H22V229H20V228H18ZM25 229H27L26 227H25ZM38 229V230H39ZM44 229V228H43ZM110 229L111 230H117V228L115 229L114 227H113V229H112V224H111V227H110ZM120 229H122V228H120ZM211 229V228H210ZM209 229V230H210ZM219 229V228H218ZM249 229V227L246 229V231ZM0 230H2V229H0ZM6 230H8V228L6 229ZM9 230L7 231V232H9ZM15 230V231H16ZM51 230H53L54 231V228H52ZM99 230V229H98ZM107 230H109V229H107ZM111 230L109 231L110 233H111ZM119 230V229H118ZM118 230L116 231V232H118ZM124 230V229H123ZM127 230H125V231H127ZM134 230V229H133ZM162 230V231H161ZM197 230H199V229H197ZM202 230V229H201ZM208 230V229H207ZM239 230V229H238ZM244 230V229H243ZM250 231H251V229H249ZM44 231V233H45V235H47L48 234V232L50 231V229H49V231L46 233V231H45V229L43 230ZM43 231H41V232H38L39 234L37 235L36 234V236H39V238H40V233H42ZM53 231H50V232H53ZM58 231H57V233H58ZM65 231H67V229H65ZM101 231V230H100ZM100 231H99V233H100ZM106 231V230H105ZM120 231V230H119ZM128 231H130V230H128ZM203 231H204V229H203ZM213 231V230H212ZM218 231V230H217ZM241 231H242V229H241ZM252 231H254V230H252ZM261 232V234L260 235H262V233H264V228H261V229H259V230H257V232ZM2 232V231H1ZM1 232H0V235H1ZM12 232V231H11ZM27 232V231H26ZM30 232H32L31 231V228H30ZM35 232V231H34ZM121 232V231H120ZM131 232V231H130ZM130 232L128 233V234H130ZM135 232V231H134ZM137 232H135V233H132V234H134L133 236H135V234H137L138 235V233ZM195 232V234H196V238H197V236L198 237H200L199 235H201V234H199V235H197V233H196V231H194ZM202 232V231H201ZM206 232V231H205ZM204 232V233H205ZM209 232H211V230L209 231ZM223 234H226V233H224L223 231H221ZM221 232H220V235H221ZM227 232V231H226ZM245 232V231H244ZM3 233V232H2ZM16 233L17 232H15V234L13 233V235H16ZM19 233L16 235L17 237H18V235H19ZM24 233H25V231H24ZM109 233V234H110ZM119 233V232H118ZM158 233H159V231H158ZM207 233H208V231H207ZM206 233V234H207ZM255 234H256V232H254ZM6 234H8V233H4V235H6ZM10 234V233H9ZM8 234V235H9ZM30 234V233H29ZM35 234V233H34ZM104 234V233H103ZM103 234H101V235H103ZM112 234H116V233H112ZM120 234V233H119ZM124 235L126 234V233H123ZM205 234V235H206ZM214 234V233H213ZM218 234V233H217ZM258 234V233H257ZM256 234V235H257ZM12 235V234H11ZM27 235H28V233H27ZM27 235H26V237H27ZM42 235V234H41ZM50 234H48V236H49ZM52 235H54V236H56V234H55V232L52 234ZM96 235V234H95ZM101 235H98L99 237H101ZM120 235H122V233L120 234ZM136 235V236H137ZM139 235H138V238H140L139 237ZM156 235V234H155ZM211 235V234H210ZM210 235H206L205 237H207V236H210ZM219 235V236H220ZM228 235H229V233H228ZM259 234L257 235V236H260ZM22 236H23V234H22ZM25 236V235H24ZM43 236V235H42ZM51 236V235H50ZM50 236H49V238H50ZM97 236V237H98ZM116 237H117V235H115ZM126 236H127V234H126ZM147 236H143L144 238H145V240L147 241V239H146V237ZM164 236V237H165ZM203 236H204V234H203ZM226 236V235H225ZM224 236V237H225ZM254 236V235H253ZM264 236V235H263ZM29 240L30 239H32L31 237H33V236H31V235H29ZM52 237V236H51ZM57 238L59 237L58 236V234H57V236H56ZM55 237V238H56ZM94 237V236H93ZM106 237H110V235H108V236H106ZM105 236H104V238H106ZM112 237H113V235H112ZM130 236H128V238H129ZM142 237V236H141ZM142 237V238H143ZM158 237H160V238H162L161 237V235H159ZM170 237V238H169ZM201 237H202V235H201ZM205 237H203V239H206ZM210 237H212V236H210ZM209 237V238H210ZM214 237H215V235H214ZM214 237H212V238H214ZM223 236H221V238H224ZM228 236H226L225 238H227ZM260 237H262V236H260ZM1 238H3L2 236H1ZM4 238L6 239V237L4 236ZM9 238V237H8ZM11 238V237H10ZM16 238V237H15ZM20 238V237H19ZM22 238V237H21ZM38 238V237H37ZM43 238V237H42ZM56 238V239H57ZM92 238V237H91ZM102 238V237H101ZM115 238V237H114ZM120 238H122V236L121 237H119L118 239H117V241L120 239ZM123 238H126V237H123ZM122 238V239H123ZM127 238V239H128ZM135 238V237H134ZM142 238H140L142 241L144 240V239H142ZM155 238H156V236H155ZM211 238V241H213V245H214V243H216V242H214V240ZM217 236H216V239L215 240H217ZM256 238V237H255ZM5 239H3V240H5ZM24 240L26 239V238H23ZM22 239V240H23ZM35 239H36V237H35ZM35 239H34V243H35ZM60 239V237L57 239V240H59ZM97 241L99 240L98 238H95ZM95 239H93L92 238V240H94L95 241ZM113 239V238H112ZM116 239H115V241H116ZM127 239H126V241H127ZM136 239H137V237H136ZM170 239V240H169ZM200 239V238H199ZM202 239V238H201ZM220 239V238H219ZM28 240V241H29ZM40 241L39 242H43V240H41V239H39ZM52 240H55V239H52ZM52 240H51V242H52ZM65 240V239H64ZM125 239H123L122 241H124ZM132 240V239H131ZM135 240V239H134ZM134 240H132V241H134ZM152 240H153V238H152ZM156 240V239H155ZM158 240V239H157ZM160 240V239H159ZM158 240V241H159ZM163 240V239H162ZM221 240V239H220ZM219 240V241H220ZM226 240V239H225ZM225 240H223L224 242H225ZM0 241H1V239H0ZM10 241H12V240H10ZM14 241V240H13ZM17 241H19L18 243H20L21 242V240L19 239H17ZM28 241H26V242H28ZM37 241V240H36ZM94 241H91V243L92 242H94ZM115 241H113V242H115ZM122 241H119V243L120 242H122ZM137 241H139L138 239H137ZM148 241H149V243H150V240L148 239ZM154 241V240H153ZM167 241V242H168ZM172 241V240H171ZM197 241H199L198 240V238H197ZM201 241V240H200ZM199 241V243H201ZM208 240H206V241H204V242H202L201 244H199L198 245V247L201 249L203 246H208L209 244H208V242H207ZM209 241H210V239H209ZM218 241V242H219ZM222 241V240H221ZM221 241H220V243H221ZM2 243H5V241H1ZM30 242V241H29ZM33 241H31V243H32ZM57 242H59V241H57ZM66 242V241H65ZM100 242H103V239H101L99 242H96L97 244H99ZM105 242V243H104ZM104 242H103V244L102 243H100L99 245H97V244H95V243H93L94 245H97L96 247H97V249L99 250L98 252L100 253V252H104V249L106 248L107 250L109 249V247H107V246H110V245H106V244H109L107 241H105L104 240ZM107 242V243H106ZM110 242H112V241H110ZM128 242V241H127ZM136 242V241H135ZM162 242V241H161ZM165 242V241H164ZM163 242V243H164ZM177 242V239H176V241H175V243ZM218 242H217V244H218ZM227 245L229 244V241H228V238H227ZM231 242V241H230ZM9 244H11L10 242H8ZM16 243V242H15ZM25 243V242H24ZM34 243H32V244H34ZM47 243H49V241H47ZM56 243V242H55ZM117 243V242H116ZM125 243V242H124ZM139 243V242H138ZM155 243H157V242H155ZM163 243H160V241H159V244H163ZM173 243H174V240H173ZM174 243V244H175ZM179 243H181V242H179ZM210 243V242H209ZM212 243V242H211ZM220 243H219V245H220ZM260 243H261V241H260ZM21 244H23V242H21ZM27 244V243H26ZM36 244V243H35ZM34 244V245H35ZM52 244V243H51ZM51 244H47V246L49 247V246H51ZM64 244V243H63ZM63 244H62V246H63ZM106 246H105V245ZM135 244V243H134ZM143 244H144V242H143ZM142 244V245H143ZM158 244V245H159ZM165 244V243H164ZM174 244H171L170 243V248H171V245H174ZM195 244V243H194ZM208 244V245H207ZM216 244V245H217ZM225 244V243H224ZM4 245H7V244H4ZM3 245V246H4ZM12 245V244H11ZM25 245V244H24ZM34 245H32V246H34ZM38 245H41V243L39 244L38 243ZM38 245H36V246H38ZM45 246H46V244H44ZM84 245V246H85ZM89 244H87L86 246H88ZM127 245V244H126ZM141 245V246H142ZM158 245H157V247H158ZM166 245V244H165ZM164 245V246H165ZM186 245H187V243H186ZM212 245V246H213ZM226 245V246H227ZM230 245H232V244H230ZM230 245H228V246H230ZM1 247V245H0V249L1 248H4V247ZM8 246V245H7ZM30 247H31V244L29 245ZM28 246V247H29ZM44 246V247H45ZM47 246H46V248H47ZM118 246H120V245H118ZM125 246V245H124ZM135 246V245H134ZM148 246V245H147ZM150 246V245H149ZM153 246V245H152ZM151 246V247H152ZM224 246V245H223ZM8 247H10V246H8ZM7 247V248H8ZM12 247V246H11ZM17 246H15V248H16ZM25 247V246H24ZM24 247H21V248H23L24 249ZM61 246L59 245V248H60ZM64 247H66V245H64L63 247H61V248H64ZM68 247V246H67ZM83 246H81V247H79V248H74V247H72L70 250H69V252H76V250H79V251H81V254L83 255V254H85V252L87 251L88 252V256L87 257H90L91 256V253H89V248H85V252H83L82 253V248ZM114 247V246H113ZM113 247H110V248H113ZM121 248H123L124 250H126L124 247H122V246H120ZM156 246H155V250L157 249H159V247L157 248ZM162 247H163V245H162ZM190 247V246H189ZM194 247V246H193ZM196 247V246H195ZM194 247V248H195ZM215 247H217V246H215ZM223 248V247H221V246H218V248ZM231 248L233 247V246H230ZM6 248V247H5ZM6 248V249H7ZM15 248H12V249H14L15 250ZM39 248V247H38ZM37 248V250H42L41 248H42V246H40V249H38ZM46 248H44L45 250H46ZM56 248V247H55ZM57 248H58V246H57ZM82 248V249H81ZM92 248H93V246H92ZM92 248L90 249V250H92ZM127 248V247H126ZM128 248H129V245H128ZM131 248H134V247H131ZM142 248H144V249H146L145 247H142ZM154 248V247H153ZM153 248H151L150 249V247H149V250H152ZM164 248V247H163ZM166 248V247H165ZM192 248V247H191ZM190 248V249H191ZM204 248V247H203ZM208 248V247H207ZM207 248H206V250L205 251H203V252H205L206 253V255L204 256V257H202V258H204V260H201L202 258H197L195 255V257H193V254H194V251H192L193 253H192V256H191V259H188V260H186L184 263H180V264H233L234 262L232 261L231 263H229V262H227L225 259H224V257H222L221 255V257L222 258H220V256H219V258H217V260L219 259V261L216 263L215 261H214V256H215V254H212L211 256L210 255H208L207 254V252L206 251H208L209 250V248H208V250H207ZM233 248H235V247H233ZM258 248V247H257ZM25 249L27 250L28 248L27 247H25ZM30 249V248H29ZM32 249V248H31ZM30 249V250H31ZM35 250H36V248H34ZM43 249V250H44ZM47 249H49V248H47ZM66 249V248H65ZM81 249V250H80ZM93 249H95V248H93ZM180 249V248H179ZM178 249V250H179ZM189 249V250H190ZM198 249V248H197ZM210 249H212V248H210ZM228 249H229V247H228ZM11 250V249H10ZM17 251L16 252H19L18 250H20V249H16ZM26 250H24V251H26ZM29 250V251H30ZM34 250V251H35ZM50 250V249H49ZM49 250H46V252L50 255L51 253H49V252H52L53 251V247H52V251H49ZM84 250V249H83ZM113 250H114V248H113ZM115 250H116V247H115ZM114 250V251H115ZM132 250V249H131ZM136 250V249H135ZM147 250H148V248H147ZM154 250V249H153ZM160 250H161V248H160ZM187 250V252H188V249H186ZM192 250H194V249H192ZM199 250V249H198ZM202 250V249H201ZM201 250H199L200 252H201ZM218 250V249H217ZM216 250V251H217ZM225 250V249H224ZM230 250H233V253H236L235 251L237 250V248H236V250L234 251V249H230ZM260 250V249H259ZM3 251V250H2ZM2 251L0 250V252L2 253ZM6 251V250H5ZM8 251H9V249H8ZM13 251V250H12ZM11 251V252H12ZM21 251V250H20ZM33 251V255H32V253H31V255L32 256H34L35 257V255L34 254H38V253H36V252H34ZM56 251H58V250H55L54 251V253H57ZM61 251L62 250H60V254L62 255V253H61ZM64 251V250H63ZM66 251H67V249H66ZM114 251L112 252V251H110V252H112V253H114ZM121 251V250H120ZM134 251V250H133ZM179 251H182V250H179ZM213 251V250H212ZM215 251V250H214ZM219 251H221V249H219ZM226 251V250H225ZM224 251V252H225ZM261 252L262 251H264L263 249L262 250H260ZM32 252V251H31ZM42 252H44V251H42ZM45 252V253H46ZM94 252V251H93ZM92 252V253H93ZM98 252L96 251L95 252V254H98ZM116 252V251H115ZM138 252V251H137ZM136 252V253H137ZM143 252V251H142ZM141 252V253H142ZM145 252V251H144ZM155 252V251H154ZM157 252H159V251H157ZM162 252V251H161ZM177 253H178V251H176ZM183 253H184V251H182ZM208 252H210V251H208ZM5 253V254H4ZM3 253V255H1V257L3 256H6V253H7V251L6 252H4ZM13 253H14V251H13ZM25 253V252H24ZM26 253H29L28 251H26ZM46 253V254H47ZM77 253H78V251L76 252V257L78 256L77 255ZM108 253H109V251H108ZM120 253V252H119ZM148 253V252H147ZM151 253H152V251H151ZM163 253H165L164 252V250H163ZM163 253L161 254L160 253V255L162 256L163 255ZM176 253V255L178 256L179 254H177ZM181 253V252H180ZM183 253H181V254H183ZM213 253H215V252H213ZM232 253V254H233ZM259 253V252H258ZM257 253V254H258ZM16 254V253H15ZM19 255L21 254L20 252L18 253ZM22 254H23V251H22ZM59 254V253H58ZM59 254V255H60ZM80 254V255H81ZM90 254V255H89ZM104 254H105V252H104ZM117 254V252L115 253V255ZM128 254H130V253H128ZM134 255H135V252L133 253ZM144 254L145 253H143L141 256H144ZM155 254V253H154ZM157 254V253H156ZM169 254V253H168ZM186 255H188L187 253H185ZM200 255V257L202 256L201 255V253H199ZM219 254H222V252L221 253H219ZM223 254H225L226 255V252L225 253H223ZM228 254V253H227ZM256 254V255H257ZM259 254H261V253H259ZM17 255V254H16ZM27 257H30V256H28L27 254H25ZM65 255H67L66 253H65ZM64 255V256H65ZM94 255V254H93ZM99 255V254H98ZM119 255V254H118ZM148 255V257H149V254H147ZM152 254H150V256H151ZM166 255H167V253H166ZM172 255V254H171ZM173 255H175V254H173ZM196 255H197V252H196ZM237 255H239V251H238V254ZM12 256V255H11ZM15 256V255H14ZM24 256V255H23ZM31 256V257H32ZM38 256H40V255H38ZM38 256H36V257H38ZM86 256V255H85ZM96 256V255H95ZM94 256V257H95ZM99 256H102V254L101 255H99ZM120 256V255H119ZM122 256V255H121ZM129 256V255H128ZM132 256V255H131ZM146 256V255H145ZM156 256H158V255H155V257ZM170 256V255H169ZM184 255H182L181 257H179V258H182ZM198 256V257H199ZM206 256H208L206 259H205V257ZM257 256H259L260 257V255H257ZM261 256H263V255H261ZM6 257H10V255L8 256H6ZM17 257V256H16ZM19 257V256H18ZM21 257V256H20ZM42 257V256H41ZM40 257V258H41ZM55 257L56 256H54L53 255V257L52 258H54L55 259ZM58 257V256H57ZM75 257V256H74ZM79 257V256H78ZM82 257V256H81ZM96 257H98V256H96ZM104 257H105V255H104ZM115 257H117V255L115 256ZM113 255H112V258H115ZM147 256L145 257V258H143L142 257V259H146V261L145 262H147V258H148ZM188 257H190V256H188ZM193 257V258H192ZM226 257V256H225ZM228 257V256H227ZM238 257V256H237ZM242 256L241 255H239V257L238 258H241ZM25 258V257H24ZM61 258V257H60ZM91 258V257H90ZM92 258H93V256H92ZM91 258V259H92ZM111 258V257H110ZM110 258H109V260H110ZM163 258V257H162ZM168 258V257H167ZM172 258V257H171ZM170 258V259H171ZM177 258V257H176ZM184 258H186L187 259V257H184ZM184 258H182V259H184ZM229 258V257H228ZM232 258V257H231ZM245 258V257H244ZM263 258V257H262ZM7 259V258H6ZM11 259V258H10ZM9 259V260H10ZM13 259V258H12ZM17 259V258H16ZM19 259H21V258H19ZM38 259H39V257H38ZM41 259H43V258H41ZM40 259V260H41ZM71 259V258H70ZM75 259H77V258H75ZM74 258H73V260L75 261L74 263L75 264H78V259H80V257L77 259V262H76V260H75ZM82 259V258H81ZM86 259V258H85ZM84 259V257H83V260H85ZM101 259V257L98 259V260H100ZM108 259V257H107V255H106V259H103V261H105V260H107ZM117 259V258H116ZM118 259H120V258H118ZM139 259H140V257H139ZM164 259H165V257H164ZM163 259V260H164ZM170 259H169V261H167V259H166V261H165V263L166 264H170L171 262H170ZM180 260V261H184V260ZM233 259V258H232ZM234 259L236 260V258L234 257ZM29 260V259H28ZM52 260V259H51ZM56 260V259H55ZM54 260V261H55ZM61 260V259H60ZM64 260H66V258L64 259ZM63 260V262H65ZM94 260H96V261H94L95 263H93V264H101V263H98L97 262V259H95L94 258ZM108 260V261H109ZM113 260V259H112ZM122 260V259H121ZM124 260V259H123ZM149 260H152V259H149ZM156 260V259H155ZM179 260V259H178ZM177 260V261H178ZM228 260V259H227ZM238 260V259H237ZM244 259L242 258L241 259V261H243ZM247 260V259H246ZM245 260V261H246ZM263 261H264V259H262ZM15 261H17V260H15ZM27 261V260H26ZM31 261H33V260H31ZM35 261V260H34ZM57 261V260H56ZM82 261V260H81ZM85 261H87V259L85 260ZM89 261H90V259H89ZM102 261V260H101ZM102 261V262H103ZM116 262V260H113V262ZM119 261V260H118ZM118 261H117V263H118ZM140 261H142V260H140ZM144 261V260H143ZM157 261V260H156ZM158 261H161V260H158ZM173 261H175V260H173L172 259V262ZM179 261V262H180ZM229 261V260H228ZM241 261H239V262H241ZM249 261V260H248ZM28 262V261H27ZM46 262V261H45ZM58 262V261H57ZM68 263H69V261H67ZM66 262V263H67ZM73 262V261H72ZM80 262V261H79ZM100 262V261H99ZM144 262V263H145ZM258 262V261H257ZM48 263V262H47ZM66 263H64V264H66ZM83 263H85L84 261H83ZM82 263V264H83ZM88 263V262H87ZM87 263H85V264H87ZM90 263V262H89ZM88 263V264H89ZM105 263V262H104ZM109 263H110V261H109ZM143 263V262H142ZM141 263V264H142ZM143 263V264H144ZM147 263H149V262H147ZM150 263H152L153 264V262H151L150 261ZM154 263H155V261H154ZM244 263V262H243ZM9 264V263H8ZM13 264H15V263H13ZM36 264V263H35ZM51 264V263H50ZM71 264V263H70ZM80 264V263H79ZM91 264V263H90ZM111 264H115V263H111ZM156 264V263H155ZM158 264V263H157ZM162 264H164L163 262H162ZM174 264H176V263H174ZM239 264H242V263H239ZM244 264H246V263H244ZM260 264V263H259Z\"/></svg>", "mask_w": 264, "mask_h": 264}, {"label": "clouds", "instance_id": "clouds-1", "mask_svg": "<svg viewBox=\"0 0 264 264\" xmlns=\"http://www.w3.org/2000/svg\"><path fill=\"white\" fill-rule=\"evenodd\" d=\"M56 3L66 12L82 48L92 55L107 56V83L122 69L131 71L158 56L175 35L167 0H119L118 4L113 0H56ZM118 20L121 31L113 39L111 34ZM57 63L63 75L54 86L42 90L40 107L57 136L68 147L78 148L104 133L110 125L106 118L109 108L106 85L97 80L91 64L80 59V46L63 45ZM162 70L167 71L163 66ZM219 216L222 222H227V209L223 208ZM66 221L65 243L74 248L84 246L87 236L82 226L89 222L82 217ZM229 238L245 256H255L259 250L253 235H245L235 227L231 228ZM128 264H141V261L134 255Z\"/></svg>", "mask_w": 264, "mask_h": 264}]
</instances>
